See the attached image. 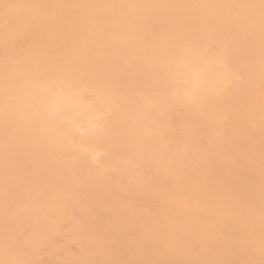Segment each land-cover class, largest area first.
Listing matches in <instances>:
<instances>
[{"label":"rangeland","instance_id":"1","mask_svg":"<svg viewBox=\"0 0 264 264\" xmlns=\"http://www.w3.org/2000/svg\"><path fill=\"white\" fill-rule=\"evenodd\" d=\"M39 1V2H38ZM215 1V2H214ZM222 1V2H221ZM220 4L218 5V3ZM256 2V3H255ZM215 3V4H214ZM217 3V4H216ZM223 3V4H221ZM253 3L256 5H253ZM227 7H226V6ZM217 6V7H216ZM225 6V7H224ZM219 7V8H218ZM221 8V9H220ZM224 8V9H223ZM227 8V9H226ZM218 10V11H217ZM222 11V12H221ZM263 11V12H262ZM262 13V14H261ZM264 0H0V32L5 33V37L0 42V68L6 67L0 74V154L3 159L0 161V188L1 200L0 208V264H133L136 255H129L128 257L120 258V254L126 249H136L139 247H148V251L143 253L142 258L152 264H160L161 260L174 259V261L183 264H263L264 262ZM220 15V16H219ZM230 15V16H229ZM260 15V16H259ZM263 16V17H262ZM221 17V18H220ZM224 17V18H223ZM226 17V18H225ZM216 18V19H215ZM218 18V19H217ZM228 18V19H227ZM261 18V20H260ZM63 19V20H62ZM215 19V20H214ZM222 19V21H221ZM263 19V20H262ZM220 24H219V22ZM224 20V21H223ZM228 22H227V21ZM232 20V22L230 21ZM254 20V21H253ZM218 23H217V22ZM251 23H250V22ZM256 21H262V24ZM151 22L148 29H144L145 23ZM213 22V23H212ZM222 22V23H221ZM256 24H254V23ZM214 26H212V24ZM241 23V24H240ZM249 23L252 25H249ZM226 24V25H225ZM235 24V25H234ZM261 24V27H260ZM152 25V26H151ZM158 25V26H156ZM210 25V26H209ZM220 25V26H219ZM222 25V26H221ZM227 27H225V26ZM240 25L242 26L240 28ZM249 25V26H248ZM156 26V27H155ZM215 28V29H213ZM219 26V27H218ZM254 26V28H252ZM257 26V27H256ZM263 26V28H262ZM104 30H102V28ZM223 27V28H222ZM234 27V28H233ZM251 27V28H250ZM259 27V29H258ZM219 28V29H218ZM236 28V29H235ZM256 28V29H255ZM99 29V30H97ZM199 29V31L195 30ZM204 29V30H203ZM223 29V30H222ZM234 29V30H233ZM255 30L254 32L252 30ZM262 29V30H260ZM145 30V31H144ZM147 30V31H146ZM209 30V31H208ZM222 34H221V32ZM240 30V31H239ZM245 30V31H243ZM8 31V32H7ZM91 31V32H90ZM98 31V32H97ZM104 31V32H103ZM107 31V32H105ZM187 31V32H186ZM193 32V35L191 32ZM196 31V32H195ZM228 34H227V32ZM239 31V33H238ZM242 31V32H241ZM249 31V32H246ZM252 31V32H251ZM93 32V33H92ZM217 32V33H216ZM241 32V34H240ZM262 32V34L260 33ZM78 33V34H77ZM92 33V34H91ZM185 33V34H182ZM189 33V34H188ZM224 33V34H223ZM245 33V34H244ZM253 33V34H252ZM10 34V35H9ZM206 34V35H205ZM216 34V35H215ZM239 34V35H238ZM243 34V35H242ZM92 35V36H91ZM184 35V36H183ZM190 35V36H189ZM192 35V36H191ZM198 35V36H197ZM205 35V36H204ZM227 35V37H225ZM241 35V36H240ZM247 35V36H246ZM260 35V36H258ZM84 36L86 38H84ZM181 36V37H180ZM188 36V37H187ZM200 36V37H199ZM218 36V37H217ZM223 36V37H222ZM246 36V37H245ZM249 36V40L246 39ZM258 36V38H257ZM263 36V38H262ZM4 37V34L1 36ZM90 37V38H89ZM92 37V38H91ZM179 37V39H178ZM183 37V39H182ZM209 37V38H208ZM261 37V39L259 38ZM89 38V39H88ZM190 38V39H189ZM193 38V40H192ZM198 38V41L196 40ZM211 38V40H210ZM221 38V39H220ZM243 38V40H242ZM257 38V39H255ZM186 39V40H184ZM255 39V40H254ZM93 40V41H92ZM111 40V41H109ZM175 40V41H174ZM190 40V43L188 42ZM203 40V42H202ZM242 40V41H241ZM251 40V41H250ZM261 40V42H260ZM263 40V42H262ZM180 41V42H178ZM185 41V42H184ZM193 41V42H192ZM201 41V42H200ZM206 41V42H205ZM213 41L211 44L208 42ZM254 41V42H252ZM257 41V42H256ZM87 42H89L87 44ZM183 42V43H182ZM199 42V44H198ZM245 47L242 46L244 45ZM248 42V43H246ZM2 43V44H1ZM181 43V45H180ZM185 43V44H184ZM188 43V44H187ZM192 43V44H191ZM194 43V44H193ZM252 43V44H251ZM257 43V44H254ZM92 44V45H91ZM178 48L175 51V46ZM179 44V45H177ZM218 46H216V45ZM247 44V45H246ZM250 44V46L248 45ZM260 45L259 47L257 45ZM87 45V46H86ZM90 45V46H89ZM193 46L191 49L189 46ZM199 45V46H196ZM221 47H220V46ZM226 47H224V46ZM254 45V46H253ZM184 50L182 51V47ZM187 46V47H186ZM190 46V47H191ZM196 46L195 51L194 47ZM211 46V47H210ZM248 46V47H247ZM254 50H253V47ZM257 48H256V47ZM174 47V48H173ZM181 47V48H179ZM204 47V48H202ZM213 47V48H212ZM224 47V48H223ZM242 47V48H241ZM210 48V49H209ZM217 48V49H216ZM222 48V49H221ZM244 48V49H243ZM259 48V49H258ZM262 48V49H261ZM189 49V50H187ZM203 51H202V50ZM213 49V50H212ZM228 49V50H227ZM242 49V50H241ZM248 49L247 51H245ZM257 49V50H256ZM193 50V51H192ZM251 50V51H250ZM173 51L171 55V52ZM175 51V53H174ZM182 51V52H181ZM194 52V53H191ZM224 51V52H223ZM228 51V52H227ZM242 51V52H241ZM178 52V53H177ZM185 52V53H183ZM188 54H187V53ZM198 52L201 55H198ZM208 52V53H207ZM212 52V53H211ZM227 54H226V53ZM240 52V53H238ZM244 52V53H243ZM246 52V53H245ZM251 52V54H250ZM254 52V53H253ZM258 52V53H256ZM182 55H181V54ZM199 53V54H200ZM206 55H205V54ZM222 53V54H221ZM237 53L239 55H237ZM243 55H242V54ZM248 53V54H247ZM177 56H176V55ZM194 54V56H193ZM203 54V56H202ZM212 54V55H211ZM218 54V56H217ZM242 56H241V55ZM246 54V55H245ZM259 54V55H256ZM192 55V56H191ZM202 56L199 58L198 56ZM214 55V56H213ZM251 55V56H250ZM172 56L178 57L177 59ZM185 56V58H184ZM187 56L190 57L187 58ZM197 56V57H196ZM206 56V57H205ZM210 56V58H209ZM212 56V58H211ZM217 56V57H216ZM227 56V57H226ZM257 56V57H256ZM259 56V57H258ZM194 57L197 58L194 60ZM226 57V59H225ZM238 57V59H237ZM239 57H242L241 59ZM248 57V58H247ZM257 59H256V58ZM261 57V58H260ZM85 58V59H84ZM199 58V59H198ZM208 60H206V59ZM219 58V59H218ZM244 58V59H243ZM65 59V60H64ZM185 59V60H184ZM203 59V60H202ZM212 62H211V60ZM223 59V60H222ZM229 59V60H228ZM262 59V60H261ZM27 60V61H26ZM62 60V61H61ZM68 60V61H67ZM83 60V64H82ZM181 60V61H180ZM189 60V61H188ZM198 60V61H197ZM200 60V61H199ZM217 60V62H216ZM228 60V61H226ZM241 60V61H240ZM244 60V61H243ZM254 60V61H253ZM67 61V63H66ZM73 61V62H72ZM177 61L178 65L175 64ZM186 61V62H185ZM192 61L191 64L188 62ZM214 61V62H213ZM250 61V62H248ZM256 61V62H255ZM31 62V63H30ZM48 62V63H47ZM52 62L54 64H52ZM58 62V65H57ZM69 62V63H68ZM72 62L73 64H71ZM182 62V63H181ZM196 62L199 63L195 64ZM201 62V64H200ZM209 62V63H208ZM216 62V64H215ZM228 62V63H227ZM241 62V63H240ZM245 62V64H244ZM63 63V64H62ZM77 63V64H75ZM86 63V64H84ZM174 63V64H172ZM194 63V64H193ZM205 63V64H204ZM206 63L208 66H206ZM215 70L212 69L213 64ZM218 63V64H217ZM224 63V64H223ZM246 63L247 66L246 67ZM251 63V64H250ZM255 63V64H254ZM29 64V65H28ZM31 64V65H30ZM61 64V65H60ZM68 64V65H67ZM71 64V65H70ZM78 64H82L78 66ZM98 64V65H97ZM203 64V65H202ZM229 64V65H228ZM241 64V65H240ZM22 65V66H21ZM50 65V66H48ZM56 65V66H54ZM75 67H74V66ZM95 69L93 70V67ZM185 65V66H184ZM195 65V66H193ZM212 65V66H211ZM217 65V66H216ZM245 65V66H244ZM21 66L20 68H18ZM24 66V67H23ZM29 69H27L28 67ZM32 66L34 68H32ZM48 68H46V67ZM76 66L78 68H76ZM85 66V67H84ZM179 66V67H178ZM188 66V67H187ZM203 68H202V67ZM227 66V67H226ZM231 66V67H230ZM56 67V68H54ZM58 67V68H57ZM60 67V68H59ZM83 67V68H82ZM163 69L161 72L159 68ZM173 67L175 70L173 71ZM187 67V68H186ZM193 69H192V68ZM210 67V68H209ZM229 67V69H228ZM244 67V68H243ZM251 67V68H250ZM255 67V68H253ZM259 67V68H258ZM23 68L26 70H23ZM32 68V69H30ZM53 68V69H52ZM62 68V69H61ZM68 68V69H67ZM81 68V69H80ZM135 68V69H134ZM182 68V69H181ZM189 68V69H188ZM208 68V69H207ZM219 68V69H218ZM227 68V69H226ZM243 68V69H242ZM246 68V69H245ZM263 68V69H262ZM11 69V71H10ZM18 69V70H17ZM35 69V70H34ZM43 69V71H42ZM50 72H49V70ZM59 69V70H57ZM74 69V70H71ZM78 69V70H77ZM158 69V70H157ZM172 69V70H171ZM178 69V70H177ZM198 71H197V70ZM202 69V70H201ZM206 69V70H205ZM223 69V70H221ZM240 69V70H239ZM245 69V70H244ZM250 69V70H249ZM262 69V70H261ZM9 70V72H7ZM15 70V71H12ZM20 70V73L18 72ZM22 70V71H21ZM67 70V71H66ZM70 70V71H69ZM84 70V71H82ZM169 70V71H168ZM177 70V73H176ZM208 70V73L206 72ZM217 70V71H216ZM229 70V72L227 71ZM248 70V71H247ZM254 70V71H253ZM259 70V71H258ZM29 71V72H28ZM33 71V72H32ZM42 71V72H41ZM56 71V73H54ZM60 71V72H59ZM89 71H91L89 73ZM98 73H97V72ZM141 71V72H140ZM166 71V72H165ZM189 71L191 75H189ZM199 73H197V72ZM226 71V72H224ZM263 71V72H262ZM16 72V73H15ZM18 72V73H17ZM21 72L23 75H21ZM27 74H26V73ZM67 72V73H66ZM70 72V73H69ZM140 72V73H139ZM171 72V73H170ZM188 72V74H186ZM204 72V73H203ZM214 72V73H213ZM219 72V73H218ZM242 72V73H241ZM246 72V73H244ZM261 73L263 76H260ZM7 75H6V74ZM12 73V74H10ZM38 73V74H37ZM54 73V74H53ZM76 73V75H75ZM85 73V74H82ZM94 75H93V74ZM157 73V74H156ZM159 73V74H158ZM165 73V74H164ZM172 73L174 75H172ZM180 73V75H179ZM185 73V74H184ZM196 73V74H195ZM202 73V75H201ZM206 73V74H205ZM227 73V74H224ZM233 73V75H232ZM240 75H239V74ZM244 73V74H243ZM250 73V74H249ZM257 75H256V74ZM10 74V75H9ZM15 74V75H14ZM18 74V75H17ZM20 74V75H19ZM37 74V75H36ZM40 74V75H39ZM89 74V75H88ZM90 74H92L90 76ZM208 74V75H207ZM242 74V75H241ZM248 76H247V75ZM4 75V76H3ZM10 77H9V76ZM26 75V76H25ZM36 75V76H35ZM45 75H47L45 77ZM68 75V76H67ZM71 75V76H70ZM84 75V76H83ZM88 75V79L86 77ZM176 75V76H175ZM182 75V76H181ZM187 75V80L185 79ZM195 75V76H194ZM201 75V76H200ZM206 77H205V76ZM231 75V76H230ZM237 78L235 79V77ZM241 76V77H238ZM245 75V77H244ZM13 78H12V77ZM20 76V77H19ZM41 76L43 78H41ZM59 76V77H58ZM61 76V77H60ZM64 76V78H63ZM73 76V77H72ZM173 76V78H172ZM181 76L183 79L181 80ZM188 76L191 77L188 79ZM199 76L200 80H199ZM212 78H211V77ZM243 76V77H242ZM247 76V77H246ZM33 77V78H32ZM35 77V78H34ZM59 79H58V78ZM81 77V78H80ZM84 77V78H83ZM94 77V78H93ZM159 77V78H158ZM196 77V78H194ZM219 77V79H218ZM250 77V78H249ZM27 78V79H25ZM48 78V79H46ZM77 78V79H76ZM92 78V79H91ZM205 78V79H204ZM263 78V79H262ZM6 79V80H5ZM11 79V80H10ZM14 79H16L14 81ZM19 79L21 81H19ZM65 79V80H64ZM83 79V81H82ZM85 79V82H84ZM179 79V81H178ZM197 79V80H196ZM203 79V80H202ZM222 79V80H221ZM258 79V80H257ZM5 80V82H4ZM9 80V81H7ZM23 80V81H22ZM27 80V81H26ZM30 80V81H29ZM34 80V81H33ZM40 80V81H38ZM54 80V81H53ZM71 80V81H70ZM74 80V82L72 81ZM75 80L79 81L78 83ZM174 80H177L174 81ZM191 80V81H189ZM193 80H195L193 82ZM208 80V82L204 81ZM33 81V83H32ZM44 81V82H43ZM50 81V82H49ZM53 81V82H52ZM60 81V83H59ZM63 81V82H62ZM88 81V82H87ZM91 81V82H90ZM93 81V82H92ZM183 81V83H182ZM201 81V82H200ZM217 83H215V82ZM224 83H222V82ZM227 81V82H226ZM10 82V84L8 83ZM14 84H12V83ZM20 82V83H19ZM22 82V83H21ZM36 82V87L35 83ZM52 82V83H51ZM84 82V83H82ZM132 82V83H131ZM193 82V83H191ZM200 82V83H199ZM206 82V83H203ZM230 82V84H229ZM255 82V83H254ZM257 82V83H256ZM9 85H8V84ZM66 83V84H64ZM206 85L204 87L203 84ZM213 83V84H212ZM215 83V84H214ZM227 83V84H226ZM232 83V84H231ZM261 83V84H260ZM3 84V86L1 85ZM20 84V86L18 85ZM32 84V85H31ZM52 84L54 86H52ZM64 84V85H62ZM70 84L69 86H67ZM74 84V85H73ZM84 86L85 89L81 88ZM156 84V85H155ZM180 88H179V86ZM184 84V85H183ZM190 84V85H189ZM201 85L198 87L197 85ZM208 84V86H207ZM252 88H251V85ZM255 84L257 87H255ZM7 85V86H6ZM17 85V86H15ZM23 85V86H22ZM29 85V86H28ZM58 85V86H57ZM73 85V87L71 86ZM120 85V86H119ZM152 85V86H151ZM157 88H155L154 86ZM172 85V86H171ZM182 85V86H181ZM188 85V86H187ZM197 87H196V86ZM221 85L222 87H220ZM31 86V87H30ZM52 88H51V87ZM76 86V87H75ZM79 86V87H78ZM92 86V87H91ZM190 86V87H189ZM230 86V89L226 87ZM2 87V88H1ZM23 87V88H22ZM28 87V89H27ZM39 87V88H38ZM48 87V88H47ZM58 87V88H57ZM64 87V88H63ZM68 87V88H67ZM72 87V88H71ZM183 87V90H182ZM185 87H188V89ZM193 87V88H192ZM208 87V88H207ZM214 89H213V88ZM226 87V88H225ZM26 88V91H25ZM30 88V91H29ZM49 90H47V89ZM64 90L72 94L74 100L73 104L68 102L67 106L63 108L58 114H52L47 109L49 106L48 100L50 94L48 91ZM84 92H82L81 90ZM87 88V89H86ZM90 88V89H89ZM177 88V90H176ZM179 88V89H178ZM191 88V89H190ZM199 88V90H198ZM203 88V89H202ZM205 88V89H204ZM3 89V90H2ZM6 89V90H5ZM40 89V90H39ZM51 89V90H50ZM79 89V90H78ZM190 89V90H189ZM201 89V90H200ZM210 91H209V90ZM216 89V90H215ZM220 89V90H219ZM225 91H221V90ZM258 89V90H257ZM262 89V90H261ZM28 90V91H27ZM36 90V91H35ZM38 90V91H37ZM45 90V91H44ZM62 90V91H63ZM87 90V91H86ZM193 90V92H192ZM195 90V91H194ZM204 90V91H203ZM206 90V91H205ZM209 96L213 99L208 97ZM213 90V91H211ZM219 90V91H218ZM260 90V91H259ZM73 91V92H72ZM80 91V92H79ZM90 91V92H89ZM93 91V92H92ZM181 91V93H180ZM184 91V92H183ZM202 91V94H201ZM254 93H253V92ZM3 92V93H2ZM6 92V93H5ZM37 92V93H35ZM39 92V93H38ZM45 92V93H44ZM77 92V93H75ZM86 92V93H85ZM148 92V93H147ZM176 94H175V93ZM179 92V93H178ZM191 92V93H189ZM197 92V94H196ZM214 92V93H213ZM251 92V94H250ZM5 93V94H4ZM31 93V95H30ZM115 93V94H114ZM117 93V94H116ZM151 93V95H149ZM172 93V94H171ZM189 93V95L187 94ZM199 93V95H198ZM205 95H204V94ZM212 93V94H211ZM221 93V95H219ZM229 93V94H228ZM262 93V94H261ZM38 94V95H37ZM40 94V95H39ZM85 96H84V95ZM100 94V95H99ZM144 97H143V95ZM171 94V95H170ZM186 94V95H185ZM202 96H201V95ZM259 94V95H258ZM4 95V96H3ZM46 95V96H45ZM77 95V96H76ZM83 95V97H82ZM115 95V96H114ZM117 95V96H116ZM156 95V96H155ZM177 95V99L174 97ZM182 95L184 96L182 98ZM188 95V96H187ZM192 95V96H190ZM194 95V96H193ZM198 95V96H197ZM207 95V96H206ZM212 95V96H211ZM262 95V96H261ZM35 96V98H34ZM87 96V97H86ZM91 96V98H90ZM106 96V97H105ZM122 96V97H121ZM148 96V97H147ZM155 96V97H154ZM160 96V97H159ZM181 96V97H180ZM188 97V98H185ZM201 98H200V97ZM206 96V97H205ZM213 96H215L213 98ZM227 96V97H226ZM232 96V97H231ZM258 96V98H257ZM38 97V98H37ZM46 97V98H45ZM111 97V99H110ZM121 97V98H120ZM125 97V98H124ZM140 99H139V98ZM142 97V99H141ZM151 97V98H150ZM157 97V98H156ZM165 97V98H164ZM170 97V98H169ZM218 97V98H217ZM227 99H226V98ZM42 98V99H41ZM77 98V99H76ZM80 98V99H79ZM82 98V100H81ZM88 98V99H87ZM107 98V99H105ZM114 98V99H113ZM117 98L119 99L117 101ZM133 98V99H132ZM155 98V99H153ZM161 103H159V100ZM164 98V100L162 99ZM167 98V99H166ZM169 98V99H168ZM181 98V99H180ZM207 98V99H206ZM223 98V99H221ZM234 98V101H233ZM247 98H250L247 100ZM33 99V100H32ZM38 99V100H36ZM105 99V100H104ZM109 99V100H108ZM129 99V100H128ZM138 99L139 102L136 100ZM145 99V100H144ZM157 99V100H156ZM172 99V100H171ZM198 99V100H196ZM201 99V100H199ZM210 99V100H209ZM215 99V100H214ZM221 103H220V100ZM226 99V100H224ZM41 100V101H40ZM84 100V101H83ZM112 100L114 103L110 102ZM134 100V101H132ZM148 100V101H147ZM152 100V101H150ZM163 100V101H162ZM171 100V101H170ZM174 100V101H173ZM178 100V101H176ZM180 100V101H179ZM187 101L185 103V101ZM193 100V101H192ZM203 100V101H202ZM209 100V101H207ZM232 102H231V101ZM244 100V101H243ZM36 101V102H35ZM40 103H38V102ZM131 101V102H130ZM144 101V103L142 102ZM201 101V102H200ZM208 103L206 104L205 103ZM226 101V103H224ZM250 101V102H248ZM256 101V102H255ZM261 101H263L261 103ZM130 102V103H129ZM135 102H137L135 104ZM143 104H142V103ZM148 102V104H147ZM150 102V103H149ZM165 102V103H164ZM191 102V103H188ZM198 102V103H195ZM200 102V103H199ZM204 102V103H203ZM213 104H212V103ZM255 102V103H254ZM258 102V104H257ZM118 103L120 105H118ZM147 107H146V105ZM155 105L158 107H153ZM171 103L172 105H169ZM177 105H175V104ZM195 103V104H194ZM203 103V104H202ZM237 103L236 105H234ZM36 104V106H35ZM75 104V105H74ZM97 104V105H96ZM102 104V105H101ZM117 104V105H113ZM127 106H124V105ZM131 104V105H130ZM162 104V105H161ZM181 104V105H180ZM183 104V105H182ZM194 104V105H193ZM206 104V105H205ZM221 105L220 107L218 106ZM223 104V105H222ZM227 107H225V105ZM248 104V105H247ZM256 104V105H255ZM3 105V106H1ZM86 105V106H84ZM104 105V106H103ZM123 105V106H122ZM130 108H129V106ZM144 105V106H143ZM151 105V106H150ZM180 105V107H179ZM185 105V106H184ZM191 105V106H190ZM202 105V107H201ZM213 105V106H212ZM229 105V106H228ZM232 105V106H230ZM242 107H240V106ZM251 105V106H250ZM40 106V107H38ZM119 106V107H118ZM137 106V107H136ZM168 106V109H167ZM171 106V107H170ZM176 106V110H175ZM188 106V108L186 107ZM190 106V107H189ZM197 106V107H195ZM208 106V107H207ZM215 106L217 107L215 109ZM236 106V107H235ZM248 106V108L243 107ZM3 107V108H2ZM30 107V108H29ZM43 107V109L41 108ZM81 107V109H80ZM83 107V108H82ZM110 109H109V108ZM124 107V108H123ZM142 107V109H141ZM174 107V108H173ZM178 107V108H177ZM184 107V108H183ZM205 107V108H204ZM210 107V108H209ZM232 107V108H231ZM34 108V109H33ZM46 108V109H45ZM71 108V109H70ZM79 108V109H78ZM113 108V109H112ZM138 108V109H137ZM147 108V109H146ZM149 108V109H148ZM154 108V109H153ZM158 108V109H157ZM164 108V109H163ZM183 108V109H182ZM194 108L197 111V114ZM204 108V109H203ZM208 108V109H207ZM225 108V109H224ZM263 108V109H262ZM2 109V110H1ZM31 109V110H30ZM40 109V110H39ZM42 109V110H41ZM98 109V110H97ZM108 109V110H106ZM112 109V111H111ZM136 109V110H135ZM140 109V110H139ZM180 109V110H178ZM199 109V110H197ZM203 109V110H202ZM219 109V110H218ZM230 110V112L228 110ZM232 109V110H231ZM246 111H243V110ZM261 109V110H260ZM35 110V112L33 111ZM69 110H71L69 112ZM77 111V113H72ZM113 110L115 117L113 116ZM124 110V111H123ZM133 110V111H131ZM135 110V111H134ZM139 110V111H138ZM160 110V111H158ZM185 110V111H184ZM216 110V111H215ZM244 114H243V112ZM252 110V111H250ZM263 110V111H262ZM95 111V112H93ZM119 111V112H118ZM121 111V112H120ZM127 111V112H126ZM130 111V112H129ZM144 111V112H143ZM146 111V112H145ZM152 111L153 116L149 112ZM172 111V113H171ZM175 111V112H174ZM200 111V112H199ZM223 111V112H221ZM229 113H228V112ZM30 112V113H29ZM40 114H38V113ZM43 112V113H42ZM118 112V113H117ZM126 112V113H125ZM137 112V113H136ZM143 112V114H142ZM158 112V113H157ZM171 114H170V113ZM215 112H218L217 114ZM221 112V113H219ZM234 112V113H232ZM252 112V114H250ZM28 113V114H26ZM45 113H49L48 115ZM69 113V114H68ZM97 113V114H95ZM110 113V115H109ZM120 113V116H119ZM131 113V116H126ZM134 113V114H133ZM140 113V114H138ZM160 113V114H159ZM168 113V114H167ZM176 113V114H174ZM232 113V114H230ZM240 113V114H239ZM247 113V114H246ZM259 113V114H257ZM262 113V114H261ZM30 114V115H29ZM42 114V115H41ZM52 114V115H51ZM69 116H68V115ZM77 114V115H76ZM83 114V115H82ZM122 114V115H121ZM125 114V115H124ZM136 114V115H135ZM149 114V116H148ZM173 114V115H172ZM188 114V115H187ZM216 114V115H215ZM255 114V115H254ZM25 115V116H24ZM34 115V116H33ZM40 117H39V116ZM65 115V116H63ZM86 115V116H84ZM102 117H101V116ZM120 117H118V116ZM125 117H124V116ZM135 115V116H134ZM141 119H140V117ZM162 115V116H161ZM168 115V117L165 116ZM171 115V116H170ZM176 115V116H175ZM180 115V116H179ZM184 117H181V116ZM195 117H194V116ZM202 117H201V116ZM205 115V117H204ZM213 115V116H212ZM225 115V116H224ZM259 115V116H258ZM24 116V117H23ZM30 116V117H27ZM36 116V117H35ZM54 116V117H53ZM59 118H58V117ZM116 121L114 120V118ZM134 116V117H133ZM143 116V117H142ZM151 116V117H150ZM156 116V117H155ZM179 116V117H177ZM193 116V118H192ZM197 116V117H196ZM214 116V119H212ZM224 116V117H223ZM246 116V117H245ZM259 118H258V117ZM27 117V118H26ZM46 117V119H45ZM48 117V118H47ZM52 117V118H51ZM73 117V118H72ZM84 117V118H83ZM86 117V118H85ZM125 121H124V118ZM133 117V118H130ZM146 117V118H144ZM161 119H160V118ZM165 117V118H164ZM174 119H173V118ZM250 117V118H249ZM257 117V118H256ZM30 120H29V119ZM35 118V119H34ZM39 118V119H38ZM65 118V119H63ZM130 118V119H128ZM138 118V121H137ZM144 120H143V119ZM157 118V119H156ZM164 118V119H163ZM171 118V119H170ZM180 118V119H179ZM197 118V119H196ZM207 120H206V119ZM210 118V121H209ZM235 118V120H234ZM241 118L242 122L240 121ZM22 119V120H21ZM24 119V120H23ZM53 119V120H52ZM56 119V120H54ZM71 122H69L68 121ZM82 119V120H81ZM107 119V120H106ZM146 119V120H145ZM221 119L224 121H221ZM247 119V120H246ZM259 119V121H258ZM44 120V121H43ZM46 120V121H45ZM52 120V122H47ZM60 120V121H58ZM64 120V121H62ZM66 120V121H65ZM89 120V121H88ZM122 120V121H120ZM130 120V121H129ZM142 122H141V121ZM151 120V121H150ZM158 120V121H157ZM162 120V121H161ZM173 122H172V121ZM183 120V121H182ZM206 120V121H205ZM220 120V121H219ZM238 120V121H237ZM244 120V122H243ZM23 121V122H22ZM33 121V122H32ZM58 121V122H57ZM77 121V125L74 122ZM96 121V122H95ZM98 121V122H97ZM100 121V122H99ZM134 121V122H133ZM166 121V123H165ZM178 121V122H176ZM216 121V122H215ZM251 121L253 123H251ZM19 122V124H18ZM65 122H67L65 124ZM68 127L66 128L67 124ZM85 122V123H84ZM94 122V123H93ZM102 122V123H101ZM117 123L118 126L115 124ZM120 124H119V123ZM123 122H127L125 124ZM136 122V123H135ZM141 122V123H140ZM152 122V123H151ZM157 122V123H156ZM161 122V123H159ZM171 124H170V123ZM196 122V123H195ZM198 122V123H197ZM209 124V126L206 125ZM249 122V123H248ZM255 122V123H254ZM22 123V124H20ZM26 123V124H23ZM34 123V126H33ZM54 123V124H53ZM56 123H58L57 126ZM62 123H64L62 125ZM89 123V124H88ZM115 123V124H114ZM121 123H123L122 126ZM134 123V124H133ZM144 123V124H143ZM150 123V125H149ZM183 123V126L182 124ZM197 125V126H195ZM200 123V124H199ZM202 123V126H201ZM217 123V124H216ZM240 125H239V124ZM251 123V124H250ZM259 123V124H258ZM32 124V125H31ZM41 124V125H40ZM48 124V125H47ZM52 124V125H51ZM97 124V125H96ZM99 124V125H98ZM112 124V126H111ZM131 124V125H130ZM157 126H156V125ZM158 124L161 127H158ZM164 124L163 128L162 125ZM237 124V125H236ZM246 124V125H245ZM249 124V125H248ZM18 125V126H17ZM21 127H20V126ZM24 125V126H23ZM37 127H36V126ZM51 125V126H50ZM54 127L53 130V126ZM85 125V126H84ZM114 125V126H113ZM121 127H120V126ZM137 125V126H136ZM216 125V126H214ZM256 125V126H255ZM261 125V126H260ZM26 126V127H25ZM43 126V130L42 127ZM111 126V127H110ZM116 126V128H115ZM127 126L129 128H127ZM139 126V127H138ZM144 126V127H143ZM146 126V127H145ZM152 127L153 129L149 128ZM173 126V127H172ZM180 126V127H179ZM195 126V127H194ZM2 127V128H1ZM18 127V128H17ZM31 127V128H30ZM46 127V128H44ZM50 127V128H49ZM63 127H65L63 129ZM83 127V128H82ZM87 127V128H86ZM94 127V128H93ZM103 130H102V128ZM110 127V128H109ZM115 129H113V128ZM119 127V128H117ZM123 127V128H122ZM134 127V128H133ZM207 127V128H206ZM236 127V128H235ZM256 127V128H255ZM263 130H260V128ZM5 128V129H4ZM25 128V129H24ZM34 128V129H33ZM52 128L50 131L49 129ZM59 128V131H58ZM62 130H61V129ZM74 128V129H73ZM101 128V129H100ZM109 128V129H107ZM112 128V129H111ZM131 128V129H130ZM133 128V129H132ZM142 130H140V129ZM145 128V129H144ZM162 130L159 132V130ZM168 128V130H167ZM176 130H175V129ZM196 128V129H195ZM204 128V129H203ZM214 128V129H213ZM241 128V129H240ZM243 128V129H242ZM245 128V129H244ZM3 129V130H2ZM20 131H19V130ZM28 129V130H27ZM48 129V130H46ZM66 129V130H65ZM118 129H121V131ZM124 129V130H123ZM136 129V130H135ZM172 129V130H171ZM181 129V130H180ZM183 129V131H182ZM187 129V130H184ZM199 129V130H198ZM208 129V130H207ZM252 129V130H251ZM24 130L26 133H24ZM27 130V131H26ZM30 130V132H29ZM32 130V131H31ZM36 130V131H33ZM46 130V132H45ZM67 130H74L67 131ZM88 130V131H87ZM101 130V132H100ZM111 130V131H110ZM117 130V132H116ZM127 130V131H126ZM133 130V132H132ZM144 130L146 132H144ZM153 132H150L152 131ZM164 130V131H163ZM196 130V131H195ZM227 132H226V131ZM229 130V131H228ZM246 130V131H245ZM19 131V132H18ZM61 131V132H60ZM158 131V132H157ZM180 131V132H179ZM185 131V132H184ZM191 131V132H190ZM200 131V132H198ZM208 131V132H207ZM48 132L46 135L45 133ZM51 134H50V133ZM64 132V133H63ZM92 132V133H91ZM115 132V133H114ZM123 132V135H122ZM139 132V133H137ZM143 132V133H142ZM149 134H148V133ZM162 132V134H161ZM170 132V133H169ZM182 132V135H181ZM196 132V134H195ZM206 134H205V133ZM214 134H213V133ZM226 132V133H225ZM249 132V133H248ZM21 133V134H20ZM40 133V134H39ZM77 133V134H76ZM81 133V134H80ZM97 133V134H96ZM108 133V134H107ZM114 133V134H112ZM134 133V134H133ZM155 133V134H154ZM162 135H160V134ZM166 133V134H165ZM185 133V134H183ZM192 133V134H191ZM223 133V135H222ZM231 133V134H229ZM234 133V134H232ZM252 133V135H251ZM256 133V134H255ZM260 135H259V134ZM18 134V136H17ZM30 134V135H29ZM34 134V135H33ZM39 134V135H38ZM45 134V136H44ZM80 134V135H79ZM99 134V135H98ZM105 136L107 137H104ZM119 134V135H118ZM127 134V135H125ZM134 135L132 139L131 135ZM137 134V135H136ZM139 134V135H138ZM144 134V135H143ZM148 134V135H147ZM157 134V135H156ZM160 136H159V135ZM164 134V135H163ZM187 134V135H186ZM203 134V135H202ZM221 134V135H220ZM243 134V135H242ZM262 134V135H261ZM25 137H22V136ZM28 137H27V136ZM42 135L43 138L40 136ZM50 135V136H49ZM99 137H97V136ZM132 135V136H133ZM150 135V136H149ZM184 135V136H183ZM195 135V136H194ZM210 135V136H209ZM214 137H213V136ZM220 135V136H219ZM236 135L237 138H235ZM255 135V136H254ZM259 135V136H257ZM20 136V137H19ZM29 136H31L29 138ZM35 136V137H34ZM49 136V137H48ZM94 136V137H93ZM112 138L110 139V137ZM140 136V138H139ZM156 136V137H155ZM158 136V137H157ZM174 136V137H173ZM187 136V137H186ZM189 136V137H188ZM203 138H202V137ZM213 139H212V137ZM217 136V138H216ZM225 136V138H224ZM252 136V137H251ZM254 136V137H253ZM47 139H46V138ZM92 137V138H91ZM101 137V138H100ZM102 137H104L102 139ZM121 137H126L122 138ZM128 137V138H127ZM138 137V138H137ZM150 139H149V138ZM153 137V138H152ZM165 137V138H164ZM184 137V138H183ZM211 137V138H210ZM231 137V138H230ZM233 137V138H232ZM242 137V138H241ZM257 137V138H256ZM259 137V139H258ZM21 138V141H20ZM23 138V139H22ZM27 138V139H26ZM34 138V139H32ZM38 138H42L39 139ZM45 138V139H44ZM97 138L99 141H97ZM120 140V141H118ZM144 140H143V139ZM146 138V139H145ZM148 138V139H147ZM168 138V140H167ZM222 140H220V139ZM229 138V139H228ZM240 138V140L238 139ZM261 138V139H260ZM19 141H16V140ZM31 139V141H30ZM48 139L50 141H48ZM90 139V140H89ZM102 141H101V140ZM107 142H106V140ZM141 139V140H140ZM157 139V140H156ZM172 139V141H171ZM179 139V140H178ZM189 139V141L187 140ZM192 139V140H191ZM233 139V140H232ZM242 139V141H241ZM245 139V140H243ZM248 139V143L247 142ZM25 140V141H24ZM30 142V143H28ZM42 140V141H41ZM44 140H46L44 142ZM110 140V141H109ZM112 140V141H111ZM122 140V141H121ZM143 140V141H142ZM147 140V141H146ZM150 140V141H149ZM154 140V141H153ZM167 140V141H166ZM182 140V141H181ZM196 140V141H195ZM199 140V141H198ZM208 140V141H207ZM214 140V141H213ZM218 140V141H217ZM224 140V142H223ZM227 140V141H226ZM240 142H239V141ZM262 140V141H261ZM82 141V142H81ZM105 141V143H102ZM133 143H132V142ZM137 141H140L139 144ZM142 141V144L140 145ZM160 141V142H158ZM166 141V143H165ZM202 141V142H201ZM216 141V142H215ZM232 141V143H231ZM234 141V143H233ZM245 141V142H244ZM250 141V142H249ZM252 141V142H251ZM256 141V143H255ZM19 142V143H18ZM45 144H44V143ZM50 142V143H48ZM90 142V143H86ZM92 142V144H91ZM96 142V143H93ZM100 142V143H99ZM110 142V144H109ZM122 142V143H121ZM126 142V143H125ZM129 142H131L129 144ZM145 142H147L145 144ZM150 142V143H149ZM155 144H153V143ZM157 142V144H156ZM198 142V143H197ZM219 142V143H218ZM254 142V143H253ZM259 142V144H258ZM23 145H21V144ZM26 143V144H25ZM38 143V144H37ZM53 143V144H52ZM80 143V144H79ZM115 143H117L115 145ZM125 143V144H124ZM136 148L134 147L136 144ZM173 145H172V144ZM181 143V144H179ZM187 143V144H185ZM203 143V144H202ZM211 143V144H210ZM213 143V144H212ZM231 143V144H230ZM238 143V144H236ZM246 143V144H245ZM251 143V144H250ZM43 144V145H42ZM49 144V146H48ZM86 145V146H83ZM96 144V145H94ZM108 144V145H105ZM114 149L112 148L113 146ZM121 144V145H120ZM128 144V145H126ZM149 144H151L149 146ZM153 144V145H152ZM160 144V145H159ZM167 146H165V145ZM175 144V145H174ZM199 144V145H198ZM202 144V145H201ZM206 148H205V145ZM217 148H216V146ZM229 144V145H228ZM236 144V145H235ZM245 146H244V145ZM254 144V146H253ZM257 144V146H256ZM45 145V147H44ZM54 149H53V147ZM59 145V147L57 146ZM81 145V146H79ZM94 145V147H93ZM101 145V147H99ZM149 147H146V146ZM157 147H156V146ZM171 145V146H170ZM187 145V146H186ZM190 145V146H189ZM198 145V146H196ZM201 145V146H200ZM234 145V148H233ZM248 145V146H247ZM22 146V148H20ZM32 146V147H31ZM57 146V147H56ZM90 146V147H89ZM98 146V147H97ZM109 146L111 148H109ZM117 146V147H116ZM129 149L125 151L126 149ZM130 146V148L128 147ZM131 146L133 148H131ZM152 146V148H150ZM154 146V148H153ZM158 146H160L158 148ZM209 146V147H208ZM212 146V148H211ZM224 146V147H223ZM244 146V147H243ZM260 146V147H259ZM30 147V148H29ZM35 147V148H34ZM81 147V148H79ZM90 150H89V148ZM128 147V148H127ZM141 147H144L141 150ZM181 147V150H180ZM198 147V148H197ZM227 147V149H225ZM236 147V149H235ZM242 149H241V148ZM257 149H256V148ZM10 148V149H9ZM27 148L28 150H25ZM59 148L62 150L60 152ZM88 148V149H87ZM96 148V149H95ZM101 148V149H100ZM104 148V149H103ZM138 148V150H137ZM147 148V149H146ZM165 148V149H163ZM178 148V150H177ZM196 148V149H195ZM211 148V149H210ZM224 148V149H223ZM229 148V149H228ZM239 148V149H238ZM250 148V149H249ZM12 149V150H11ZM45 149V150H43ZM58 149V151H57ZM87 149V150H86ZM92 149V151H91ZM153 149V150H152ZM171 151H170V150ZM186 149V150H185ZM188 149V150H187ZM192 149V150H191ZM198 149V150H197ZM213 149V152H212ZM7 152V150L10 152ZM38 150V151H37ZM42 150V151H40ZM47 150V151H46ZM50 150V151H49ZM53 150V151H52ZM96 150V152H95ZM102 152H101V151ZM132 150V151H131ZM134 150V151H133ZM155 152V153H153ZM156 150V151H155ZM161 150V151H160ZM190 150V151H189ZM196 150V151H195ZM204 150V151H203ZM216 150V151H215ZM227 150V151H225ZM235 150V151H234ZM237 150V151H236ZM246 150V152H245ZM255 150V151H254ZM258 150V152L256 151ZM12 151V152H11ZM45 151V152H44ZM84 156H82L83 154ZM89 151V152H88ZM99 156H98V153ZM139 151V152H138ZM143 151V152H142ZM145 151V152H144ZM149 151V152H148ZM179 151V152H177ZM193 151V152H192ZM207 151V152H205ZM221 151V152H220ZM3 152V153H2ZM5 152V153H4ZM43 152V153H42ZM49 154H47V153ZM56 152V153H54ZM60 152V153H59ZM92 152V155H91ZM131 152V153H130ZM160 152V153H159ZM172 152V153H171ZM180 152L182 154H180ZM190 152V153H189ZM195 152V154H194ZM220 152V153H219ZM235 152V153H234ZM239 152V153H238ZM255 154H254V153ZM263 152V153H261ZM40 153V157H39ZM81 155H80V154ZM133 153V155H132ZM136 153V154H135ZM141 153V154H140ZM145 153V154H143ZM167 153V154H166ZM169 153V154H168ZM193 153V154H192ZM207 153V154H206ZM217 153V154H216ZM222 153V154H221ZM225 153V154H224ZM234 153V154H233ZM246 155L244 156L243 155ZM7 155L6 157L3 156ZM14 156H13V155ZM42 154V155H41ZM44 154V155H43ZM46 154V155H45ZM73 154V155H72ZM79 157H78V155ZM95 156H94V155ZM138 154V155H137ZM148 154V155H147ZM164 155L162 157V155ZM173 154V155H172ZM187 154V155H186ZM198 154V155H197ZM204 154V155H203ZM251 154V155H250ZM260 154V155H259ZM262 154V155H261ZM12 155V156H11ZM52 155V156H50ZM69 155V156H68ZM144 155V157L142 156ZM146 155V156H145ZM151 155V156H150ZM157 155V158L155 157ZM160 155V156H159ZM177 155V156H176ZM183 155V156H181ZM190 155V156H189ZM243 155V156H242ZM259 155V156H258ZM11 156V157H10ZM46 157V160L43 158ZM91 156V157H88ZM94 156V157H93ZM99 158H98V157ZM132 156V157H131ZM171 158H170V157ZM174 156V157H173ZM187 156V157H186ZM197 156V157H196ZM227 156V158H225ZM230 156V157H229ZM240 156V157H239ZM242 156V157H241ZM261 156V157H260ZM0 155V158H2ZM10 157V158H8ZM13 157V158H12ZM50 157V158H49ZM59 157V158H58ZM61 157V158H60ZM97 159H96V158ZM137 157V158H134ZM167 157V158H166ZM176 157V158H175ZM179 157V158H178ZM186 159H185V158ZM190 159H189V158ZM192 157V158H191ZM204 157V158H203ZM217 157V160L215 158ZM232 157V158H231ZM249 157V158H248ZM258 159H257V158ZM8 160L6 161V159ZM16 160H15V159ZM42 161H40L39 160ZM43 158V159H42ZM57 158V159H54ZM72 158V160H71ZM77 160H76V159ZM79 158L81 160H79ZM103 158V159H102ZM123 158V160H122ZM140 158V159H139ZM158 160H156V159ZM160 158V160H159ZM170 158V159H169ZM196 158V159H195ZM199 158V159H198ZM214 158V159H212ZM241 160H240V159ZM256 158V159H255ZM263 158V160H261ZM9 159H12L9 161ZM24 159V161H22ZM51 159V160H50ZM62 159V160H60ZM86 159V160H85ZM134 159V160H133ZM135 159L139 160L136 161ZM150 159V160H149ZM173 159V160H172ZM185 159V160H184ZM238 159V160H237ZM247 159V160H246ZM14 160V162H13ZM53 160V161H52ZM84 160V161H83ZM88 160V161H87ZM91 160V161H90ZM93 160V164L90 163ZM97 160V162H95ZM105 164L103 167V164ZM112 160V161H111ZM152 160V161H151ZM183 160L182 162H178ZM191 160V161H190ZM200 160V161H199ZM202 160V162H201ZM214 162H213V161ZM219 160V161H218ZM223 160V163H222ZM232 160V161H231ZM251 160V161H250ZM16 161V162H15ZM22 161V163H21ZM51 163L50 164L48 163ZM74 161V162H73ZM78 161V162H77ZM82 161V162H80ZM90 161V162H89ZM106 161L109 163L106 164ZM121 161V162H120ZM154 161V162H153ZM157 161V162H156ZM165 161V162H164ZM170 161V162H169ZM173 161V162H172ZM201 165H199L200 163ZM207 161V162H206ZM209 161V162H208ZM221 161V162H220ZM227 161V163H226ZM253 161V162H252ZM257 161V162H256ZM1 162L8 166L6 168L1 165ZM4 162V163H3ZM40 162V163H39ZM56 162V164H54ZM73 164H72V163ZM77 162V163H76ZM118 162V163H117ZM131 164L128 165V163ZM166 163L165 164H162ZM176 162V163H174ZM191 162V163H189ZM194 162V163H193ZM198 162V163H196ZM216 162V163H215ZM229 162L231 164H229ZM234 162V163H232ZM245 162V163H243ZM247 162V163H246ZM260 162V163H259ZM12 166H10V164ZM14 163V164H13ZM18 163V166H17ZM43 163V164H41ZM44 163H47L44 164ZM64 163H66L64 165ZM69 163V164H68ZM80 163L78 166L77 164ZM83 163V164H82ZM85 163V164H84ZM88 163V166H87ZM115 163V164H114ZM122 163V164H121ZM145 163V165H144ZM152 165H151V164ZM156 163V165H155ZM190 165H189V164ZM215 163V164H214ZM221 163V164H220ZM263 163V164H262ZM21 164V165H19ZM63 164V166H62ZM102 164V165H98ZM114 164V165H113ZM118 164V166H117ZM120 164V165H119ZM158 164V165H157ZM188 164V165H186ZM198 164V165H197ZM210 168H209V165ZM227 164V166H226ZM240 164V166H239ZM258 164L260 166H258ZM14 165V167H13ZM43 165V167H42ZM53 165V166H52ZM66 165L69 167H66ZM73 165V166H72ZM86 165V166H85ZM90 165V166H89ZM137 165V166H136ZM162 167H161V166ZM184 165V166H183ZM206 165V166H205ZM215 167H214V166ZM219 165V166H217ZM223 165V166H221ZM250 165V166H249ZM262 165V166H261ZM22 166V167H21ZM24 166V167H23ZM45 166V168H44ZM47 166V167H46ZM60 166V167H58ZM71 166V167H70ZM83 168H82V167ZM107 166V168H106ZM120 166V167H119ZM131 166L133 168H131ZM143 166V167H142ZM156 168H155V167ZM167 166V167H166ZM177 169H174V167ZM183 166V167H182ZM212 166V167H211ZM254 166V167H253ZM12 167V168H10ZM20 167V168H19ZM25 167L26 170H25ZM42 167V168H41ZM52 167V169H51ZM59 170H54V168ZM74 167V168H73ZM77 167V168H76ZM85 167V168H84ZM88 167V168H87ZM93 167V168H92ZM97 168V170L95 168ZM102 168V170L100 169ZM117 167V168H116ZM153 169H152V168ZM160 169H159V168ZM165 167V168H164ZM171 167V168H170ZM204 169H203V168ZM208 167V168H207ZM223 167V168H222ZM230 167V169H229ZM240 167V168H239ZM260 167V168H259ZM17 168V169H15ZM22 168V170H21ZM50 170L48 171V169ZM90 168V170H89ZM92 168V169H91ZM123 168V169H120ZM127 168V169H126ZM141 168V169H140ZM146 168V169H145ZM150 168V169H149ZM155 168V169H154ZM162 168V171H161ZM164 168V169H163ZM214 168V169H213ZM222 168V170H220ZM238 170H235L237 169ZM259 170H257V169ZM2 169V170H1ZM4 169V171H3ZM10 169V170H9ZM13 169V170H12ZM67 169V170H66ZM71 169V171H70ZM75 169V171H73ZM85 169V170H84ZM94 169L96 171H94ZM116 169V170H115ZM118 169V170H117ZM132 169V170H131ZM135 169V170H134ZM151 172V174L148 172ZM167 169V170H165ZM200 169V170H198ZM218 169V170H217ZM225 171H224V170ZM228 169V170H227ZM233 169V170H232ZM246 169V170H245ZM250 169V170H249ZM255 169V171H254ZM8 170V171H6ZM11 170L13 171L12 174ZM19 172H17V171ZM46 172H43V171ZM53 170V171H51ZM88 172H87V171ZM99 170V172H98ZM208 170V171H207ZM227 170V171H226ZM243 170V171H242ZM252 170V172H251ZM263 170V171H262ZM16 171V172H15ZM31 171V175H30ZM56 171V172H54ZM94 171V172H92ZM102 171V172H101ZM114 171V172H113ZM119 171V173H118ZM123 171V173H122ZM128 171V172H126ZM133 171V172H132ZM137 171V172H135ZM140 171L142 173H140ZM154 173H153V172ZM159 171V172H158ZM165 171V172H163ZM170 171V172H169ZM182 171V173H180ZM201 171V172H199ZM206 171V172H205ZM219 171V173H218ZM222 171V172H220ZM238 171V172H237ZM240 171V173H239ZM245 171V172H244ZM252 174L249 173V172ZM263 174H262V172ZM2 172V173H1ZM23 175H20L22 173ZM54 172V173H53ZM57 172L61 174H57ZM64 172V173H63ZM67 172V173H66ZM75 174H74V173ZM92 172V173H90ZM105 172V173H104ZM109 172V173H108ZM111 172V173H110ZM117 172V173H116ZM169 172V174H168ZM177 172V174L175 173ZM216 176H214V173ZM217 172V173H216ZM248 172V173H247ZM255 172V175H254ZM7 174V176L5 174ZM28 173V174H27ZM34 173V174H33ZM44 173V174H42ZM64 175H63V174ZM71 173V174H70ZM99 173V174H96ZM122 173V174H121ZM130 173H133L130 174ZM148 173V174H147ZM160 174L159 176L156 174ZM167 175H166V174ZM201 175H200V174ZM204 173V175H203ZM206 173V175H205ZM212 173V174H210ZM239 173V174H238ZM244 173L243 177L241 176ZM247 173V174H246ZM38 175V177L35 176ZM41 174V176H40ZM47 174V175H46ZM53 174V175H51ZM74 174V175H73ZM88 174V175H87ZM104 174V176H103ZM108 174V175H107ZM145 174V175H144ZM220 174L221 177L219 176ZM224 174V175H223ZM227 174V175H226ZM232 174V175H230ZM18 177H17V176ZM37 178V180H33ZM56 175V176H54ZM66 175V176H65ZM72 175V176H71ZM96 175V176H95ZM127 175V176H126ZM153 175V177H151ZM169 175V176H168ZM179 175V176H178ZM261 175V176H260ZM11 176V177H10ZM16 176V177H15ZM21 176V177H20ZM23 176V177H22ZM45 177V179L43 178ZM50 176V177H49ZM53 176V177H52ZM75 176V177H74ZM87 176V177H86ZM100 176L102 178H100ZM118 176V177H117ZM135 176V177H132ZM149 178H148V177ZM166 178H165V177ZM173 176V178L171 177ZM205 176V177H204ZM209 176V177H208ZM211 176V177H210ZM241 176V178H240ZM15 177V178H14ZM49 177V178H48ZM71 177V178H70ZM74 177V179H73ZM91 177V179L89 178ZM122 177V178H121ZM144 177V178H143ZM159 177V178H158ZM176 177V178H175ZM182 177V178H181ZM190 177V178H189ZM204 177V178H203ZM214 177V178H212ZM226 177V178H224ZM231 177V179H230ZM233 177V178H232ZM237 177V178H235ZM247 177L248 180H245ZM250 177V178H249ZM255 177V178H253ZM257 177V178H256ZM8 178L9 180L7 181ZM11 178V179H10ZM14 178V179H13ZM17 178V179H16ZM20 181H19V179ZM24 178V179H22ZM43 178V179H41ZM53 178V181L51 182ZM58 178V179H57ZM64 181V185L62 181ZM68 180H65V179ZM88 178V179H86ZM96 178V179H95ZM104 178V179H103ZM163 178V179H162ZM169 178V179H168ZM181 178V179H179ZM192 178V179H191ZM202 178V179H201ZM207 178V179H205ZM211 178V180H210ZM222 180H221V179ZM242 180L239 181L238 180ZM262 180H261V179ZM2 179H4L2 181ZM26 179V180H25ZM32 179V180H31ZM39 179V180H38ZM50 179V180H48ZM59 180L61 184H59ZM73 182H71L70 181ZM75 180V182L73 180ZM85 179V180H83ZM127 179V180H126ZM162 179V180H161ZM165 179V180H164ZM200 179V180H199ZM230 180V183L228 181ZM258 179H260L258 181ZM6 180V182H5ZM18 182H17V181ZM24 180V181H23ZM42 180V181H41ZM95 180V182H93ZM99 180V181H97ZM101 180L103 182H101ZM109 180V181H107ZM118 180V181H117ZM120 180V183H118ZM126 180V181H125ZM132 180V181H130ZM152 180V182H151ZM180 180V181H179ZM186 182H185V181ZM189 180V181H188ZM199 180V181H198ZM217 184H216V181ZM250 180V181H249ZM253 180V182H252ZM255 180V181H254ZM2 181V182H1ZM16 181V182H14ZM23 181V182H22ZM36 183H35V182ZM81 181V182H79ZM90 183H89V182ZM106 181V182H104ZM111 181V182H110ZM148 181V182H147ZM195 181V182H194ZM207 182V183H204ZM215 181V182H214ZM220 181V184H219ZM225 183H222L224 182ZM236 181V183H235ZM246 181V183H245ZM263 181V182H261ZM9 182V183H8ZM14 183V185L12 183ZM21 182V185H20ZM38 182V184H37ZM45 182V183H44ZM50 182V183H49ZM70 182V185H69ZM88 182V183H87ZM98 182V183H97ZM100 182V183H99ZM109 182V183H108ZM117 182V183H116ZM132 182V183H131ZM184 182V183H183ZM202 182V184H201ZM214 182V183H213ZM242 182V183H241ZM250 182V183H248ZM260 182V183H259ZM3 183H5L4 186ZM24 183V184H23ZM79 183V184H78ZM93 183V185L91 184ZM125 183V184H124ZM131 183V184H130ZM152 183V184H151ZM161 183V185H160ZM171 183V184H170ZM174 183V184H173ZM176 183V184H175ZM191 183V184H188ZM213 183V184H212ZM222 183V184H221ZM229 183V184H228ZM238 183V184H237ZM241 183L243 185L239 184ZM255 183V184H254ZM27 184V185H26ZM36 184V185H34ZM43 184V185H42ZM68 184V185H67ZM73 184V185H72ZM77 184V185H76ZM90 184V185H88ZM96 184V185H95ZM98 184V186H97ZM101 186H100V185ZM138 184V185H137ZM144 186H142V185ZM188 184V186H187ZM193 184V185H192ZM210 184V186H209ZM212 184V185H211ZM232 184V186H231ZM236 184V185H234ZM252 184V185H251ZM262 184V185H261ZM10 185V186H9ZM20 185V186H19ZM23 185V186H22ZM34 187H32V186ZM37 185H39L37 187ZM42 185V186H41ZM45 185V186H44ZM46 185L48 188H46ZM82 185V188L80 187ZM85 185V186H83ZM111 187H109V186ZM117 185V186H116ZM120 185L122 187H120ZM132 185V186H131ZM151 185V187H149ZM179 185V187H178ZM186 185V187H185ZM190 185V186H189ZM208 185V186H207ZM224 185V186H223ZM230 185V186H226ZM256 185L255 187H252ZM259 185V186H258ZM261 185V186H260ZM22 186V187H21ZM25 186V188H23ZM30 186V187H29ZM56 186V187H55ZM65 186V189H64ZM74 186V187H73ZM76 186V188H75ZM80 188H79V187ZM104 186V187H103ZM106 186V187H105ZM136 186V188H134ZM166 186V187H165ZM202 186V187H201ZM211 186H214L211 188ZM223 186V187H222ZM239 186V187H238ZM6 189H5V188ZM13 190H12V188ZM21 187V188H20ZM28 187V188H27ZM34 189H32V188ZM37 189H36V188ZM71 187V188H70ZM108 187V188H107ZM114 187V188H113ZM117 189H116V188ZM133 187V188H132ZM146 187V188H145ZM160 187V189H158ZM162 187V188H161ZM172 187V188H171ZM174 187V188H173ZM204 187V190H203ZM206 187L208 189H206ZM230 187V188H229ZM234 187V188H233ZM249 187V188H248ZM252 187V188H251ZM259 187V188H257ZM4 188V189H3ZM15 188V189H14ZM46 188V189H45ZM63 188V189H62ZM90 188V189H88ZM94 188V189H93ZM95 188L99 191L95 190ZM102 188V190H101ZM108 190H107V189ZM110 188V190H109ZM112 188V189H111ZM122 192L120 191V189ZM126 188H128L126 190ZM131 190H130V189ZM141 188V191H140ZM149 188V189H148ZM186 188V189H185ZM229 189V193L225 189ZM239 188V189H238ZM254 188V189H253ZM18 189V190H17ZM27 189V191H26ZM36 189V190H35ZM42 192H41V190ZM45 189V190H43ZM59 189H61L62 191ZM106 189V191H105ZM115 191H114V190ZM139 189V190H138ZM154 189V191H152ZM213 189V191L211 190ZM216 189V190H215ZM222 191H221V190ZM248 189V190H247ZM251 189V190H250ZM261 189V190H260ZM3 190V191H2ZM15 190V192H14ZM21 190V191H20ZM33 190V191H32ZM51 190V191H49ZM64 190V191H63ZM77 190V191H76ZM81 190V191H80ZM85 190V191H84ZM118 190V191H116ZM125 190V191H123ZM185 190H188L187 193ZM194 190V191H192ZM211 190V191H210ZM221 193H220V191ZM261 191L260 193L258 192ZM13 191V192H12ZM58 193H53V192ZM70 191V192H69ZM80 191V192H79ZM102 191V192H101ZM110 191V192H108ZM127 191V193H125ZM130 191V192H129ZM133 191V192H132ZM151 191V192H150ZM218 191V192H217ZM224 191V192H223ZM226 191V192H225ZM248 191V192H247ZM4 192V193H3ZM35 192V193H34ZM47 192V193H46ZM65 192V194H64ZM72 192V195L69 193ZM89 192V193H87ZM97 192V193H96ZM105 194H104V193ZM115 192V193H114ZM119 192V193H118ZM124 192V193H123ZM137 192V193H136ZM193 192V193H192ZM200 192V195H199ZM231 192V193H230ZM238 192V193H237ZM258 192V194H257ZM8 193V194H7ZM26 193V194H25ZM46 193V194H45ZM51 193V194H50ZM77 193V194H76ZM80 193V194H79ZM85 195H84V194ZM95 193V194H94ZM111 193V194H110ZM122 193V194H121ZM131 193V194H130ZM195 193V194H194ZM218 193V194H217ZM225 193V195H224ZM228 193V194H227ZM243 196H242V194ZM262 193V195H261ZM5 194V195H4ZM10 194V195H9ZM54 194L58 195L54 199ZM75 194V196H73ZM92 194V195H90ZM108 199H107V195ZM116 194V195H115ZM118 194L119 198H116ZM121 194V195H120ZM192 194V195H191ZM194 194V195H193ZM223 196H220L222 195ZM236 194L238 196H236ZM252 194V195H251ZM15 195V197H13ZM30 195V197H28ZM38 195V197H36ZM43 195V196H42ZM49 195V196H48ZM65 195L66 198L63 196ZM82 195V196H81ZM90 195V197H89ZM104 195V196H103ZM106 195V196H105ZM114 195V196H113ZM125 195V196H124ZM185 195V196H184ZM213 195V197H212ZM217 195V196H216ZM228 195V196H227ZM236 197H235V196ZM4 196V201H3ZM7 196V197H6ZM47 196V198H46ZM53 196V197H51ZM69 196V197H68ZM97 196V197H96ZM100 196V197H99ZM113 196V198H112ZM116 196V197H115ZM122 196V197H121ZM132 196V198H131ZM192 196V197H191ZM206 196V199H205ZM220 196V197H219ZM225 196V197H224ZM239 196L242 197L239 199ZM260 196V197H259ZM6 197V199H5ZM11 197V199L9 198ZM27 197V198H26ZM33 197V198H31ZM41 197V198H40ZM45 197V198H44ZM73 197V198H71ZM88 197V198H87ZM128 199H126V198ZM218 197V198H217ZM224 199H223V198ZM230 197V198H229ZM15 198V199H14ZM54 203L59 204L56 205ZM63 200H62V199ZM92 198V199H91ZM94 198V199H93ZM186 200H185V199ZM199 198V199H198ZM216 198V199H215ZM222 198V199H219ZM226 198V199H225ZM229 198V199H228ZM253 198V199H252ZM26 199V201L24 200ZM96 199V200H95ZM115 199V200H114ZM119 199V200H118ZM213 200V201H209ZM237 199V200H236ZM262 199V200H260ZM18 200V201H17ZM29 200V201H27ZM34 202H33V201ZM37 200V201H36ZM69 200V201H68ZM75 203H74V201ZM88 202H87V201ZM215 200V201H214ZM220 202H218V201ZM14 201V203H11ZM65 201V202H64ZM72 203H71V202ZM78 201V203H77ZM91 201H95L92 202ZM168 201V202H167ZM228 201V203H226ZM4 204H3V203ZM19 202V203H17ZM27 202V203H25ZM31 202V203H30ZM39 202V203H38ZM46 202V203H45ZM50 202V203H47ZM58 202V203H57ZM70 202V204L68 203ZM82 202V203H81ZM133 202V203H132ZM182 202V203H181ZM202 202V203H201ZM210 202V203H209ZM214 202V203H213ZM225 202V203H224ZM259 202V203H258ZM8 203V204H7ZM44 203L46 206H44ZM68 205H66V204ZM89 203V204H88ZM91 203V204H90ZM130 203V204H129ZM197 203V204H196ZM209 203V205H208ZM213 203V204H211ZM216 203V204H215ZM220 203V204H219ZM231 203V204H229ZM233 203V204H232ZM263 203V204H262ZM7 204V205H6ZM14 206H13V205ZM18 208H17V205ZM25 204V205H24ZM29 204V205H28ZM81 209H79L80 205ZM87 204V205H86ZM202 204V205H201ZM211 204V205H210ZM229 206H228V205ZM236 204V205H235ZM254 204V205H253ZM10 205V207H9ZM23 205V207H22ZM47 205H49L47 207ZM61 205V206H60ZM64 205V209L63 206ZM85 205V207H84ZM129 205V206H128ZM207 205V206H206ZM218 205V206H217ZM221 205V206H219ZM240 205L239 207H237ZM243 205V206H242ZM6 207V209L4 208ZM28 206V207H27ZM33 209H32V207ZM40 206V207H39ZM52 206V207H51ZM153 208H152V207ZM169 206V207H168ZM193 206V207H192ZM206 206V207H205ZM211 206V207H210ZM217 209L214 208V207ZM232 208H231V207ZM15 207L16 209L12 208ZM27 207V208H26ZM42 207H44L42 209ZM46 207V208H45ZM54 207V208H53ZM74 209H72V208ZM132 207V208H131ZM200 207V208H199ZM238 209H236V208ZM243 207V208H242ZM258 207V208H257ZM261 207V208H260ZM23 208V209H22ZM29 208V209H28ZM51 208V209H49ZM53 208V209H52ZM66 208H70L67 210ZM87 208V209H86ZM129 208V209H128ZM150 208V209H149ZM171 210H170V209ZM187 208V209H186ZM206 208V209H205ZM209 208V211H208ZM213 208V209H211ZM249 208L250 212H249ZM257 208V209H256ZM26 209V210H25ZM72 209V210H71ZM148 209V210H147ZM160 209V210H159ZM169 209V210H168ZM185 209V210H184ZM6 212H4V211ZM19 210V211H18ZM21 210V212H20ZM25 210V211H24ZM29 210V211H28ZM32 210V212L30 211ZM37 210H40L37 211ZM45 210V211H44ZM58 210V212H57ZM72 212H71V211ZM80 210V213H78ZM86 210V211H84ZM92 210V211H90ZM133 210V211H132ZM190 212H189V211ZM202 210V211H201ZM211 210V211H210ZM245 210V211H244ZM248 210V211H247ZM16 211V212H15ZM56 211V212H54ZM89 213L87 214V212ZM130 213H129V212ZM162 211V212H161ZM177 211V212H176ZM183 211V212H182ZM207 213H205V212ZM208 211V212H207ZM222 211V212H221ZM244 211V212H243ZM253 211V212H252ZM13 212V213H12ZM19 214H18V213ZM24 212V214L22 213ZM38 212V213H37ZM42 212V213H41ZM71 214L74 213V214ZM157 212V213H155ZM174 213L171 215V213ZM192 212L194 214H192ZM201 212V213H200ZM217 214H216V213ZM219 212V213H218ZM234 212V213H233ZM239 212V214H238ZM260 212V213H259ZM29 213V215H26ZM31 213V214H30ZM44 213V214H43ZM51 213V214H47ZM82 213V214H81ZM85 215H84V214ZM98 213V214H97ZM128 213V215H127ZM133 213V214H132ZM161 213V214H160ZM166 213V214H164ZM176 213V214H175ZM190 213V214H189ZM198 213V214H197ZM202 215H200V214ZM205 213V214H204ZM211 213V214H209ZM216 215H214V214ZM250 215H249V214ZM15 216H14V215ZM22 214V215H20ZM40 214V215H39ZM42 214V215H41ZM53 214V215H52ZM57 214V215H56ZM59 214V215H58ZM63 214V215H62ZM76 214V215H75ZM87 214V216H86ZM140 216H139V215ZM172 216V217H168ZM197 214V215H196ZM205 215V217L203 216ZM209 214V216H208ZM240 216H237V215ZM244 214V215H243ZM247 215V219L245 216ZM252 214V215H251ZM8 215V216H7ZM17 215V217H16ZM20 215V216H19ZM26 216L28 217L26 219ZM45 215V216H44ZM49 217H48V216ZM74 215V217H73ZM80 215V216H79ZM84 215V216H82ZM89 215V216H88ZM134 215V216H133ZM148 215V217H147ZM174 215V216H173ZM207 215V216H206ZM212 215V216H211ZM220 215V216H219ZM11 216V217H10ZM25 218V219H23ZM32 216V218H31ZM39 216V217H38ZM44 219L42 220V218ZM64 216V217H63ZM71 216V217H70ZM76 216V217H75ZM178 219H176L175 218ZM180 216V217H179ZM190 216V217H187ZM197 216V217H196ZM216 216V217H214ZM222 216V217H221ZM234 216V217H233ZM242 216V217H241ZM250 216V217H249ZM256 216V217H255ZM7 218L5 220V218ZM8 217L11 219H8ZM36 217V218H35ZM46 217V218H45ZM53 217V218H52ZM67 217V218H66ZM79 217V218H78ZM87 217V218H86ZM91 217V218H90ZM99 219H98V218ZM114 218V222L113 218ZM116 217V218H115ZM126 217V218H125ZM159 217V218H158ZM166 220H164L165 218ZM193 217V218H192ZM233 217V218H231ZM236 217V218H235ZM244 217V218H243ZM259 217V218H257ZM19 221V223L15 222ZM22 218V219H21ZM49 218V219H48ZM60 218V219H58ZM73 218V219H72ZM95 218V219H93ZM153 218V219H152ZM171 218V219H170ZM175 218V219H174ZM197 221H196V219ZM200 218V219H199ZM221 218V219H220ZM226 218V219H225ZM230 218V219H229ZM235 218V219H234ZM18 219V220H17ZM52 219L56 220L52 222ZM72 219V220H71ZM90 219V220H89ZM104 219V220H103ZM110 219V220H109ZM116 219V220H115ZM170 219V221H169ZM173 219V221H171ZM214 221L213 223L209 220ZM220 219V221H218ZM224 219V220H223ZM258 219V220H257ZM261 219V220H260ZM2 220V221H1ZM9 220V222H8ZM21 220L25 221L21 222ZM34 220V221H33ZM48 220V222L46 221ZM50 220V221H49ZM63 220V221H62ZM67 220V221H66ZM77 220V221H76ZM86 220V221H85ZM93 220V222H91ZM95 220V221H94ZM139 220V221H138ZM180 220V222H178ZM186 220V221H185ZM190 222H188V221ZM223 220V221H222ZM228 220V221H226ZM236 220V223H235ZM14 221V223H13ZM28 221V222H27ZM39 221V222H38ZM45 221V222H44ZM83 221V222H82ZM100 221V222H99ZM109 223H108V222ZM136 221V222H135ZM142 221V222H141ZM161 221V223H159ZM185 221V222H184ZM193 221V222H192ZM196 221V222H195ZM199 221V222H198ZM256 221V222H255ZM258 221V222H257ZM2 222H5L2 223ZM13 223L11 225V223ZM36 222V223H35ZM38 222V224H37ZM66 222V223H65ZM74 222V223H73ZM85 222V223H84ZM90 222V224H89ZM96 222V225H95ZM99 222V226L98 225ZM106 224H105V223ZM163 222V223H162ZM166 224H165V223ZM209 222V223H205ZM218 222V223H216ZM229 222V223H228ZM233 222V223H232ZM260 222V223H259ZM51 225L48 227V224ZM51 223V224H50ZM58 223V224H57ZM73 223V224H72ZM113 223V224H112ZM120 223V224H118ZM137 225H136V224ZM152 223V225H151ZM170 223V224H168ZM173 223V224H172ZM180 225H177V224ZM196 223V225H194ZM205 223V224H204ZM222 223V225H221ZM232 223V224H230ZM244 223V224H242ZM4 224V225H3ZM19 224V225H18ZM31 224V225H30ZM34 227H33V225ZM37 224V225H36ZM44 224L46 227H44ZM80 224V225H78ZM87 224V225H86ZM134 224V225H133ZM145 224V225H144ZM176 224V225H175ZM190 224V226H189ZM202 226H200V225ZM214 224V225H213ZM216 224V225H215ZM220 224V225H219ZM224 224V225H223ZM241 224V225H240ZM251 224V226H249ZM253 224V225H252ZM257 224V225H256ZM259 224V225H258ZM42 227H41V226ZM64 225V226H62ZM83 225V226H82ZM91 227H90V226ZM94 225V226H93ZM112 225V226H111ZM121 225V226H120ZM128 225V227H127ZM149 225V226H148ZM151 225V226H150ZM161 225V226H160ZM172 228H171V226ZM185 225V226H184ZM230 225V226H229ZM237 228H236V226ZM240 225V226H239ZM245 225V226H244ZM16 226V227H14ZM20 226V228H19ZM23 226V227H21ZM28 226V227H27ZM71 226V227H70ZM90 229H88L87 228ZM117 227L115 229V227ZM146 226V227H145ZM159 226V227H158ZM170 226V227H169ZM181 228H180V227ZM184 226V227H183ZM195 226V227H194ZM209 226V227H208ZM212 226V228H210ZM217 226V227H216ZM219 226V228H218ZM221 226V227H220ZM223 226H225L223 228ZM234 226V227H233ZM248 226V227H247ZM258 226V227H257ZM7 227V228H6ZM38 227V229H37ZM45 229H44V228ZM59 229H58V228ZM69 227V228H67ZM74 229H73V228ZM86 229H85V228ZM98 227V228H97ZM102 227V229H100ZM107 227V228H106ZM114 227V229H113ZM122 227V228H121ZM126 227V228H125ZM136 227V228H135ZM151 227H153L151 229ZM155 227V228H154ZM162 227V228H161ZM180 229H179V228ZM191 227V228H190ZM206 227V228H205ZM245 231L254 237L250 239L254 245L253 252L256 254L254 259L240 260L230 257L231 248L234 247V242L227 235H220L221 229L241 230ZM250 227V228H249ZM253 227V228H252ZM4 228V229H3ZM10 228V229H9ZM23 228V229H21ZM48 228V229H46ZM56 228V230H54ZM84 228V229H82ZM94 228L95 230H93ZM105 228V229H104ZM109 228V230H108ZM119 228V229H118ZM121 228V229H120ZM124 228V229H123ZM132 228V230L130 229ZM134 228V229H133ZM178 228V229H177ZM187 228V229H186ZM196 228V229H195ZM218 228V229H217ZM233 228V229H232ZM258 228V229H257ZM3 229V231H1ZM7 229V230H6ZM20 229V231H19ZM30 229V231L28 230ZM33 229H35L33 231ZM40 229V231H39ZM67 229V231H66ZM78 229V230H77ZM99 229V233H98ZM112 229V230H111ZM118 229V230H117ZM127 229V232H126ZM147 229V231H146ZM151 229V230H150ZM158 229V230H157ZM172 229V230H171ZM182 229V231H181ZM188 229H190L189 232ZM195 229V230H194ZM199 229V230H197ZM206 229V230H205ZM211 229V230H210ZM215 229V230H214ZM249 229V231H247ZM252 229V230H251ZM263 229V230H262ZM5 230V232H4ZM44 230V231H43ZM74 232H73V231ZM85 230V231H84ZM88 230V231H87ZM101 230V231H100ZM123 230V231H121ZM150 233H149V231ZM157 230V231H156ZM160 230V231H159ZM168 230V231H167ZM170 230V231H169ZM176 230V231H175ZM179 230V231H178ZM210 230V231H209ZM259 230V231H258ZM15 231V232H14ZM17 231V232H16ZM29 231V232H27ZM49 231V233H48ZM70 231V233H69ZM76 231H78L76 233ZM81 231V233H80ZM90 231H93L92 233ZM97 233H95V232ZM105 231V236L103 235ZM119 231V232H118ZM125 231V232H124ZM132 231V233H130ZM140 231V232H139ZM143 231V232H142ZM154 233H151L153 232ZM157 233H156V232ZM162 231V232H161ZM166 231V232H164ZM173 231V232H171ZM198 231V232H197ZM217 231V232H216ZM257 231V232H256ZM34 232V233H33ZM36 232V233H35ZM41 232V234H40ZM61 232V233H60ZM73 232V233H72ZM82 232H84L82 234ZM103 232V233H102ZM108 232V233H107ZM115 234H114V233ZM118 232V234L116 233ZM123 232V233H122ZM134 232V233H133ZM137 232V233H135ZM148 232V233H146ZM158 232H160L158 234ZM164 232V233H163ZM184 232V233H183ZM195 232V233H194ZM204 232V233H202ZM235 232V231H234ZM251 232V233H250ZM263 232V233H261ZM3 233V234H1ZM21 233V234H20ZM28 237H27V235ZM32 233V234H31ZM47 233V234H46ZM60 233L61 235H59ZM63 233V234H62ZM89 233V236L88 234ZM100 233H102L100 235ZM112 233V234H111ZM126 233V234H125ZM144 233V234H143ZM146 233V234H145ZM170 239H169V235ZM172 233V235H171ZM176 233V234H175ZM183 233V234H182ZM189 233V235H188ZM199 233V234H197ZM211 233V234H210ZM217 233V237H216ZM255 233V234H254ZM5 234V235H4ZM10 234V235H9ZM35 234V235H33ZM43 234V236H42ZM49 234V235H48ZM53 237H52V235ZM59 236H58V235ZM70 234V235H69ZM80 236H79V235ZM91 234V235H90ZM107 234V235H106ZM117 234V235H116ZM130 234V235H129ZM148 234V236H146ZM151 234V236H150ZM158 234V235H157ZM175 234V236H174ZM179 234V235H178ZM182 234V235H180ZM192 234V235H191ZM203 234V235H202ZM207 234V235H206ZM215 234V235H214ZM258 237H257V235ZM263 236H261V235ZM17 235V237H15ZM37 235V236H36ZM40 235V236H39ZM74 237H73V236ZM96 235V236H95ZM99 235V236H98ZM116 235V236H115ZM123 235V237H122ZM126 235V236H125ZM153 235V237H152ZM162 235V236H161ZM186 235V238H185ZM188 235V236H187ZM196 235V236H195ZM214 237H212V236ZM256 235V236H255ZM20 236V237H19ZM45 236V237H44ZM51 236V237H49ZM70 236V237H69ZM87 236V237H86ZM93 236V237H92ZM110 236V237H109ZM142 236V237H140ZM166 236V237H164ZM178 236V237H177ZM191 236L193 238H191ZM210 236V237H209ZM222 236L224 238H222ZM261 236V237H260ZM22 237V238H21ZM32 237V238H31ZM41 237V238H40ZM69 237V238H68ZM73 237V238H72ZM77 237V238H76ZM81 237V238H79ZM103 237V239H98ZM106 237V238H105ZM108 237V238H107ZM119 237V238H117ZM128 237V240H127ZM138 237V238H136ZM151 237V238H150ZM166 238L159 239V238ZM184 237V238H183ZM189 237V238H188ZM200 237V238H199ZM20 238V239H19ZM24 238V239H23ZM34 238V239H33ZM54 238V239H53ZM58 238V239H57ZM63 238V239H62ZM65 238V239H64ZM79 238V239H78ZM87 238V240H86ZM90 238V239H88ZM95 238L94 240H92ZM123 238V239H122ZM130 238V239H129ZM141 238V239H140ZM148 241H147V239ZM179 238V239H176ZM196 238V239H195ZM198 238V239H197ZM208 238V239H205ZM213 238V240L211 239ZM218 238V239H217ZM262 240H260V239ZM31 239V240H30ZM73 239H75L73 241ZM108 240L106 242V240ZM123 241H121V240ZM144 239V240H143ZM184 239V240H183ZM190 239V240H189ZM194 239V240H193ZM200 239V240H199ZM210 239V240H209ZM217 239V240H216ZM223 239L225 242H223ZM253 239V240H252ZM10 240V241H8ZM14 240V242H13ZM16 240V242H15ZM25 240V241H24ZM35 240V241H34ZM44 241V243L42 242ZM46 240V241H45ZM52 240V241H51ZM69 240V241H68ZM71 240V241H70ZM83 240L84 243H83ZM92 240V241H90ZM99 240V241H98ZM102 240V241H101ZM105 242H104V241ZM112 242L110 244V242ZM113 240V241H112ZM116 242H115V241ZM136 240V241H135ZM138 240V243H137ZM146 240V241H145ZM155 242L153 243L152 242ZM159 240V241H158ZM174 240V241H173ZM186 240V241H185ZM198 242L197 243L195 242ZM206 240V241H205ZM212 240V241H211ZM219 240V241H218ZM221 240V241H220ZM257 242L255 243L254 242ZM5 241V242H4ZM23 241V242H22ZM27 241V242H26ZM29 241V242H28ZM31 241V242H30ZM38 241V242H37ZM50 241V243H49ZM54 241V242H53ZM66 243H64V242ZM79 241V242H78ZM87 241V242H86ZM145 241V244L143 243ZM161 241V242H160ZM173 241V242H172ZM177 243H176V242ZM181 241V242H180ZM215 241L217 243H215ZM228 241V243H227ZM12 242V244L10 243ZM20 242V244L18 243ZM57 242V243H56ZM72 242V243H71ZM94 242V243H93ZM119 242V243H117ZM122 242V243H121ZM130 242V243H129ZM151 242V243H150ZM176 244H175V243ZM201 242V243H200ZM207 242V243H206ZM17 243V244H15ZM22 243V244H21ZM36 243V244H35ZM49 243V244H48ZM78 243L80 245L78 246ZM81 243L83 245H81ZM88 243V244H87ZM98 245H93V244ZM101 243V244H100ZM128 245H127V244ZM137 243V244H134ZM140 243V245H138ZM162 243V244H161ZM182 245H181V244ZM205 243V245H204ZM215 243V244H214ZM219 243V244H218ZM262 243V244H261ZM7 244V245H6ZM44 244V245H43ZM54 244V245H53ZM92 244V245H91ZM100 244V245H99ZM104 244V245H103ZM133 245V248H131ZM149 244V245H148ZM153 244V245H152ZM160 244V245H159ZM165 244V245H164ZM181 246H180V245ZM184 244V245H183ZM192 244V246L190 245ZM203 246H201V245ZM209 246H208V245ZM217 244V246H216ZM14 245V247H13ZM32 245V246H31ZM61 245V246H60ZM64 245V246H62ZM106 245V246H105ZM111 247H110V246ZM119 245V246H118ZM121 245H123L121 247ZM127 245V247H126ZM144 245V246H143ZM163 245V247H162ZM177 245V246H176ZM195 247H194V246ZM199 245L202 247H199ZM230 245V246H228ZM263 245V246H262ZM21 249H20V247ZM38 246V247H37ZM49 246V247H48ZM84 246V247H83ZM92 248H91V247ZM96 246V247H95ZM101 246V247H99ZM104 246V247H103ZM116 246V248L112 247ZM154 246V247H153ZM158 246V250H157ZM180 246V247H179ZM185 248H184V247ZM212 246V247H211ZM220 246V247H219ZM258 248H257V247ZM5 247V248H4ZM27 247V248H26ZM35 247V248H34ZM69 247V248H68ZM80 248L79 250L77 248ZM83 247V248H82ZM89 247V248H88ZM106 247H109L106 249ZM125 247V248H124ZM151 247V248H150ZM160 247V248H159ZM179 247V248H178ZM182 247V248H181ZM188 247V249H187ZM216 247H218L216 249ZM222 247V248H221ZM224 247L226 248L224 250ZM15 248V249H14ZM24 248V249H23ZM30 248V249H28ZM40 248V249H39ZM58 250H57V249ZM62 250H60V249ZM65 248V249H64ZM67 248V249H66ZM76 248V250H75ZM86 248V249H85ZM92 250H91V249ZM98 248V249H97ZM121 248V249H120ZM177 248V249H176ZM181 248V249H180ZM190 248V249H189ZM194 249V250H191ZM197 248V251H196ZM200 248V249H199ZM206 248V251H205ZM220 248V249H219ZM229 248L231 251H229ZM260 248V250H259ZM14 249V250H13ZM27 251H26V250ZM54 251H53V250ZM95 251H94V250ZM97 249V250H96ZM101 249V250H100ZM103 249V251H102ZM109 249V250H108ZM111 249V250H110ZM115 249V250H114ZM210 249V250H208ZM219 249V250H218ZM233 249V248H232ZM13 250V251H12ZM32 252H30V251ZM38 250V251H37ZM101 252H100V251ZM123 250V251H122ZM152 250V251H151ZM156 250V251H155ZM162 250V251H161ZM164 250V251H163ZM179 250V251H178ZM184 250V252H182ZM187 250V251H186ZM203 252H202V251ZM208 250V251H207ZM22 251V252H21ZM30 253H27V252ZM34 251V252H33ZM37 251V252H36ZM40 251V252H39ZM45 251V252H44ZM89 251V252H88ZM92 251V253H91ZM106 251V253H105ZM112 251L114 254H112ZM115 251V252H114ZM119 251V252H117ZM181 251V252H180ZM193 251V252H192ZM210 251V252H209ZM223 251V252H222ZM257 251V252H256ZM5 252V253H3ZM8 252V253H7ZM19 252V254H18ZM44 252V253H43ZM62 252V253H60ZM69 252V253H68ZM79 252V253H78ZM85 252V253H84ZM91 253L88 255V253ZM104 256H103V253ZM180 252V253H178ZM199 252V253H198ZM220 252V253H219ZM225 252V253H224ZM259 252V253H258ZM262 252V253H261ZM21 253V254H20ZM22 253H27L22 254ZM34 253V254H33ZM36 253V254H35ZM46 253V255H45ZM56 253V254H53ZM60 253V254H59ZM70 255H68V254ZM77 255H76V254ZM94 253V254H93ZM108 253V255H107ZM147 255H146V254ZM154 253V254H153ZM170 255H167V254ZM192 253V254H191ZM214 253L216 255H214ZM219 253V254H218ZM29 254L31 256H29ZM51 254V255H50ZM65 254V255H64ZM83 254V255H81ZM93 254V257H92ZM102 254V255H101ZM111 254V256H110ZM117 254V255H116ZM150 254V255H149ZM153 254V255H151ZM262 254V255H260ZM2 255V256H1ZM5 255V256H4ZM10 255V256H9ZM19 255V257H18ZM23 255V256H20ZM53 255V257H52ZM64 255V256H63ZM68 255V256H67ZM76 255V256H75ZM83 257H81V256ZM99 255V256H98ZM155 255V256H154ZM163 255V256H162ZM221 255V256H220ZM224 255V256H223ZM228 255V257H227ZM17 256V257H15ZM25 256V257H24ZM47 256V257H46ZM61 256V257H59ZM66 256V257H65ZM72 257V259L70 257ZM80 256V257H79ZM101 256V258H100ZM110 256V257H109ZM114 256V258H113ZM119 256V257H118ZM202 256V257H201ZM4 257V258H3ZM8 257V258H7ZM15 257V258H14ZM27 257V258H26ZM33 257V258H32ZM57 257V258H56ZM98 257V258H97ZM108 259H107V258ZM116 257H118L116 259ZM132 257V258H130ZM135 257V258H133ZM162 257V258H161ZM171 257V258H170ZM10 258V259H9ZM17 258V259H16ZM21 258V260H20ZM23 261L22 262V260ZM36 258V260L34 259ZM67 258V259H66ZM81 259L79 261V259ZM84 260H83V259ZM89 258V260H87ZM97 258V259H96ZM105 258V260H104ZM110 258L112 260L110 261ZM128 258V259H127ZM148 260H147V259ZM160 261H159V259ZM164 258V259H163ZM203 258V259H202ZM229 258V259H228ZM258 258V259H257ZM14 259V260H13ZM19 259V260H18ZM34 259V261H33ZM45 259V260H44ZM64 259V260H63ZM70 259V260H69ZM86 259V261H85ZM131 259V260H130ZM134 259V260H133ZM153 259L154 261H152ZM180 259H183L180 261ZM200 259V260H199ZM226 259V260H225ZM257 259V260H256ZM13 260V261H12ZM53 260V261H52ZM99 260V261H98ZM122 260H124V263ZM127 260V262H126ZM150 260V261H149ZM156 260L158 263H156ZM198 260V261H197ZM205 260V261H204ZM4 261V262H1ZM9 261V263H8ZM20 261V262H19ZM27 261V262H26ZM39 261V262H38ZM48 261V262H45ZM50 261V262H49ZM59 261V262H58ZM63 261V262H62ZM66 261V262H65ZM80 263H79V262ZM92 261V263H90ZM95 261V262H94ZM103 261H105L103 263ZM117 261V262H116ZM194 263H193V262ZM196 261V262H195ZM227 261V262H226ZM258 263H257V262ZM32 262V263H31ZM35 262V263H34ZM78 262V263H77ZM86 262V263H85ZM131 262V263H130ZM160 262V263H159ZM233 262V263H232ZM237 262V263H236ZM252 262V263H251Z\"/></svg>","mask_w":264,"mask_h":264},{"label":"bare ground","instance_id":"2","mask_svg":"<svg viewBox=\"0 0 264 264\" xmlns=\"http://www.w3.org/2000/svg\"><path fill=\"white\" fill-rule=\"evenodd\" d=\"M41 1H42V0H41ZM219 1H220V0H219ZM255 1H256V0H255ZM38 2H39V1H38ZM214 2H215V1H214ZM216 2H217V0H216ZM221 2H222V1H221ZM255 3H256V2H255ZM214 4H215V3H214ZM216 4H217V3H216ZM219 4H220V2L218 3V5H219ZM221 4H223V3H221ZM253 5H255V4L253 3ZM225 6H226V5H225ZM225 6H224V7H225ZM255 6H256V5H255ZM216 7H217V6H216ZM226 7H227V6H226ZM218 8H219V7H218ZM220 9H221V8H220ZM223 9H224V8H223ZM226 9H227V8H226ZM217 11H218V10H217ZM221 12H222V11H221ZM262 12H263V11H262ZM261 14H262V13H261ZM263 15H264V14H263ZM219 16H220V15H219ZM229 16H230V15H229ZM259 16H260V15H259ZM262 17H263V16H262ZM220 18H221V17H220ZM223 18H224V17H223ZM225 18H226V17H225ZM215 19H216V18H215ZM215 19H214V20H215ZM217 19H218V18H217ZM227 19H228V18H227ZM62 20H63V19H62ZM260 20H261V18H260ZM262 20H263V19H262ZM221 21H222V19H221ZM223 21H224V20H223ZM226 21H227V20H226ZM230 21L232 22V20H230ZM253 21H254V20H253ZM216 22H217V21H216ZM218 22H219V20H218ZM218 22H217V23H218ZM227 22H228V21H227ZM249 22H250V21H249ZM251 22H252V21H251ZM251 22H250V23H251ZM256 22H258V21H256ZM259 22H260V21H259ZM259 22H258V25H259ZM150 23H151V22H146V23H145V26H146V27H144V29H148V27H149L148 24H150ZM212 23H213V22H212ZM212 23H211V24H212ZM221 23H222V22H221ZM250 23H249V25H251ZM253 23H254V22H253ZM260 23L262 24V21H261ZM219 24H220V22H219ZM240 24H241V23H240ZM254 24H255V23H254ZM256 24H257V23H256ZM256 24H255V25H256ZM261 24H260V27H261ZM225 25H226V24H225ZM225 25H223V26H225ZM234 25H235V24H234ZM249 25H248V26H249ZM151 26H152V25H151ZM156 26H158V25H156ZM156 26H155V27H156ZM209 26H210V25H209ZM212 26H214V25L212 24ZM212 26H211V27H212ZM219 26H220V25H219ZM219 26H218V27H219ZM221 26H222V25H221ZM251 26H252V25H251ZM225 27H227V26H225ZM241 27H242V26L240 25V28H241ZM256 27H257V26H256ZM101 28H102V27H101ZM212 28H213V27H212ZM222 28H223V27H222ZM233 28H234V27H233ZM250 28H251V27H250ZM252 28H254V26H253ZM262 28H263V26H262ZM213 29H215V28H213ZM218 29H219V28H218ZM235 29H236V28H235ZM241 29H242V28H241ZM255 29H256V28H255ZM258 29H259V27H258ZM97 30H99V29H97ZM102 30H104V29L102 28ZM148 30H149V29H148ZM195 30L199 31V29H195ZM203 30H204V29H203ZM222 30H223V29H222ZM233 30H234V29H233ZM251 30H252V29H251ZM260 30H262V29H260ZM2 31L5 32V31H6V28H5L4 30H2ZM144 31H145V30H144ZM146 31H147V30H146ZM208 31H209V30H208ZM219 31H220V30H219ZM239 31H240V30H239ZM239 31H238V33H239ZM243 31H245V30H243ZM252 31L254 32L255 30H252ZM252 31H251V32H252ZM3 32H0V42L3 41V39H4L5 37H8V36H7L5 33H3ZM7 32H8V31H7ZM90 32H91V31H90ZM97 32H98V31H97ZM103 32H104V31H103ZM105 32H107V31H105ZM186 32H187V31H186ZM190 32H191V31H190ZM195 32H196V31H195ZM220 32H221V31H220ZM226 32H227V31H226ZM241 32H242V31H241ZM241 32H240V34H241ZM246 32H249V31H246ZM255 32H256V31H255ZM92 33H93V32H92ZM92 33H91V34H92ZM191 33H192V35H193V32H191ZM216 33H217V32H216ZM249 33H250V32H249ZM260 33L262 34V32H260ZM3 34H4V37H1ZM77 34H78V33H77ZM182 34H185V33H182ZM188 34H189V33H188ZM221 34H222V32H221ZM223 34H224V33H223ZM227 34H228V32H227ZM244 34H245V33H244ZM252 34H253V33H252ZM9 35H10V34H9ZM192 35H191V36H192ZM205 35H206V34H205ZM205 35H204V36H205ZM215 35H216V34H215ZM238 35H239V34H238ZM242 35H243V34H242ZM91 36H92V35H91ZM183 36H184V35H183ZM189 36H190V35H189ZM197 36H198V35H197ZM240 36H241V35H240ZM246 36H247V35H246ZM246 36H245V37H246ZM258 36H260V35H258ZM258 36H257V38H258ZM86 37H87V36H86ZM86 37L84 36V38H86ZM180 37H181V36H180ZM187 37H188V36H187ZM199 37H200V36H199ZM217 37H218V36H217ZM222 37H223V36H222ZM225 37H227V35H225ZM89 38H90V37H89ZM89 38H88V39H89ZM91 38H92V37H91ZM208 38H209V37H208ZM248 38H249V36H248L246 39H248ZM257 38H255V39H257ZM259 38L261 39V37H259ZM262 38H263V36H262ZM5 39H6V38H5ZM178 39H179V37H178ZM180 39H181V38H180ZM180 39H179V40H180ZM182 39H183V37H182ZM189 39H190V38H189ZM220 39H221V38H220ZM255 39H254V40H255ZM263 39H264V38H263ZM184 40H186V39H184ZM192 40H193V38H192ZM196 40L198 41V38H197ZM210 40H211V38H210ZM242 40H243V38H242ZM242 40H241V41H242ZM244 40H245V39H244ZM244 40H243V41H244ZM248 40H249V39H248ZM92 41H93V40H92ZM109 41H111V40H109ZM174 41H175V40H174ZM193 41H194V40H193ZM193 41H192V42H193ZM250 41H251V40H250ZM257 41H258V39H257ZM257 41H256V42H257ZM178 42H180V41H178ZM184 42H185V41H184ZM188 42L190 43V40H189ZM200 42H201V41H200ZM202 42H203V40H202ZM205 42H206V41H205ZM207 42H208V41H207ZM212 42H213V41H211V43H212ZM252 42H254V41H252ZM260 42H261V40H260ZM262 42H263V40H262ZM88 43H89V42H87V44H88ZM182 43H183V42H182ZM203 43H204V42H203ZM208 43L211 44L210 41H209ZM246 43H248V42H246ZM1 44H2V43H1ZM184 44H185V43H184ZM187 44H188V43H187ZM191 44H192V43H191ZM193 44H194V43H193ZM198 44H199V42H198ZM212 44H213V43H212ZM251 44H252V43H251ZM254 44H257V43H254ZM91 45H92V44H91ZM177 45H179V44H177ZM180 45H181V43H180ZM215 45H216V44H215ZM246 45H247V44H246ZM248 45L250 46V44H248ZM86 46H87V45H86ZM89 46H90V45H89ZM174 46H175V44H174ZM190 46H191V45H190ZM190 46H189V48L191 49L193 46H191V47H190ZM196 46H199V45H196ZM196 46L194 47V49H195V51L197 52L198 50H196V49H197ZM216 46H218V45H216ZM219 46H220V45H219ZM223 46H224V45H223ZM242 46L245 47V42H244V45L242 44ZM253 46H254V45H253ZM253 46H252V47H253ZM257 46L259 47L260 45L258 44ZM175 47H176V48H175V51H178V50H176L178 47H177V46H175ZM181 47H182V46H181ZM181 47H179V48H181ZM186 47H187V46H186ZM210 47H211V46H210ZM220 47H221V46H220ZM224 47H226V46H224ZM224 47H223V48H224ZM247 47H248V46H247ZM255 47H256V46H255ZM173 48H174V47H173ZM182 48H183V49H182V51H183V50H184V47H182ZM202 48H204V47H202ZM212 48H213V47H212ZM241 48H242V47H241ZM245 48H246V47H245ZM256 48H257V47H256ZM209 49H210V48H209ZM216 49H217V48H216ZM221 49H222V48H221ZM243 49H244V48H243ZM258 49H259V48H258ZM261 49H262V48H261ZM187 50H189V49H187ZM201 50H202V49H201ZM212 50H213V49H212ZM227 50H228V49H227ZM241 50H242V49H241ZM247 50H248V49H246L245 51H247ZM253 50H254V47H253ZM256 50H257V49H256ZM175 51H174V53H175ZM182 51H181V52H182ZM192 51H193V50H192ZM192 51H191V53H194V52H192ZM202 51H203V50H202ZM250 51H251V50H250ZM223 52H224V51H223ZM227 52H228V51H227ZM241 52H242V51H241ZM172 53H173V51L171 52V55H174V54H172ZM177 53H178V52H177ZM183 53H185V52H183ZM186 53H187V52H186ZM199 53H200V52H198V55H201V53H200V54H199ZM207 53H208V52H207ZM211 53H212V52H211ZM225 53H226V52H225ZM238 53H240V52H238ZM238 53H237V55H239ZM243 53H244V52H243ZM245 53H246V52H245ZM253 53H254V52H253ZM256 53H258V52H256ZM180 54H181V53H180ZM187 54H188V53H187ZM204 54H205V53H204ZM221 54H222V53H221ZM226 54H227V53H226ZM241 54H242V53H241ZM241 54H240V55H241ZM247 54H248V53H247ZM250 54H251V52H250ZM175 55H176V54H175ZM177 55H178V54H177ZM177 55H176V56H177ZM181 55H182V54H181ZM198 55H197V56H198ZM205 55H206V54H205ZM211 55H212V54H211ZM242 55H243V54H242ZM242 55H241V56H242ZM245 55H246V54H245ZM256 55H259V54H256ZM263 55H264V54H263ZM191 56H192V55H191ZM193 56H194V54H193ZM197 56H196V57H197ZM202 56H203V54H202ZM202 56H200V57L198 56V57H199V58H202ZM213 56H214V55H213ZM217 56H218V54H217ZM217 56H216V57H217ZM250 56H251V55H250ZM178 57H180V56H178ZM178 57H175V58H174V56H172V58H174V59H177ZM188 57H190V56H187V58H188ZM205 57H206V56H205ZM218 57H219V56H218ZM226 57H227V56H226ZM226 57H225V59H226ZM256 57H257V56H256ZM256 57H255V58H256ZM258 57H259V56H258ZM184 58H185V56H184ZM199 58H198V59H199ZM209 58H210V56H209ZM211 58H212V56H211ZM239 58L241 59L242 57H239ZM247 58H248V57H247ZM260 58H261V57H260ZM84 59H85V58H84ZM190 59L192 60L191 57H190ZM195 59H197V58L194 57V60H193V61H195ZM205 59H206V58H205ZM218 59H219V58H218ZM237 59H238V57H237ZM243 59H244V58H243ZM256 59H257V58H256ZM64 60H65V59H64ZM184 60H185V59H184ZM202 60H203V59H202ZM206 60H207V59H206ZM210 60H211V59H210ZM222 60H223V59H222ZM228 60H229V59H228ZM228 60H226V61H228ZM238 60H239V59H238ZM261 60H262V59H261ZM26 61H27V60H26ZM61 61H62V60H61ZM67 61H68V60H67ZM67 61H66V63H67ZM180 61H181V60H180ZM188 61H189V60H188ZM188 61H187V62H188ZM197 61H198V60H197ZM199 61H200V60H199ZM207 61H208V60H207ZM240 61H241V60H240ZM243 61H244V60H243ZM253 61H254V60H253ZM72 62H73V61H72ZM72 62H70V63L73 64ZM175 62H176L175 64L178 65L177 61H175ZM185 62H186V61H185ZM191 62H192V61H190V62H188V63L191 64ZM211 62H212V60H211ZM213 62H214V61H213ZM216 62H217V60H216ZM216 62H215V64H216ZM248 62H250V61H248ZM255 62H256V61H255ZM263 62H264V61H263ZM30 63H31V62H30ZM47 63H48V62H47ZM68 63H69V62H68ZM181 63H182V62H181ZM197 63H198V62H196L195 64H197ZM208 63H209V62H208ZM227 63H228V62H227ZM240 63H241V62H240ZM52 64H54V63L52 62ZM62 64H63V63H62ZM71 64H70V65H71ZM75 64H77V63H75ZM82 64H83V60H82ZM82 64H80V65H82ZM84 64H86V63H84ZM172 64H174V63H172ZM193 64H194V63H193ZM200 64H201V62H200ZM204 64H205V63H204ZM212 64H213V63H212ZM217 64H218V63H217ZM223 64H224V63H223ZM244 64H245V62H244ZM250 64H251V63H250ZM254 64H255V63H254ZM28 65H29V64H28ZM30 65H31V64H30ZM57 65H58V62H57ZM60 65H61V64H60ZM67 65H68V64H67ZM80 65L78 64V66H80ZM97 65H98V64H97ZM198 65H199V63L197 64V66H198ZM202 65H203V64H202ZM228 65H229V64H228ZM240 65H241V64H240ZM21 66H22V65H21ZM21 66H19L18 68H20ZM48 66H50V65H48ZM54 66H56V65H54ZM73 66H74V65H73ZM93 66H94V65H93ZM184 66H185V65H184ZM193 66H195V65H193ZM206 66H208L207 63H206ZM211 66H212V65H211ZM216 66H217V65H216ZM244 66H245V65H244ZM23 67H24V66H23ZM25 67H28V66H25ZM45 67H46V66H45ZM74 67H75V66H74ZM84 67H85V66H84ZM178 67H179V66H178ZM187 67H188V66H187ZM187 67H186V68H187ZM201 67H202V66H201ZM203 67H204V66H203ZM203 67H202V68H203ZM226 67H227V66H226ZM230 67H231V66H230ZM246 67L249 68V66H247V63H246ZM32 68H34V67L32 66ZM32 68H30V69H32ZM46 68H48V67H46ZM54 68H56V67H54ZM57 68H58V67H57ZM59 68H60V67H59ZM76 68H78V67L76 66ZM82 68H83V67H82ZM171 68H173V67H171ZM191 68H192V67H191ZM193 68H194V67H193ZM193 68H192V69H193ZM209 68H210V67H209ZM213 68H214V64H213L212 69H213ZM243 68H244V67H243ZM243 68H242V69H243ZM250 68H251V67H250ZM253 68H255V67H253ZM258 68H259V67H258ZM27 69H29V67H28ZM52 69H53V68H52ZM61 69H62V68H61ZM67 69H68V68H67ZM80 69H81V68H80ZM94 69H95V66L93 67V70H94ZM134 69H135V68H134ZM160 69H161V70H160ZM163 69H164V68H162V67L159 68L160 72H161ZM165 69H166V68H165ZM165 69H164V70H165ZM181 69H182V68H181ZM188 69H189V68H188ZM207 69H208V68H207ZM215 69H216V68H214L213 70H215ZM218 69H219V68H218ZM226 69H227V68H226ZM228 69H229V67H228ZM245 69H246V68H245ZM245 69H244V70H245ZM262 69H263V68H262ZM262 69H261V70H262ZM17 70H18V69H17ZM23 70H25V69L23 68ZM34 70H35V69H34ZM48 70H49V69H48ZM57 70H59V69H57ZM71 70H74V69H71ZM77 70H78V69H77ZM95 70H96V69H95ZM157 70H158V69H157ZM171 70H172V69H171ZM174 70H175V69L173 68V71H174ZM177 70H178V69H177ZM177 70H176V73H177ZM196 70H197V69H196ZM198 70H199V69H198ZM198 70H197V71H198ZM201 70H202V69H201ZM205 70H206V69H205ZM221 70H223V69H221ZM229 70H230V69H229ZM229 70H227V71L229 72ZM239 70H240V69H239ZM249 70H250V69H249ZM4 71L6 72V67H2V68H0V74H2ZM10 71H11V69H10ZM12 71H15V70H12ZM21 71H22V70H21ZM25 71H26V70H25ZM42 71H43V69H42ZM42 71H41V72H42ZM66 71H67V70H66ZM69 71H70V70H69ZM82 71H84V70H82ZM168 71H169V70H168ZM197 71H195V72H197ZM216 71H217V70H216ZM247 71H248V70H247ZM253 71H254V70H253ZM258 71H259V70H258ZM7 72H9V70H8ZM18 72L20 73V70H19ZM18 72H17V73H18ZM28 72H29V71H28ZM32 72H33V71H32ZM49 72H50V70H49ZM59 72H60V71H59ZM90 72H91V71H89V73H90ZM96 72H97V71H96ZM140 72H141V71H140ZM140 72H139V73H140ZM165 72H166V71H165ZM206 72L208 73V70H207ZM224 72H226V71H224ZM262 72H263V71H262ZM15 73H16V72H15ZM25 73H26V72H25ZM54 73H56V71H54ZM54 73H53V74H54ZM66 73H67V72H66ZM69 73H70V72H69ZM97 73H98V72H97ZM170 73H171V72H170ZM190 73H192V72L189 71V75H191ZM197 73H199V72H197ZM203 73H204V72H203ZM213 73H214V72H213ZM218 73H219V72H218ZM241 73H242V72H241ZM244 73H246V72H244ZM244 73H243V74H244ZM256 73H257V72H256ZM256 73H255V74H256ZM5 74H6V73H5ZM10 74H12V73H10ZM10 74H9V75H10ZM23 74H24V72H23ZM23 74H22V72H21V75H23ZM26 74H27V73H26ZM37 74H38V73H37ZM37 74H36V75H37ZM56 74H57V73H56ZM82 74H85V73H82ZM92 74H93V73H92ZM92 74H90V76H91ZM156 74H157V73H156ZM158 74H159V73H158ZM164 74H165V73H164ZM184 74H185V73H184ZM186 74H188V72H187ZM195 74H196V73H195ZM199 74H200V73H199ZM205 74H206V73H205ZM208 74H209V73H208ZM208 74H207V75H208ZM224 74H227V73H224ZM238 74H239V73H238ZM249 74H250V73H249ZM257 74H260V76H263L261 73H257ZM257 74H256V75H257ZM6 75H7V74H6ZM9 75H8V76H9ZM14 75H15V74H14ZM17 75H18V74H17ZM19 75H20V74H19ZM36 75H35V76H36ZM39 75H40V74H39ZM75 75H76V73H75ZM88 75H89V74H88ZM88 75H87V77H86V80L88 79ZM93 75H94V74H93ZM172 75H174V74L172 73ZM179 75H180V73H179ZM201 75H202V73H201ZM201 75H200V76H201ZM232 75H233V73H232ZM239 75H240V74H239ZM239 75H238V77H241V76H239ZM241 75H242V74H241ZM246 75H247V74H246ZM3 76H4V75H3ZM25 76H26V75H25ZM46 76H47V75H45V77H46ZM67 76H68V75H67ZM70 76H71V75H70ZM83 76H84V75H83ZM175 76H176V75H175ZM181 76H182V75H181ZM181 76H178V78L181 77ZM194 76H195V75H194ZM204 76H205V75H204ZM230 76H231V75H230ZM235 76H236V75H235ZM247 76H248V75H247ZM247 76H246V77H247ZM9 77H10V76H9ZM11 77H12V76H11ZM13 77H14V76H13ZM13 77H12V78H13ZM19 77H20V76H19ZM58 77H59V76H58ZM58 77H57V78H58ZM60 77H61V76H60ZM72 77H73V76H72ZM197 77H199V76H197ZM205 77H206V76H205ZM210 77H211V76H210ZM242 77H243V76H242ZM244 77H245V75H244ZM32 78H33V77H32ZM34 78H35V77H34ZM41 78H43V77L41 76ZM63 78H64V76H63ZM80 78H81V77H80ZM83 78H84V77H83ZM93 78H94V77H93ZM158 78H159V77H158ZM172 78H173V76H172ZM190 78H191V77L188 76V79H190ZM194 78H196V77H194ZM211 78H212V77H211ZM236 78H237V76L235 77V79H236ZM249 78H250V77H249ZM25 79H27V78H25ZM46 79H48V78H46ZM58 79H59V78H58ZM76 79H77V78H76ZM91 79H92V78H91ZM179 79H180V78H179ZM179 79H178V81H179ZM182 79H183V78L181 77V80H182ZM185 79L187 80V75H186V78H185ZM204 79H205V78H204ZM218 79H219V77H218ZM262 79H263V78H262ZM5 80H6V79H5ZM5 80H4V82H5ZM10 80H11V79H10ZM15 80H16V79H14V81H15ZM27 80H28V79H27ZM27 80H26V81H27ZM48 80H49V79H48ZM64 80H65V79H64ZM196 80H197V79H196ZM199 80H200V77H199ZM202 80H203V79H202ZM221 80H222V79H221ZM257 80H258V79H257ZM7 81H9V80H7ZM19 81H21V80L19 79ZM22 81H23V80H22ZM29 81H30V80H29ZM33 81H34V80H33ZM33 81H32V83H33ZM38 81H40V80H38ZM53 81H54V80H53ZM53 81H52V82H53ZM70 81H71V80H70ZM72 81L74 82V80H72ZM76 81H77V80H75V82H76ZM79 81H80V80H79ZM79 81H77L76 83H78ZM82 81H83V79H82ZM174 81L177 82V80H174ZM187 81H188V80H187ZM189 81H191V80H189ZM194 81H195V80H193V82H194ZM204 81H206V80H204ZM43 82H44V81H43ZM49 82H50V81H49ZM52 82H51V83H52ZM62 82H63V81H62ZM84 82H85V79H84ZM84 82H82V83H84ZM87 82H88V81H87ZM90 82H91V81H90ZM92 82H93V81H92ZM179 82H180V81H179ZM193 82H191V83H193ZM200 82H201V81H200ZM200 82H199V83H200ZM206 82H208V80H207ZM206 82H203V83H206ZM214 82H215V81H214ZM221 82H222V81H221ZM226 82H227V81H226ZM8 83L10 84V82H8ZM8 83H7V84H8ZM11 83H12V82H11ZM19 83H20V82H19ZM21 83H22V82H21ZM34 83H35V86H33V87H36L37 84H36V82H34ZM59 83H60V81H59ZM85 83H86V82H85ZM131 83H132V82H131ZM177 83H178V82H177ZM182 83H183V81H182ZM203 83H202V84H203ZM215 83H217V82H215ZM215 83H214V84H215ZM222 83H224V82H222ZM254 83H255V82H254ZM256 83H257V82H256ZM9 84H8V85H9ZM12 84H14V83H12ZM64 84H66V83H64ZM64 84H62V85H64ZM212 84H213V83H212ZM224 84H225V83H224ZM226 84H227V83H226ZM229 84H230V82H229ZM231 84H232V83H231ZM260 84H261V83H260ZM1 85L3 86V84H1ZM17 85H18V84H17ZM17 85H15V86H17ZM31 85H32V84H31ZM69 85H70V84H68L67 86H69ZM73 85H74V84H73ZM73 85H71V86L73 87ZM155 85H156V84H155ZM183 85H184V84H183ZM189 85H190V84H189ZM203 85H204V87H206L205 84H203ZM250 85H251V84H250ZM6 86H7V85H6ZM18 86H20V84H19ZM22 86H23V85H22ZM28 86H29V85H28ZM52 86H54V85L52 84ZM57 86H58V85H57ZM79 86H80V84H79ZM79 86H78V87H79ZM119 86H120V85H119ZM151 86H152V85H151ZM153 86H154V85H153ZM171 86H172V85H171ZM178 86H179V84H178ZM181 86H182V85H181ZM187 86H188V85H187ZM195 86H196V85H195ZM197 86H198V87L200 86V88L202 87V86L199 85V84H198ZM197 86H196V87H197ZM207 86H208V84H207ZM219 86L222 87L221 85H219ZM30 87H31V86H30ZM50 87H51V86H50ZM72 87H71V88H72ZM75 87H76V86H75ZM80 87H81V86H80ZM85 87H86V86H84V88H83V87H81V88L85 89ZM91 87H92V86H91ZM154 87L157 88L156 86H154ZM189 87H190V86H189ZM226 87L228 88V86H226ZM226 87H225V88H226ZM255 87H257L256 84H255ZM1 88H2V87H1ZM22 88H23V87H22ZM38 88H39V87H38ZM47 88H48V87H47ZM47 88H46V89H47ZM51 88H52V87H51ZM57 88H58V87H57ZM63 88H64V87H63ZM63 88H62V90H63ZM67 88H68V87H67ZM69 88H70V86H69ZM81 88H80V90H81ZM179 88H180V86H179ZM179 88H178V89H179ZM186 88L188 89V87H185V89H186ZM192 88H193V87H192ZM207 88H208V87H207ZM212 88H213V87H212ZM251 88H252V85H251ZM27 89H28V87H27ZM86 89H87V88H86ZM89 89H90V88H89ZM180 89H181V88H180ZM190 89H191V88H190ZM190 89H189V90H190ZM202 89H203V88H202ZM204 89H205V88H204ZM213 89H214V88H213ZM229 89H230V86H229L228 90H229ZM2 90H3V89H2ZM5 90H6V89H5ZM39 90H40V89H39ZM47 90H49V89H47ZM50 90H51V89H50ZM58 90H59V89H58ZM58 90H57V91L54 90V92H52V91H48V92H47V94H50V98H49V100H48V102H47V103H49V106H48L47 109H49V110H50L49 112H51L52 114H58L63 108L68 107V106H67L68 102L71 101L72 104H73V102H74V100H73V98H72V97H73L72 94L68 92V91H71V90H68L67 92H66V91L64 92V90H63V91H62V90L58 91ZM78 90H79V89H78ZM176 90H177V88H176ZM182 90H183V87H182ZM198 90H199V88H198ZM200 90H201V89H200ZM208 90H209V89H208ZM208 90H207L206 93H208ZM215 90H216V89H215ZM219 90H220V89H219ZM219 90H218V91H219ZM257 90H258V89H257ZM261 90H262V89H261ZM25 91H26V88H25ZM27 91H28V90H27ZM29 91H30V88H29ZM35 91H36V90H35ZM37 91H38V90H37ZM44 91H45V90H44ZM81 91H82V90H81ZM83 91H84V90H83ZM83 91H82V92H83ZM86 91H87V90H86ZM194 91H195V90H194ZM203 91H204V90H203ZM205 91H206V90H205ZM209 91H210V90H209ZM211 91H213V90H211ZM221 91H225V90L222 89ZM259 91H260V90H259ZM72 92H73V91H72ZM79 92H80V91H79ZM89 92H90V91H89ZM92 92H93V91H92ZM183 92H184V91H183ZM192 92H193V90H192ZM252 92H253V91H252ZM2 93H3V92H2ZM5 93H6V92H5ZM5 93H4V94H5ZM35 93H37V92H35ZM38 93H39V92H38ZM44 93H45V92H44ZM75 93H77V92H75ZM83 93H84V92H83ZM85 93H86V92H85ZM147 93H148V92H147ZM174 93H175V92H174ZM178 93H179V92H178ZM180 93H181V91H180ZM189 93H191V92H189ZM189 93H187V94L189 95ZM213 93H214V92H213ZM253 93H254V92H253ZM114 94H115V93H114ZM116 94H117V93H116ZM171 94H172V93H171ZM171 94H170V95H171ZM175 94H176V93H175ZM196 94H197V92H196ZM201 94H202V91H201ZM201 94H200V95H201ZM203 94H204V93H203ZM211 94H212V93H211ZM228 94H229V93H228ZM250 94H251V92H250ZM261 94H262V93H261ZM30 95H31V93H30ZM37 95H38V94H37ZM39 95H40V94H39ZM83 95H84V94H83ZM83 95H82V97H83ZM99 95H100V94H99ZM142 95H143V94H142ZM149 95H151V93H149ZM185 95H186V94H185ZM188 95H187V96H188ZM198 95H199V93H198ZM198 95H197V96H198ZM204 95H205V94H204ZM219 95H221V93H220ZM251 95H252V94H251ZM258 95H259V94H258ZM3 96H4V95H3ZM45 96H46V95H45ZM76 96H77V95H76ZM84 96H85V95H84ZM114 96H115V95H114ZM116 96H117V95H116ZM155 96H156V95H155ZM155 96H154V97H155ZM172 96H173V95H172ZM190 96H192V95H190ZM193 96H194V95H193ZM201 96H202V95H201ZM206 96H207V95H206ZM206 96H205V97H206ZM211 96H212V95H211ZM261 96H262V95H261ZM86 97H87V96H86ZM105 97H106V96H105ZM121 97H122V96H121ZM121 97H120V98H121ZM143 97H144V95H143ZM145 97H146V96H145ZM145 97H144V98H145ZM147 97H148V96H147ZM159 97H160V96H159ZM173 97H174V96H173ZM176 97H177V95L174 97V99H175ZM180 97H181V96H180ZM183 97H184V96L182 95V98H183ZM199 97H200V96H199ZM208 97H210V96H209V93H208ZM214 97H215V96H213V98H214ZM226 97H227V96H226ZM226 97H225V98H226ZM231 97H232V96H231ZM34 98H35V96H34ZM37 98H38V97H37ZM45 98H46V97H45ZM90 98H91V96H90ZM124 98H125V97H124ZM138 98H139V97H138ZM150 98H151V97H150ZM156 98H157V97H156ZM164 98H165V97H164ZM164 98H162V99L164 100ZM169 98H170V97H169ZM169 98H168V99H169ZM185 98H188V97L185 96ZM200 98H201V97H200ZM210 98H211V97H210ZM217 98H218V97H217ZM257 98H258V96H257ZM41 99H42V98H41ZM76 99H77V98H76ZM79 99H80V98H79ZM87 99H88V98H87ZM105 99H107V98H105ZM105 99H104V100H105ZM110 99H111V97H110ZM113 99H114V98H113ZM132 99H133V98H132ZM139 99H140V98H139ZM141 99H142V97H141ZM153 99H155V98H153ZM166 99H167V98H166ZM176 99H177V98H176ZM180 99H181V98H180ZM206 99H207V98H206ZM211 99H212V98H211ZM221 99H223V98H221ZM226 99H227V98H226ZM226 99H224V100H226ZM249 99H250V98H247V100H249ZM0 100H2V99L0 98ZM32 100H33V99H32ZM36 100H38V99H36ZM81 100H82V98H81ZM108 100H109V99H108ZM118 100H119V99L117 98V101H118ZM128 100H129V99H128ZM135 100H136V99H135ZM144 100H145V99H144ZM156 100H157V99H156ZM158 100H159V98H158ZM163 100H162V101H163ZM171 100H172V99H171ZM171 100H170V101H171ZM196 100H198V99H196ZM199 100H201V99H199ZM209 100H210V99H209ZM209 100H207V101H209ZM214 100H215V99H214ZM219 100H220V99H219ZM40 101H41V100H40ZM83 101H84V100H83ZM132 101H134V100H132ZM136 101L139 102L140 100L138 101V99H137ZM147 101H148V100H147ZM150 101H152V100H150ZM173 101H174V100H173ZM176 101H178V100H176ZM179 101H180V100H179ZM183 101H185V100H183ZM192 101H193V100H192ZM202 101H203V100H202ZM212 101H213V99H212ZM221 101H222V100H220V103H221ZM226 101H227V100H226ZM226 101H225L224 103H226ZM230 101H231V100H230ZM233 101H234V98H233ZM243 101H244V100H243ZM35 102H36V101H35ZM37 102H38V101H37ZM110 102H112V100L109 101V103H108L109 105H110ZM114 102H115V101H113L112 103H114ZM130 102H131V101H130ZM130 102H129V103H130ZM137 102H135V104H136ZM142 102L144 103V101H142ZM142 102H141V103H142ZM186 102H187V101H185V103H186ZM200 102H201V101H200ZM200 102H199V103H200ZM231 102H232V101H231ZM248 102H250V101H248ZM255 102H256V101H255ZM255 102H254V103H255ZM262 102H263V101H261V103H262ZM38 103H40V102H38ZM74 103H75V102H74ZM143 103H142V104H143ZM149 103H150V102H149ZM159 103H161L160 100H159ZM164 103H165V102H164ZM188 103H191V102H188ZM195 103H198V102H195ZM195 103H194V104H195ZM203 103H204V102H203ZM203 103H202V104H203ZM205 103H206V101H205ZM211 103H212V102H211ZM213 103H214V102H213ZM213 103H212V104H213ZM137 104H138V103H137ZM147 104H148V102H147ZM174 104H175V103H174ZM194 104H193V105H194ZM206 104H208V103H206ZM206 104H205V105H206ZM236 104H237V103H235L234 105H236ZM257 104H258V102H257ZM262 104H263V103H262ZM74 105H75V104H74ZM96 105H97V104H96ZM101 105H102V104H101ZM113 105L115 106V105H117V104H113ZM118 105H120V104L118 103ZM130 105H131V104H130ZM138 105H139V104H138ZM145 105H146V103H145ZM161 105H162V104H161ZM169 105H172V104L169 103ZM175 105H177V104H175ZM180 105H181V104H180ZM180 105H179V107H180ZM182 105H183V104H182ZM222 105H223V104H222ZM224 105H225V104H224ZM226 105H227V104H226ZM226 105H225V107H227ZM237 105H238V104H237ZM247 105H248V104H247ZM255 105H256V104H255ZM1 106H3V105H1ZM35 106H36V104H35ZM84 106H86V105H84ZM103 106H104V105H103ZM110 106H112V105H110ZM122 106H123V105H122ZM124 106H127V105L125 104ZM128 106H129V105H128ZM143 106H144V105H143ZM150 106H151V105H150ZM155 106H156V105H155V103H154V106H153V107H155ZM172 106H173V105H172ZM184 106H185V105H184ZM190 106H191V105H190ZM190 106H189V107H190ZM212 106H213V105H212ZM218 106L220 107L221 105L218 104ZM228 106H229V105H228ZM230 106H232V105H230ZM239 106H240V105H239ZM250 106H251V105H250ZM38 107H40V106H38ZM118 107H119V106H118ZM136 107H137V106H136ZM146 107H147V105H146ZM156 107H158V105H157ZM159 107H160V106H159ZM159 107H158V108H159ZM170 107H171V106H170ZM186 107L188 108V106H186ZM195 107H197V106H195ZM201 107H202V105H201ZM207 107H208V106H207ZM235 107H236V106H235ZM240 107H242V106H240ZM243 107H246V106H243ZM263 107H264V106H263ZM2 108H3V107H2ZM29 108H30V107H29ZM41 108L43 109V107H41ZM82 108H83V107H82ZM108 108H109V107H108ZM123 108H124V107H123ZM129 108H130V106H129ZM158 108H157V109H158ZM173 108H174V107H173ZM177 108H178V107H177ZM183 108H184V107H183ZM183 108H182V109H183ZM204 108H205V107H204ZM204 108H203V109H204ZM209 108H210V107H209ZM216 108H217V107L215 106V109H216ZM220 108H221V107H220ZM231 108H232V107H231ZM246 108H248V106H247ZM33 109H34V108H33ZM42 109H41V110H42ZM45 109H46V108H45ZM70 109H71V108H70ZM78 109H79V108H78ZM80 109H81V107H80ZM109 109H110V108H109ZM112 109H113V108H112ZM112 109H111V111H112ZM137 109H138V108H137ZM141 109H142V107H141ZM146 109H147V108H146ZM148 109H149V108H148ZM153 109H154V108H153ZM159 109H160V108H159ZM163 109H164V108H163ZM167 109H168V106H167ZM203 109H202V110H203ZM207 109H208V108H207ZM224 109H225V108H224ZM262 109H263V108H262ZM1 110H2V109H1ZM30 110H31V109H30ZM39 110H40V109H39ZM97 110H98V109H97ZM106 110H108V109H106ZM135 110H136V109H135ZM135 110H134V111H135ZM139 110H140V109H139ZM139 110H138V111H139ZM175 110H176V106H175ZM178 110H180V109H178ZM194 110L196 111L195 108H194ZM197 110H199V109H197ZM218 110H219V109H218ZM227 110H228V109H227ZM231 110H232V109H231ZM242 110H243V109H242ZM242 110H241V111H242ZM246 110H247V109H246ZM246 110H243V111H246ZM260 110H261V109H260ZM33 111L35 112V110H33ZM70 111H71V110H69V112H70ZM77 111H79V110H77ZM77 111L75 112V110H74V112L72 111V113H77ZM123 111H124V110H123ZM131 111H133V110H131ZM158 111H160V110H158ZM184 111H185V110H184ZM215 111H216V110H215ZM228 111L230 112V110H228ZM228 111H227V112H228ZM243 111H242V112H243ZM247 111H248V110H247ZM247 111H246V112H247ZM250 111H252V110H250ZM262 111H263V110H262ZM93 112H95V111H93ZM118 112H119V111H118ZM118 112H117V113H118ZM120 112H121V111H120ZM126 112H127V111H126ZM126 112H125V113H126ZM129 112H130V111H129ZM143 112H144V111H143ZM143 112H142V114H143ZM145 112H146V111H145ZM174 112H175V111H174ZM199 112H200V111H199ZM221 112H223V111H221ZM221 112H219V113H221ZM229 112H228V113H229ZM29 113H30V112H29ZM35 113H36V112H35ZM37 113H38V112H37ZM42 113H43V112H42ZM70 113H71V112H70ZM112 113H113V116L115 117L114 113L116 114V112H114V110H113ZM136 113H137V112H136ZM150 113H151V115L153 116V114H152L153 112L150 111L149 114H150ZM157 113H158V112H157ZM169 113H170V112H169ZM171 113H172V111H171ZM171 113H170V114H171ZM194 113L197 114V111L194 112ZM215 113L217 114L218 112H215ZM232 113H234V112H232ZM232 113H230V114H232ZM263 113H264V112H263ZM26 114H28V113H26ZM38 114H40V113H38ZM45 114L48 115L49 113H45ZM52 114H51V115H52ZM68 114H69V113H68ZM68 114H67V115H68ZM95 114H97V113H95ZM133 114H134V113H133ZM138 114H140V113H138ZM149 114H148V116H149ZM159 114H160V113H159ZM167 114H168V113H167ZM174 114H176V113H174ZM216 114H215V115H216ZM239 114H240V113H239ZM243 114H244V112H243ZM246 114H247V113H246ZM250 114H252V112H250ZM257 114H259V113H257ZM261 114H262V113H261ZM29 115H30V114H29ZM41 115H42V114H41ZM76 115H77V114H76ZM82 115H83V114H82ZM97 115H98V114H97ZM109 115H110V113H109ZM121 115H122V114H121ZM124 115H125V114H124ZM124 115H123V116H124ZM135 115H136V114H135ZM135 115H134V116H135ZM172 115H173V114H172ZM187 115H188V114H187ZM254 115H255V114H254ZM24 116H25V115H24ZM24 116H23V117H24ZM33 116H34V115H33ZM38 116H39V115H38ZM63 116H65V115H63ZM68 116H69V115H68ZM84 116H86V115H84ZM100 116H101V115H100ZM113 116H112V117H113ZM117 116H118V115H117ZM119 116H120V113H119ZM119 116H118V117H119ZM126 116H128V117L131 116V113H130L129 115H126ZM134 116H133V117H134ZM161 116H162V115H161ZM164 116H165V115H164ZM170 116H171V115H170ZM175 116H176V115H175ZM179 116H180V115H179ZM179 116H177V117H179ZM193 116H194V115H193ZM193 116H192V118H193ZM200 116H201V115H200ZM212 116H213V115H212ZM224 116H225V115H224ZM224 116H223V117H224ZM258 116H259V115H258ZM258 116H257V117H258ZM0 117H1V116H0ZM27 117H30V116H27ZM27 117H26V118H27ZM35 117H36V116H35ZM39 117H40V116H39ZM53 117H54V116H53ZM57 117H58V116H57ZM101 117H102V116H101ZM114 117H113V118H114ZM124 117H125V116H124ZM124 117H123V118H124ZM133 117H130V118H133ZM139 117H140V115H139ZM142 117H143V116H142ZM150 117H151V116H150ZM155 117H156V116H155ZM165 117H168V115L165 116ZM165 117H164V118H165ZM181 117H184V116L182 115ZM194 117H195V116H194ZM196 117H197V116H196ZM201 117H202V116H201ZM204 117H205V115H204ZM215 117H217V116H214L212 119H214ZM245 117H246V116H245ZM257 117H256V118H257ZM47 118H48V117H47ZM51 118H52V117H51ZM58 118H59V117H58ZM72 118H73V117H72ZM83 118H84V117H83ZM85 118H86V117H85ZM119 118H120V117H119ZM130 118H128V119H130ZM144 118H146V117H144ZM159 118H160V117H159ZM164 118H163V119H164ZM172 118H173V117H172ZM174 118H175V117H174ZM174 118H173V119H174ZM217 118H218V117H217ZM249 118H250V117H249ZM258 118H259V117H258ZM28 119H29V118H28ZM34 119H35V118H34ZM38 119H39V118H38ZM45 119H46V117H45ZM63 119H65V118H63ZM140 119H141V117H140ZM142 119H143V118H142ZM156 119H157V118H156ZM160 119H161V118H160ZM170 119H171V118H170ZM179 119H180V118H179ZM196 119H197V118H196ZM205 119H206V118H205ZM215 119H216V118H215ZM215 119H214V120H215ZM238 119H240V121L242 122L241 118H238ZM263 119H264V118H263ZM21 120H22V119H21ZM23 120H24V119H23ZM29 120H30V119H29ZM52 120H53V119H52ZM52 120H51V121L48 120L47 122H49V121L52 122ZM54 120H56V119H54ZM81 120H82V119H81ZM106 120H107V119H106ZM114 120L116 121L115 118H114ZM143 120H144V119H143ZM145 120H146V119H145ZM206 120H207V119H206ZM206 120H205V121H206ZM234 120H235V118H234ZM246 120H247V119H246ZM43 121H44V120H43ZM45 121H46V120H45ZM58 121H60V120H58ZM58 121H57V122H58ZM62 121H64V120H62ZM65 121H66V120H65ZM68 121H69V119H68ZM88 121H89V120H88ZM120 121H122V120H120ZM124 121H125V118H124ZM129 121H130V120H129ZM137 121H138V118H137ZM140 121H141V120H140ZM150 121H151V120H150ZM157 121H158V120H157ZM161 121H162V120H161ZM171 121H172V120H171ZM182 121H183V120H182ZM209 121H210V118H209ZM219 121H220V120H219ZM221 121H223V120L221 119ZM237 121H238V120H237ZM258 121H259V119H258ZM22 122H23V121H22ZM32 122H33V121H32ZM69 122H70V121H69ZM69 122H68L66 128L68 127V125H70ZM71 122H72V121H71ZM71 122H70V123H71ZM73 122H74V121H73ZM95 122H96V121H95ZM97 122H98V121H97ZM99 122H100V121H99ZM133 122H134V121H133ZM138 122H139V121H138ZM141 122H142V121H141ZM141 122H140V123H141ZM172 122H173V121H172ZM176 122H178V121H176ZM210 122H211V121H210ZM215 122H216V121H215ZM223 122H224V121H223ZM243 122H244V120H243ZM66 123H67V122H65V124H66ZM84 123H85V122H84ZM93 123H94V122H93ZM101 123H102V122H101ZM115 123H116V122H115ZM115 123H114V124H115ZM118 123H119V122H118ZM123 123L128 124L127 122H123ZM123 123H121V125H122ZM135 123H136V122H135ZM151 123H152V122H151ZM156 123H157V122H156ZM159 123H161V122H159ZM165 123H166V121H165ZM169 123H170V122H169ZM195 123H196V122H195ZM197 123H198V122H197ZM205 123H206V125H207V122H205ZM248 123H249V122H248ZM251 123H253V122L251 121ZM251 123H250V124H251ZM254 123H255V122H254ZM18 124H19V122H18ZM20 124H22V123H20ZM23 124H26V123H23ZM53 124H54V123H53ZM57 124H58V123H56V125H57ZM63 124H64V123H62V125H63ZM74 124L77 125V121L74 122ZM88 124H89V123H88ZM119 124H120V123H119ZM133 124H134V123H133ZM143 124H144V123H143ZM170 124H171V123H170ZM181 124H182V126H183V123H181ZM193 124H194V123H193ZM199 124H200V123H199ZM216 124H217V123H216ZM238 124H239V123H238ZM258 124H259V123H258ZM31 125H32V124H31ZM40 125H41V124H40ZM47 125H48V124H47ZM51 125H52V124H51ZM51 125H50V126H51ZM56 125L53 126V130H54V127H56ZM96 125H97V124H96ZM98 125H99V124H98ZM115 125L118 126L117 123H116ZM130 125H131V124H130ZM149 125H150V123H149ZM155 125H156V124H155ZM194 125H195V124H194ZM236 125H237V124H236ZM239 125H240V124H239ZM245 125H246V124H245ZM248 125H249V124H248ZM17 126H18V125H17ZM19 126H20V125H19ZM21 126H22V125H21ZM21 126H20V127H21ZM23 126H24V125H23ZM26 126H27V124H26ZM26 126H25V127H26ZM33 126H34V123H33ZM35 126H36V125H35ZM57 126L60 127V125H57ZM84 126H85V125H84ZM111 126H112V124H111ZM111 126H110V127H111ZM113 126H114V125H113ZM116 126H115V128H116ZM119 126H120V125H119ZM122 126H124V125H122ZM136 126H137V125H136ZM156 126H157V125H156ZM159 126L161 127V125L158 124V127H159ZM163 126H164V124L162 125V128H163ZM195 126H197V125H195ZM195 126H194V127H195ZM201 126H202V123H201ZM207 126H209V124H208ZM214 126H216V125H214ZM255 126H256V125H255ZM260 126H261V125H260ZM36 127H37V126H36ZM41 127H42V130H43V126H41ZM110 127H109V128H110ZM120 127H121V126H120ZM138 127H139V126H138ZM143 127H144V126H143ZM145 127H146V126H145ZM172 127H173V126H172ZM179 127H180V126H179ZM1 128H2V127H1ZM17 128H18V127H17ZM30 128H31V127H30ZM44 128H46V127H44ZM49 128H50V127H49ZM49 128H48V129H49ZM64 128H65V127H63V129H64ZM82 128H83V127H82ZM86 128H87V127H86ZM93 128H94V127H93ZM101 128H102V127H101ZM101 128H100V129H101ZM109 128H107V129H109ZM112 128H113V127H112ZM112 128H111V129H112ZM115 128H113V129H115ZM117 128H119V127H117ZM122 128H123V127H122ZM124 128H125V126H124ZM127 128H129V127L127 126ZM133 128H134V127H133ZM133 128H132V129H133ZM149 128L153 129V128L150 127V126H149ZM206 128H207V127H206ZM235 128H236V127H235ZM255 128H256V127H255ZM259 128H260V127H259ZM4 129H5V128H4ZM24 129H25V128H24ZM33 129H34V128H33ZM48 129H46V130H48ZM60 129H61V128H60ZM73 129H74V128H73ZM130 129H131V128H130ZM139 129H140V128H139ZM144 129H145V128H144ZM157 129L159 130V128H156V130H157ZM174 129H175V128H174ZM195 129H196V128H195ZM203 129H204V128H203ZM213 129H214V128H213ZM240 129H241V128H240ZM242 129H243V128H242ZM244 129H245V128H244ZM2 130H3V129H2ZM18 130H19V129H18ZM20 130H21V129H20ZM20 130H19V131H20ZM27 130H28V129H27ZM27 130H26V131H27ZM46 130H45V132H46ZM49 130L51 131L52 128L49 129ZM49 130H48V131H49ZM61 130H62V129H61ZM65 130H66V129H65ZM102 130H103V128H102ZM104 130H105V129H104ZM104 130H103V131H104ZM119 130L121 131V129H118V131H119ZM123 130H124V129H123ZM135 130H136V129H135ZM140 130H141V129H140ZM153 130H154V129H153ZM153 130L150 131V132H153ZM167 130H168V128H167ZM171 130H172V129H171ZM175 130H176V129H175ZM180 130H181V129H180ZM184 130H187V129H184ZM198 130H199V129H198ZM207 130H208V129H207ZM251 130H252V129H251ZM260 130H263V129L260 128ZM19 131H18V132H19ZM31 131H32V130H31ZM33 131H36V130H33ZM58 131H59V128H58ZM67 131H72V130H67ZM73 131H74V130H73ZM73 131H72V132H73ZM87 131H88V130H87ZM103 131H102V132H103ZM105 131H106V130H105ZM110 131H111V130H110ZM126 131H127V130H126ZM141 131H142V130H141ZM160 131H162V130H159V132H160ZM163 131H164V130H163ZM182 131H183V129H182ZM195 131H196V130H195ZM225 131H226V130H225ZM228 131H229V130H228ZM245 131H246V130H245ZM29 132H30V130H29ZM45 132H44V133H45ZM60 132H61V131H60ZM100 132H101V130H100ZM102 132H101V133H102ZM116 132H117V130H116ZM132 132H133V130H132ZM144 132H146V131L144 130ZM157 132H158V131H157ZM179 132H180V131H179ZM184 132H185V131H184ZM190 132H191V131H190ZM198 132H200V131H198ZM207 132H208V131H207ZM226 132H227V131H226ZM226 132H225V133H226ZM24 133H26L25 130H24ZM36 133H37V131H36ZM49 133H50V132H49ZM63 133H64V132H63ZM91 133H92V132H91ZM114 133H115V132H114ZM114 133H112V134H114ZM137 133H139V132H137ZM142 133H143V132H142ZM147 133H148V132H147ZM169 133H170V132H169ZM204 133H205V132H204ZM212 133H213V132H212ZM248 133H249V132H248ZM20 134H21V133H20ZM39 134H40V133H39ZM39 134H38V135H39ZM45 134L47 135L48 132L45 133ZM45 134H44V136H45ZM50 134H51V133H50ZM76 134H77V133H76ZM80 134H81V133H80ZM80 134H79V135H80ZM96 134H97V133H96ZM107 134H108V133H107ZM133 134H134V133H133ZM133 134H132V135H133ZM148 134H149V133H148ZM148 134H147V135H148ZM154 134H155V133H154ZM159 134H160V133H159ZM159 134H158V135H159ZM161 134H162V132H161ZM161 134H160V135H161ZM165 134H166V133H165ZM183 134H185V133H183ZM191 134H192V133H191ZM195 134H196V132H195ZM205 134H206V133H205ZM213 134H214V133H213ZM229 134H231V133H229ZM232 134H234V133H232ZM255 134H256V133H255ZM258 134H259V133H258ZM29 135H30V134H29ZM33 135H34V134H33ZM98 135H99V134H98ZM118 135H119V134H118ZM122 135H123V132H122ZM125 135H127V134H125ZM132 135H131V137H130L131 139H132V137H134V135H133V136H132ZM136 135H137V134H136ZM138 135H139V134H138ZM143 135H144V134H143ZM156 135H157V134H156ZM160 135H159V136H160ZM163 135H164V134H163ZM181 135H182V132H181ZM186 135H187V134H186ZM202 135H203V134H202ZM220 135H221V134H220ZM220 135H219V136H220ZM222 135H223V133H222ZM242 135H243V134H242ZM251 135H252V133H251ZM259 135H260V134H259ZM259 135H257V136H259ZM261 135H262V134H261ZM17 136H18V134H17ZM21 136H22V135H21ZM26 136H27V135H26ZM40 136L43 138L42 135H40ZM49 136H50V135H49ZM49 136H48V137H49ZM96 136H97V135H96ZM149 136H150V135H149ZM161 136H162V135H161ZM183 136H184V135H183ZM194 136H195V135H194ZM209 136H210V135H209ZM212 136H213V135H212ZM212 136H211V137H212ZM237 136L239 137V135H236L235 138H237ZM254 136H255V135H254ZM254 136H253V137H254ZM19 137H20V136H19ZM22 137H25V136H22ZM27 137H28V136H27ZM30 137H31V136H29V138H30ZM34 137H35V136H34ZM48 137H47V138H48ZM93 137H94V136H93ZM97 137H98V136H97ZM104 137H106L105 134H104ZM104 137H102V139H103ZM155 137H156V136H155ZM157 137H158V136H157ZM173 137H174V136H173ZM186 137H187V136H186ZM188 137H189V136H188ZM201 137H202V136H201ZM211 137H210V138H211ZM213 137H214V136H213ZM213 137H212V139H213ZM251 137H252V136H251ZM42 138H38V140H39V139H42ZM45 138H46V137H45ZM45 138H44V139H45ZM47 138H46V139H47ZM91 138H92V137H91ZM98 138H99V137H98ZM98 138H97V141H99ZM100 138H101V137H100ZM106 138H107V137H106ZM111 138H112V136L110 137V139H111ZM122 138H125V139H126V137H121V139H122ZM127 138H128V137H127ZM137 138H138V137H137ZM139 138H140V136H139ZM148 138H149V137H148ZM148 138H147V139H148ZM152 138H153V137H152ZM164 138H165V137H164ZM183 138H184V137H183ZM202 138H203V137H202ZM216 138H217V136H216ZM224 138H225V136H224ZM230 138H231V137H230ZM232 138H233V137H232ZM241 138H242V137H241ZM256 138H257V137H256ZM22 139H23V138H22ZM26 139H27V138H26ZM32 139H34V138H32ZM116 139H117V138H116ZM142 139H143V138H142ZM145 139H146V138H145ZM149 139H150V138H149ZM219 139H220V138H219ZM222 139H223V138H222ZM222 139H220V140H222ZM228 139H229V138H228ZM238 139L240 140V138H238ZM258 139H259V137H258ZM260 139H261V138H260ZM34 140H35V139H34ZM42 140H43V139H42ZM42 140H41V141H42ZM89 140H90V139H89ZM100 140H101V139H100ZM105 140H106V139H105ZM117 140H118V139H117ZM140 140H141V139H140ZM143 140H144V139H143ZM143 140H142V141H143ZM156 140H157V139H156ZM167 140H168V138H167ZM167 140H166V141H167ZM178 140H179V139H178ZM187 140L189 141V139H187ZM191 140H192V139H191ZM232 140H233V139H232ZM239 140H238V141H239ZM243 140H245V139H243ZM16 141H19V140L17 139ZM20 141H21V138H20ZM24 141H25V140H24ZM26 141H27V140H26ZM30 141H31V139H30ZM45 141H46V140H44V142H45ZM48 141H50V140L48 139ZM101 141H102V140H101ZM109 141H110V140H109ZM111 141H112V140H111ZM118 141H120V140H118ZM121 141H122V140H121ZM142 141H141L140 145L142 144ZM146 141H147V140H146ZM149 141H150V140H149ZM153 141H154V140H153ZM166 141H165V143H166ZM171 141H172V139H171ZM181 141H182V140H181ZM195 141H196V140H195ZM198 141H199V140H198ZM207 141H208V140H207ZM213 141H214V140H213ZM217 141H218V140H217ZM226 141H227V140H226ZM241 141H242V139H241ZM261 141H262V140H261ZM27 142H28V141H27ZM44 142H43V143H44ZM81 142H82V141H81ZM106 142H107V140H106ZM131 142H132V141H131ZM131 142H129V144H130ZM137 142H138V144H139L140 141H137ZM158 142H160V141H158ZM172 142H173V141H172ZM201 142H202V141H201ZM215 142H216V141H215ZM223 142H224V140H223ZM239 142H240V141H239ZM244 142H245V141H244ZM249 142H250V141H249ZM251 142H252V141H251ZM0 143H1V141H0ZM18 143H19V142H18ZM28 143H30V142H28ZM48 143H50V142H48ZM86 143H90V142H86ZM93 143H96V142H93ZM99 143H100V142H99ZM102 143H105V141H103ZM121 143H122V142H121ZM125 143H126V142H125ZM125 143H124V144H125ZM132 143H133V142H132ZM146 143H147V142H145V144H146ZM149 143H150V142H149ZM152 143H153V142H152ZM197 143H198V142H197ZM218 143H219V142H218ZM231 143H232V141H231ZM231 143H230V144H231ZM233 143H234V141H233ZM246 143H248V139H247V142H246ZM246 143H245V144H246ZM253 143H254V142H253ZM255 143H256V141H255ZM20 144H21V143H20ZM22 144H23V143H22ZM22 144H21V145H22ZM25 144H26V143H25ZM37 144H38V143H37ZM44 144H45V143H44ZM52 144H53V143H52ZM79 144H80V143H79ZM91 144H92V142H91ZM109 144H110V142H109ZM116 144H117V143H115V145H116ZM135 144H136V143H135ZM138 144H136L134 147L136 148V146H137ZM153 144H155V143H153ZM153 144H152V145H153ZM156 144H157V142H156ZM171 144H172V143H171ZM179 144H181V143H179ZM185 144H187V143H185ZM202 144H203V143H202ZM202 144H201V145H202ZM210 144H211V143H210ZM212 144H213V143H212ZM236 144H238V143H236ZM236 144H235V145H236ZM250 144H251V143H250ZM258 144H259V142H258ZM23 145H24V144H23ZM23 145H22V146H23ZM42 145H43V144H42ZM86 145H87V144H86ZM86 145L83 144V146H86ZM94 145H96V144H94ZM94 145H93V147H94ZM105 145H108V144H105ZM111 145H112V144H111ZM113 145H114V144H113ZM113 145H112V146H113ZM120 145H121V144H120ZM126 145H128V144H126ZM140 145H138V146L140 147ZM142 145H143V144H142ZM150 145H151V144H149V146H150ZM159 145H160V144H159ZM164 145H165V144H164ZM172 145H173V144H172ZM174 145H175V144H174ZM198 145H199V144H198ZM198 145H196V146H198ZM201 145H200V146H201ZM204 145H205V144H204ZM206 145H208V144H206ZM206 145H205V148H206ZM228 145H229V144H228ZM243 145H244V144H243ZM22 146H21L20 148H22ZM24 146H25V145H24ZM48 146H49V144H48ZM51 146H52V145H51ZM57 146L59 147V145H57ZM57 146H56V147H57ZM79 146H81V145H79ZM112 146H111V147H112ZM145 146H146V145H145ZM149 146H146V147H149ZM155 146H156V145H155ZM165 146H166V145H165ZM167 146H168V145H167ZM167 146H166V147H167ZM170 146H171V145H170ZM186 146H187V145H186ZM189 146H190V145H189ZM215 146H216V144H215ZM217 146H218V144H217ZM217 146H216V148H217ZM244 146H245V145H244ZM244 146H243V147H244ZM247 146H248V145H247ZM253 146H254V144H253ZM256 146H257V144H256ZM31 147H32V146H31ZM44 147H45V145H44ZM52 147H53V146H52ZM89 147H90V146H89ZM89 147H88V148H89ZM97 147H98V146H97ZM99 147H101V145H100ZM111 147L109 146V148H111ZM114 147H115V146H113L112 148L114 149ZM116 147H117V146H116ZM121 147H122V146H121ZM128 147L130 148V146H128ZM128 147H127V148H128ZM156 147H157V146H156ZM159 147H160V146H158V148H159ZM208 147H209V146H208ZM223 147H224V146H223ZM259 147H260V146H259ZM29 148H30V147H29ZM34 148H35V147H34ZM79 148H81V147H79ZM88 148H87V149H88ZM122 148H123V147H122ZM131 148H133V147L131 146ZM143 148H144V147H141V150H142ZM150 148H152V146H151ZM153 148H154V146H153ZM197 148H198V147H197ZM211 148H212V146H211ZM211 148H210V149H211ZM233 148H234V145H233ZM240 148H241V147H240ZM255 148H256V147H255ZM257 148H258V147H257ZM257 148H256V149H257ZM9 149H10V148H9ZM22 149H23V148H22ZM53 149H54V147H53ZM87 149H86V150H87ZM95 149H96V148H95ZM100 149H101V148H100ZM103 149H104V148H103ZM123 149H126V148H123ZM144 149H145V148H144ZM146 149H147V148H146ZM159 149H160V148H159ZM163 149H165V148H163ZM195 149H196V148H195ZM223 149H224V148H223ZM225 149H227V147H225ZM228 149H229V148H228ZM235 149H236V147H235ZM238 149H239V148H238ZM241 149H242V148H241ZM249 149H250V148H249ZM11 150H12V149H11ZM25 150H28V149L25 148ZM43 150H45V149H43ZM59 150H60V152H62L63 149L61 150V149L59 148ZM89 150H90V148H89ZM127 150H129V149H126L125 151H127ZM137 150H138V148H137ZM152 150H153V149H152ZM152 150H151V151H152ZM169 150H170V149H169ZM177 150H178V148H177ZM180 150H181V147H180ZM185 150H186V149H185ZM187 150H188V149H187ZM191 150H192V149H191ZM197 150H198V149H197ZM0 151H1V150H0ZM4 151H5V150H4ZM37 151H38V150H37ZM40 151H42V150H40ZM46 151H47V150H46ZM49 151H50V150H49ZM52 151H53V150H52ZM57 151H58V149H57ZM91 151H92V149H91ZM100 151H101V150H100ZM129 151H130V150H129ZM131 151H132V150H131ZM133 151H134V150H133ZM155 151H156V150H155ZM160 151H161V150H160ZM170 151H171V150H170ZM181 151H182V150H181ZM189 151H190V150H189ZM195 151H196V150H195ZM203 151H204V150H203ZM215 151H216V150H215ZM225 151H227V150H225ZM234 151H235V150H234ZM236 151H237V150H236ZM254 151H255V150H254ZM256 151L258 152V150H256ZM5 152H6V151H5ZM5 152H4V153H5ZM7 152H10V150H9V151L7 150ZM7 152H6V153H7ZM11 152H12V151H11ZM44 152H45V151H44ZM60 152H59V153H60ZM88 152H89V151H88ZM95 152H96V150H95ZM101 152H102V151H101ZM138 152H139V151H138ZM142 152H143V151H142ZM144 152H145V151H144ZM148 152H149V151H148ZM152 152H153V151H152ZM177 152H179V151H177ZM192 152H193V151H192ZM205 152H207V151H205ZM212 152H213V149H212ZM220 152H221V151H220ZM220 152H219V153H220ZM245 152H246V150H245ZM0 153H1V152H0ZM2 153H3V152H2ZM42 153H43V152H42ZM46 153H47V152H46ZM54 153H56V152H54ZM81 153H82V151H81ZM97 153H98V151H97ZM130 153H131V152H130ZM153 153H155V152H153ZM159 153H160V152H159ZM171 153H172V152H171ZM189 153H190V152H189ZM234 153H235V152H234ZM234 153H233V154H234ZM238 153H239V152H238ZM253 153H254V152H253ZM261 153H263V152H261ZM47 154H49V153H47ZM79 154H80V153H79ZM82 154H83V153H82ZM135 154H136V153H135ZM140 154H141V153H140ZM143 154H145V153H143ZM166 154H167V153H166ZM168 154H169V153H168ZM180 154H182V153L180 152ZM192 154H193V153H192ZM194 154H195V152H194ZM206 154H207V153H206ZM216 154H217V153H216ZM221 154H222V153H221ZM224 154H225V153H224ZM254 154H255V153H254ZM263 154H264V153H263ZM0 155H1V157H2V154H0ZM12 155H13V154H12ZM12 155H11V156H12ZM41 155H42V154H41ZM43 155H44V154H43ZM45 155H46V154H45ZM72 155H73V154H72ZM77 155H78V154H77ZM80 155H81V154H80ZM84 155H85V154H83L82 156H84ZM91 155H92V152H91ZM93 155H94V154H93ZM132 155H133V153H132ZM137 155H138V154H137ZM147 155H148V154H147ZM161 155H162V154H161ZM164 155H165V154H164ZM164 155H162V157H163ZM172 155H173V154H172ZM186 155H187V154H186ZM195 155H196V154H195ZM197 155H198V154H197ZM203 155H204V154H203ZM243 155H244V153H243ZM243 155H242V156H243ZM250 155H251V154H250ZM259 155H260V154H259ZM259 155H258V156H259ZM261 155H262V154H261ZM3 156L6 157L7 155H4V154H3ZM11 156H10V157H11ZM13 156H14V155H13ZM50 156H52V155H50ZM68 156H69V155H68ZM85 156H86V155H85ZM94 156H95V155H94ZM94 156H93V157H94ZM98 156H99V153H98ZM98 156H97V157H98ZM142 156L144 157V155H142ZM145 156H146V155H145ZM150 156H151V155H150ZM159 156H160V155H159ZM176 156H177V155H176ZM181 156H183V155H181ZM189 156H190V155H189ZM242 156H241V157H242ZM244 156H246V155H244ZM10 157H8V158H10ZM39 157H40V153H39ZM78 157H79V155H78ZM88 157H91V156H88ZM131 157H132V156H131ZM155 157L157 158V155H156ZM169 157H170V156H169ZM173 157H174V156H173ZM186 157H187V156H186ZM196 157H197V156H196ZM229 157H230V156H229ZM239 157H240V156H239ZM260 157H261V156H260ZM8 158L6 159V161L8 160ZM12 158H13V157H12ZM43 158H44V156H43ZM43 158H42V159H43ZM49 158H50V157H49ZM58 158H59V157H58ZM60 158H61V157H60ZM95 158H96V157H95ZM98 158H99V157H98ZM134 158H137V157H134ZM156 158H155V159H156ZM166 158H167V157H166ZM170 158H171V157H170ZM170 158H169V159H170ZM175 158H176V157H175ZM178 158H179V157H178ZM184 158H185V157H184ZM188 158H189V157H188ZM191 158H192V157H191ZM203 158H204V157H203ZM225 158H227V156H226ZM231 158H232V157H231ZM248 158H249V157H248ZM256 158H257V157H256ZM256 158H255V159H256ZM0 159L4 160L3 157L0 158ZM14 159H15V158H14ZM44 159L46 160V157H45ZM54 159H57V158H54ZM75 159H76V158H75ZM96 159H97V158H96ZM102 159H103V158H102ZM139 159H140V158H139ZM185 159H186V158H185ZM185 159H184V160H185ZM189 159H190V158H189ZM195 159H196V158H195ZM198 159H199V158H198ZM212 159H214V158H212ZM239 159H240V158H239ZM257 159H258V158H257ZM2 160H0V161H2ZM10 160H12V159H9V161H10ZM15 160H16V159H15ZM39 160H40V158H39ZM50 160H51V159H50ZM60 160H62V159H60ZM71 160H72V158H71ZM76 160H77V159H76ZM79 160H81V159L79 158ZM85 160H86V159H85ZM122 160H123V158H122ZM133 160H134V159H133ZM135 160H136V161H139V160H137V159H135ZM149 160H150V159H149ZM156 160H157V159H156ZM159 160H160V158H159ZM172 160H173V159H172ZM215 160H217V157L215 158ZM215 160H214V161H215ZM237 160H238V159H237ZM240 160H241V159H240ZM246 160H247V159H246ZM261 160H263V158H262ZM4 161H5V160H4ZM22 161H24V159H23ZM22 161H21V163H22ZM40 161H41V160H40ZM52 161H53V160H52ZM83 161H84V160H83ZM87 161H88V160H87ZM90 161H91V160H90ZM90 161H89V162H90ZM100 161H101V163H102V160H100ZM111 161H112V160H111ZM151 161H152V160H151ZM157 161H158V160H157ZM157 161H156V162H157ZM182 161H183V160H181V161L178 160L179 163L182 162ZM190 161H191V160H190ZM199 161H200V160H199ZM199 161H198V162H199ZM212 161H213V160H212ZM214 161H213V162H214ZM218 161H219V160H218ZM231 161H232V160H231ZM250 161H251V160H250ZM263 161H264V160H263ZM13 162H14V160H13ZM15 162H16V161H15ZM24 162H25V161H24ZM41 162H42V161H41ZM47 162H48V161H47ZM73 162H74V161H73ZM77 162H78V161H77ZM77 162H76V163H77ZM80 162H82V161H80ZM95 162H97V160H95ZM120 162H121V161H120ZM153 162H154V161H153ZM164 162H165V161H164ZM169 162H170V161H169ZM172 162H173V161H172ZM198 162H196V163H198ZM201 162H202V160H201ZM206 162H207V161H206ZM208 162H209V161H208ZM220 162H221V161H220ZM252 162H253V161H252ZM256 162H257V161H256ZM3 163H4V162H3ZM39 163H40V162H39ZM48 163H49V162H48ZM71 163H72V162H71ZM90 163L93 164V163H94L93 160H92V162H90ZM97 163H98V162H97ZM107 163H109V162L106 161V164H107ZM117 163H118V162H117ZM127 163H128V162H127ZM166 163H167V162H166ZM166 163H163V162H162V164L167 165ZM174 163H176V162H174ZM189 163H191V162H189ZM189 163H188V164H189ZM193 163H194V162H193ZM199 163H200V162H199ZM215 163H216V162H215ZM215 163H214V164H215ZM222 163H223V160H222ZM226 163H227V161H226ZM232 163H234V162H232ZM243 163H245V162H243ZM246 163H247V162H246ZM259 163H260V162H259ZM8 164H10V163H8ZM13 164H14V163H13ZM41 164H43V163H41ZM44 164L47 165V163H44ZM49 164H50V166H51V163H49ZM54 164H56V162H54ZM65 164H66V163H64V165H65ZM68 164H69V163H68ZM72 164H73V163H72ZM79 164H80V163H78L77 166H78ZM82 164H83V163H82ZM84 164H85V163H84ZM102 164H103V163H102ZM102 164H98V165H102ZM114 164H115V163H114ZM114 164H113V165H114ZM121 164H122V163H121ZM129 164H131V162L128 163V165H129ZM150 164H151V163H150ZM181 164H184V161H183V163H181ZM188 164H186V165H188ZM191 164H192V163H191ZM220 164H221V163H220ZM229 164H231V163L229 162ZM262 164H263V163H262ZM1 165L3 166L2 162H1ZM19 165H21V164H19ZM104 165H105V164H103V167H104ZM119 165H120V164H119ZM131 165H132V164H131ZM144 165H145V163H144ZM151 165H152V164H151ZM155 165H156V163H155ZM157 165H158V164H157ZM184 165H185V164H184ZM184 165H183V166H184ZM189 165H190V164H189ZM197 165H198V164H197ZM199 165H201V163H200ZM208 165H209V164H208ZM5 166H7V164H6V165L4 164V166H3L4 169L6 168ZM10 166H12V164H10ZM17 166H18V163H17ZM52 166H53V165H52ZM62 166H63V164H62ZM68 166H69V165H68ZM68 166L66 165V167H68ZM72 166H73V165H72ZM85 166H86V165H85ZM87 166H88V163H87ZM89 166H90V165H89ZM117 166H118V164H117ZM129 166H130V165H129ZM136 166H137V165H136ZM160 166H161V165H160ZM167 166H168V165H167ZM167 166H166V167H167ZM183 166H182V167H183ZM205 166H206V165H205ZM213 166H214V165H213ZM217 166H219V165H217ZM221 166H223V165H221ZM226 166H227V164H226ZM239 166H240V164H239ZM249 166H250V165H249ZM258 166H260V165L258 164ZM261 166H262V165H261ZM13 167H14V165H13ZM21 167H22V166H21ZM23 167H24V166H23ZM42 167H43V165H42ZM42 167H41V168H42ZM46 167H47V166H46ZM58 167H60V166H58ZM70 167H71V166H70ZM81 167H82V166H81ZM119 167H120V166H119ZM133 167H134V166H133ZM133 167L131 166V168H133ZM142 167H143V166H142ZM154 167H155V166H154ZM161 167H162V166H161ZM173 167H174V166H173ZM211 167H212V166H211ZM214 167H215V166H214ZM253 167H254V166H253ZM263 167H264V166H263ZM10 168H12V167H10ZM19 168H20V167H19ZM26 168H27V167H25V170H26ZM44 168H45V166H44ZM53 168H54V167H53ZM56 168H57V167H56ZM56 168H54V170H57V171H58L59 168H58V169H56ZM68 168H69V167H68ZM73 168H74V167H73ZM76 168H77V167H76ZM82 168H83V167H82ZM84 168H85V167H84ZM87 168H88V167H87ZM92 168H93V167H92ZM92 168H91V169H92ZM94 168H95V167H94ZM97 168H98V167H97ZM97 168H95V169L97 170ZM106 168H107V166H106ZM116 168H117V167H116ZM151 168H152V167H151ZM155 168H156V167H155ZM155 168H154V169H155ZM158 168H159V167H158ZM164 168H165V167H164ZM164 168H163V169H164ZM170 168H171V167H170ZM202 168H203V167H202ZM207 168H208V167H207ZM209 168H210V165H209ZM222 168H223V167H222ZM222 168H220V170H222ZM239 168H240V167H239ZM259 168H260V167H259ZM4 169H3V171H4ZM7 169H8V166H7ZM15 169H17V168H15ZM47 169H48V168H47ZM51 169H52V167H51ZM95 169H94V171H96ZM100 169L102 170L101 167H100ZM120 169H123V168H120ZM126 169H127V168H126ZM140 169H141V168H140ZM145 169H146V168H145ZM149 169H150V168H149ZM152 169H153V168H152ZM159 169H160V168H159ZM174 169H177V168L174 167ZM203 169H204V168H203ZM213 169H214V168H213ZM229 169H230V167H229ZM256 169H257V168H256ZM1 170H2V169H1ZM9 170H10V169H9ZM12 170H13V169H12ZM12 170H11V172H12V174H14ZM21 170H22V168H21ZM49 170H50V168L48 169V171H49ZM66 170H67V169H66ZM84 170H85V169H84ZM89 170H90V168H89ZM115 170H116V169H115ZM117 170H118V169H117ZM131 170H132V169H131ZM134 170H135V169H134ZM147 170H148V169H147ZM165 170H167V169H165ZM198 170H200V169H198ZM217 170H218V169H217ZM223 170H224V169H223ZM227 170H228V169H227ZM227 170H226V171H227ZM232 170H233V169H232ZM235 170H238V168L235 169ZM245 170H246V169H245ZM249 170H250V169H249ZM257 170H259V169H257ZM6 171H8V170H6ZM16 171H17V170H16ZM16 171H15V172H16ZM22 171H23V170H22ZM42 171H43V170H42ZM51 171H53V170H51ZM70 171H71V169H70ZM73 171H75V169H73ZM86 171H87V170H86ZM94 171H92V172H94ZM161 171H162V168H161ZM207 171H208V170H207ZM224 171H225V170H224ZM242 171H243V170H242ZM254 171H255V169H254ZM262 171H263V170H262ZM262 171H261V172H262ZM4 172H5V171H4ZM17 172H18V171H17ZM43 172H46V171H43ZM54 172H56V171H54ZM54 172H53V173H54ZM87 172H88V171H87ZM92 172H90V173H92ZM98 172H99V170H98ZM101 172H102V171H101ZM113 172H114V171H113ZM126 172H128V171H126ZM132 172H133V171H132ZM135 172H137V171H135ZM148 172H149V170H148ZM152 172H153V171H152ZM158 172H159V171H158ZM163 172H165V171H163ZM169 172H170V171H169ZM169 172H168V174H169ZM199 172H201V171H199ZM205 172H206V171H205ZM220 172H222V171H220ZM237 172H238V171H237ZM244 172H245V171H244ZM248 172H249V171H248ZM248 172H247V173H248ZM251 172H252V170H251ZM263 172H264V171H263ZM263 172H262V174H263ZM1 173H2V172H1ZM8 173H9V171H8ZM18 173H19V172H18ZM21 173H22V172H21ZM46 173H48V172H46ZM63 173H64V172H63ZM63 173H62V174H63ZM66 173H67V172H66ZM73 173H74V172H73ZM75 173H76V171H75ZM75 173H74V174H75ZM104 173H105V172H104ZM108 173H109V172H108ZM110 173H111V172H110ZM116 173H117V172H116ZM118 173H119V171H118ZM122 173H123V171H122ZM122 173H121V174H122ZM137 173H138V172H137ZM140 173H142V172L140 171ZM149 173L151 174V172H149ZM153 173H154V172H153ZM175 173L177 174V172H175ZM180 173H182V171H180ZM213 173H214V172H213ZM216 173H217V172H216ZM218 173H219V171H218ZM239 173H240V171H239ZM239 173H238V174H239ZM247 173H246V174H247ZM249 173H250V172H249ZM3 174H5V173H3ZM23 174H24V173H22V174H20V175H23ZM27 174H28V173H27ZM33 174H34V173H33ZM42 174H44V173H42ZM48 174H49V173H48ZM57 174L59 175V174H61V173L57 172ZM70 174H71V173H70ZM74 174H73V175H74ZM92 174H93V173H92ZM96 174H99V173H96ZM130 174L133 175V173H130ZM147 174H148V173H147ZM165 174H166V173H165ZM199 174H200V173H199ZM210 174H212V173H210ZM241 174H242V175H241L242 177H243V175H245L244 173H241ZM250 174H251V173H250ZM5 175L7 176V174H5ZM14 175H15V174H14ZM24 175H25V174H24ZM30 175H31V171H30ZM44 175H45V174H44ZM46 175H47V174H46ZM51 175H53V174H51ZM63 175H64V174H63ZM87 175H88V174H87ZM107 175H108V174H107ZM144 175H145V174H144ZM156 175L159 176L160 174L157 173ZM166 175H167V174H166ZM200 175H201V174H200ZM203 175H204V173H203ZM205 175H206V173H205ZM207 175H208V174H207ZM207 175H206V176H207ZM221 175H222V174H220L219 176L221 177ZM223 175H224V174H223ZM226 175H227V174H226ZM230 175H232V174H230ZM254 175H255V172H254ZM256 175H257V174H256ZM256 175H255V176H256ZM16 176H17V175H16ZM16 176H15V177H16ZM28 176H29V175H27L26 178H28ZM35 176L38 177L37 174H35ZM40 176H41V174H40ZM54 176H56V175H54ZM65 176H66V175H65ZM71 176H72V175H71ZM95 176H96V175H95ZM103 176H104V174H103ZM126 176H127V175H126ZM168 176H169V175H168ZM178 176H179V175H178ZM214 176H216L215 173H214ZM241 176H240V178H241ZM251 176H252V174H251ZM260 176H261V175H260ZM0 177H1V175H0ZM10 177H11V176H10ZM15 177H14V178H15ZM17 177H18V176H17ZM20 177H21V176H20ZM22 177H23V176H22ZM29 177H31V176H29ZM32 177H34V176L32 175ZM32 177H31V178H32ZM41 177H42V176H41ZM45 177H46V176H45ZM45 177L43 176L44 179H45ZM49 177H50V176H49ZM49 177H48V178H49ZM52 177H53V176H52ZM74 177H75V176H74ZM74 177H73V179H74ZM86 177H87V176H86ZM117 177H118V176H117ZM132 177H135V176H132ZM147 177H148V176H147ZM151 177H153V175H152ZM164 177H165V176H164ZM171 177L173 178V176H171ZM204 177H205V176H204ZM204 177H203V178H204ZM208 177H209V176H208ZM210 177H211V176H210ZM216 177H217V176H216ZM1 178H2V177H1ZM14 178H13V179H14ZM43 178H41V179H43ZM70 178H71V177H70ZM89 178L91 179V177H89ZM100 178H102V177L100 176ZM121 178H122V177H121ZM143 178H144V177H143ZM148 178H149V177H148ZM158 178H159V177H158ZM165 178H166V177H165ZM175 178H176V177H175ZM181 178H182V177H181ZM181 178H179V179H181ZM189 178H190V177H189ZM212 178H214V177H212ZM224 178H226V177H224ZM232 178H233V177H232ZM235 178H237V177H235ZM249 178H250V177H249ZM253 178H255V177H253ZM256 178H257V177H256ZM6 179H7V181L9 180L8 178H6ZM10 179H11V178H10ZM16 179H17V178H16ZM18 179H19V178H18ZM22 179H24V178H22ZM28 179H30V178H28ZM32 179H33V178H32ZM32 179H31V180H32ZM57 179H58V178H57ZM59 179H60V178H59ZM63 179H65V178H63ZM73 179H72V180H73ZM86 179H88V178H86ZM92 179H93V178H92ZM92 179H91V180H92ZM95 179H96V178H95ZM103 179H104V178H103ZM162 179H163V178H162ZM162 179H161V180H162ZM168 179H169V178H168ZM173 179H174V178H173ZM191 179H192V178H191ZM201 179H202V178H201ZM205 179H207V178H205ZM214 179H215V178H214ZM220 179H221V178H220ZM226 179H227V178H226ZM230 179H231V177H230ZM260 179H261V178H260ZM260 179H258V181H259ZM263 179H264V178H263ZM3 180H4V179H2V181H3ZM25 180H26V179H25ZM33 180H37V178H36V179L34 178ZM38 180H39V179H38ZM48 180H50V179H48ZM54 180H56V179H54ZM60 180H61V179H60ZM65 180H67V179H65ZM83 180H85V179H83ZM126 180H127V179H126ZM126 180H125V181H126ZM164 180H165V179H164ZM199 180H200V179H199ZM199 180H198V181H199ZM210 180H211V178H210ZM221 180H222V179H221ZM238 180H239V178H238ZM245 180H248L247 177H246ZM261 180H262V179H261ZM2 181H1V182H2ZM9 181H10V180H9ZM16 181H17V180H16ZM16 181H14V182H16ZM19 181H20V179H19ZM23 181H24V180H23ZM23 181H22V182H23ZM41 181H42V180H41ZM52 181H53V178H52L51 182H52ZM56 181L58 182L59 180H56ZM61 181H62V180H61ZM70 181H71V179H70ZM73 181L75 182V180H73ZM97 181H99V180H97ZM107 181H109V180H107ZM117 181H118V180H117ZM130 181H132V180H130ZM179 181H180V180H179ZM184 181H185V180H184ZM188 181H189V180H188ZM207 181H208V179H207ZM215 181H216V180H215ZM215 181H214V182H215ZM228 181L230 182L229 179H228ZM239 181H242V180H239ZM249 181H250V180H249ZM254 181H255V180H254ZM263 181H264V180H263ZM263 181H261V182H263ZM5 182H6V180H5ZM17 182H18V181H17ZM34 182H35V181H34ZM67 182H68V180H67ZM71 182H72V181H71ZM79 182H81V181H79ZM88 182H89V181H88ZM88 182H87V183H88ZM93 182H95V180H94ZM101 182H103V181L101 180ZM104 182H106V181H104ZM110 182H111V181H110ZM132 182H133V181H132ZM132 182H131V183H132ZM147 182H148V181H147ZM151 182H152V180H151ZM185 182H186V181H185ZM194 182H195V181H194ZM214 182H213V183H214ZM232 182H233V181H232ZM232 182H230V183H232ZM252 182H253V180H252ZM8 183H9V182H8ZM11 183H12V182H11ZM35 183H36V182H35ZM44 183H45V182H44ZM49 183H50V182H49ZM53 183H54V181H53ZM62 183L64 184V181H62ZM72 183H73V182H72ZM89 183H90V182H89ZM97 183H98V182H97ZM99 183H100V182H99ZM108 183H109V182H108ZM116 183H117V182H116ZM118 183H120V180H119ZM131 183H130V184H131ZM183 183H184V182H183ZM204 183H207V182L204 181ZM213 183H212V184H213ZM222 183H225V181L222 182ZM222 183H221V184H222ZM235 183H236V181H235ZM241 183H242V182H241ZM241 183H239V184H241ZM245 183H246V181H245ZM248 183H250V182H248ZM259 183H260V182H259ZM263 183H264V182H263ZM0 184L2 185V183H0ZM4 184H5V183H3V185H4ZM12 184L14 185V183H12ZM23 184H24V183H23ZM37 184H38V182H37ZM54 184H57V183H54ZM59 184H61L60 181H59ZM65 184H66V182H65ZM65 184H64V185H65ZM78 184H79V183H78ZM91 184L93 185V183H91ZM124 184H125V183H124ZM151 184H152V183H151ZM170 184H171V183H170ZM173 184H174V183H173ZM175 184H176V183H175ZM188 184H191V183H188ZM188 184H187V186H188ZM201 184H202V182H201ZM207 184H208V183H207ZM212 184H211V185H212ZM216 184H217V181H216ZM219 184H220V181H219ZM228 184H229V183H228ZM237 184H238V183H237ZM254 184H255V183H254ZM1 185H0V186H1ZM5 185H6V184H5ZM5 185H4V186H5ZM20 185H21V182H20ZM20 185H19V186H20ZM26 185H27V184H26ZM34 185H36V184H34ZM42 185H43V184H42ZM42 185H41V186H42ZM67 185H68V184H67ZM69 185H70V182H69ZM72 185H73V184H72ZM76 185H77V184H76ZM88 185H90V184H88ZM95 185H96V184H95ZM99 185H100V184H99ZM137 185H138V184H137ZM141 185H142V184H141ZM160 185H161V183H160ZM192 185H193V184H192ZM234 185H236V184H234ZM241 185H242V184H241ZM243 185H244V183H243ZM243 185H242V186H243ZM245 185H247V184H245ZM245 185H244V186H245ZM251 185H252V184H251ZM261 185H262V184H261ZM261 185H260V186H261ZM9 186H10V185H9ZM22 186H23V185H22ZM22 186H21V187H22ZM31 186H32V185H31ZM38 186H39V185H37V187H38ZM44 186H45V185H44ZM83 186H85V185H83ZM93 186H94V185H93ZM97 186H98V184H97ZM100 186H101V185H100ZM108 186H109V185H108ZM116 186H117V185H116ZM122 186H123V185H122ZM122 186L120 185V187H122ZM131 186H132V185H131ZM142 186H144V185H142ZM189 186H190V185H189ZM207 186H208V185H207ZM209 186H210V184H209ZM223 186H224V185H223ZM223 186H222V187H223ZM226 186L228 187V186H230V185H226ZM231 186H232V184H231ZM244 186H243V187H244ZM255 186H256V185H254V186H252V187H255ZM258 186H259V185H258ZM263 186H264V185H263ZM1 187H2V186H1ZM1 187H0V188H1ZM5 187H6V186H5ZM5 187H4V188H5ZM21 187H20V188H21ZM29 187H30V186H29ZM32 187H34V186H32ZM32 187H31V188H32ZM55 187H56V186H55ZM73 187H74V186H73ZM78 187H79V186H78ZM80 187L82 188V185H81ZM80 187H79V188H80ZM85 187H86V186H85ZM103 187H104V186H103ZM105 187H106V186H105ZM109 187H111V186H109ZM149 187H151V185H150ZM165 187H166V186H165ZM178 187H179V185H178ZM185 187H186V185H185ZM201 187H202V186H201ZM212 187H214V186H211V188H212ZM238 187H239V186H238ZM252 187H251V188H252ZM4 188H3V189H4ZM11 188H12V187H11ZM23 188H25V186H24ZM27 188H28V187H27ZM35 188H36V187H35ZM46 188H48L47 185H46ZM46 188H45V189H46ZM70 188H71V187H70ZM75 188H76V186H75ZM83 188H84V187H83ZM83 188H82V189H83ZM107 188H108V187H107ZM107 188H106V189H107ZM113 188H114V187H113ZM115 188H116V187H115ZM132 188H133V187H132ZM134 188H136V186H135ZM145 188H146V187H145ZM161 188H162V187H161ZM171 188H172V187H171ZM173 188H174V187H173ZM208 188H209V187H208ZM208 188L206 187V189H208ZM229 188H230V187H229ZM233 188H234V187H233ZM248 188H249V187H248ZM257 188H259V187H257ZM5 189H6V188H5ZM14 189H15V188H14ZM32 189H33V188H32ZM36 189H37V188H36ZM36 189H35V190H36ZM45 189H43V190H45ZM62 189H63V188H62ZM64 189H65V186H64ZM76 189H77V188H76ZM88 189H90V188H88ZM93 189H94V188H93ZM106 189H105V191H106ZM111 189H112V188H111ZM116 189H117V188H116ZM119 189H120V188H119ZM127 189H128V188H126V190H127ZM129 189H130V188H129ZM148 189H149V188H148ZM158 189H160V187H159ZM185 189H186V188H185ZM223 189H225V188H223ZM223 189H222V190H223ZM238 189H239V188H238ZM253 189H254V188H253ZM263 189H264V188H263ZM12 190H13V188H12ZM17 190H18V189H17ZM33 190H34V189H33ZM33 190H32V191H33ZM40 190H41V189H40ZM54 190H57V189H54ZM59 190L62 191L61 189H59ZM95 190H97V189L95 188ZM99 190H100V189H98L97 191H99ZM101 190H102V188H101ZM107 190H108V189H107ZM109 190H110V188H109ZM113 190H114V189H113ZM130 190H131V189H130ZM138 190H139V189H138ZM203 190H204V187H203ZM211 190L213 191V189H211ZM211 190H210V191H211ZM215 190H216V189H215ZM220 190H221V189H220ZM220 190H219V191H220ZM222 190H221V191H222ZM225 190H227V189H225ZM228 190H229V189H228ZM228 190H227V192L229 193ZM247 190H248V189H247ZM250 190H251V189H250ZM260 190H261V189H260ZM2 191H3V190H2ZM20 191H21V190H20ZM26 191H27V189H26ZM45 191H46V190H45ZM49 191H51V190H49ZM57 191H58V190H57ZM60 191H58V192H60ZM63 191H64V190H63ZM76 191H77V190H76ZM80 191H81V190H80ZM80 191H79V192H80ZM84 191H85V190H84ZM114 191H115V190H114ZM116 191H118V190H116ZM120 191L122 192L121 189H120ZM123 191H125V190H123ZM140 191H141V188H140ZM152 191H154V189H153ZM185 191H186V193H187L188 190H185ZM192 191H194V190H192ZM221 191H220V193H221ZM12 192H13V191H12ZM14 192H15V190H14ZM41 192H42V190H41ZM52 192H53V191H52ZM58 192H53V193H58ZM69 192H70V191H69ZM69 192H68V193H69ZM101 192H102V191H101ZM108 192H110V191H108ZM129 192H130V191H129ZM132 192H133V191H132ZM150 192H151V191H150ZM188 192H189V191H188ZM213 192H214V191H213ZM217 192H218V191H217ZM223 192H224V191H223ZM225 192H226V191H225ZM247 192H248V191H247ZM258 192L260 193L261 191L258 190ZM258 192H257V194H258ZM3 193H4V192H3ZM34 193H35V192H34ZM46 193H47V192H46ZM46 193H45V194H46ZM60 193H61V192H60ZM87 193H89V192H87ZM96 193H97V192H96ZM103 193H104V192H103ZM114 193H115V192H114ZM118 193H119V192H118ZM123 193H124V192H123ZM125 193H127V191H126ZM136 193H137V192H136ZM192 193H193V192H192ZM228 193H227V194H228ZM230 193H231V192H230ZM237 193H238V192H237ZM7 194H8V193H7ZM25 194H26V193H25ZM50 194H51V193H50ZM64 194H65V192H64ZM69 194L72 195V192L69 193ZM76 194H77V193H76ZM79 194H80V193H79ZM83 194H84V193H83ZM94 194H95V193H94ZM104 194H105V193H104ZM110 194H111V193H110ZM121 194H122V193H121ZM121 194H120V195H121ZM127 194H128V193H127ZM130 194H131V193H130ZM194 194H195V193H194ZM194 194H193V195H194ZM217 194H218V193H217ZM241 194H242V193H241ZM1 195H2V194H0V198H1ZM4 195H5V194H4ZM9 195H10V194H9ZM58 195H59V193H58ZM58 195L54 194V196H56V197H54V199H57V196H58ZM84 195H85V194H84ZM90 195H92V194H90ZM90 195H89V197H90ZM106 195H107V194H106ZM106 195H105V196H106ZM115 195H116V194H115ZM191 195H192V194H191ZM199 195H200V192H199ZM224 195H225V193H224ZM251 195H252V194H251ZM261 195H262V193H261ZM42 196H43V195H42ZM48 196H49V195H48ZM73 196H75V194H74ZM81 196H82V195H81ZM103 196H104V195H103ZM113 196H114V195H113ZM113 196H112V198H113ZM124 196H125V195H124ZM184 196H185V195H184ZM216 196H217V195H216ZM220 196H223V194L220 195ZM220 196H219V197H220ZM227 196H228V195H227ZM234 196H235V195H234ZM236 196H238V195L236 194ZM236 196H235V197H236ZM242 196H243V194H242ZM262 196H263V195H262ZM6 197H7V196H6ZM6 197H5V199H6ZM13 197H15V195H14ZM28 197H30V195H28ZM36 197H38V195H37ZM51 197H53V196H51ZM58 197H59V196H58ZM63 197L66 198L65 195H64ZM68 197H69V196H68ZM96 197H97V196H96ZM99 197H100V196H99ZM115 197H116V196H115ZM121 197H122V196H121ZM191 197H192V196H191ZM212 197H213V195H212ZM224 197H225V196H224ZM259 197H260V196H259ZM8 198H9V197H8ZM26 198H27V197H26ZM31 198H33V197H31ZM40 198H41V197H40ZM44 198H45V197H44ZM46 198H47V196H46ZM71 198H73V197H71ZM87 198H88V197H87ZM116 198H119V197H118V194H117V197H116ZM124 198H126V197H124ZM131 198H132V196H131ZM217 198H218V197H217ZM222 198H223V197H222ZM222 198H219V199H222ZM229 198H230V197H229ZM229 198H228V199H229ZM240 198H242V197L239 196V199H240ZM2 199H3V201H4V196H3ZM9 199H11V197H10ZM14 199H15V198H14ZM33 199H34V198H33ZM61 199H62V198H61ZM91 199H92V198H91ZM93 199H94V198H93ZM107 199H108V195H107ZM126 199H128V198H126ZM184 199H185V198H184ZM198 199H199V198H198ZM205 199H206V196H205ZM215 199H216V198H215ZM223 199H224V198H223ZM225 199H226V198H225ZM252 199H253V198H252ZM0 200H1V199H0ZM6 200H7V199H6ZM11 200H12V199H11ZM24 200L26 201V199H24ZM50 200H52V198L49 199V201H50ZM57 200H58V199H57ZM62 200H63V199H62ZM95 200H96V199H95ZM108 200H109V199H108ZM114 200H115V199H114ZM118 200H119V199H118ZM185 200H186V199H185ZM236 200H237V199H236ZM260 200H262V199H260ZM263 200H264V199H263ZM17 201H18V200H17ZM27 201H29V200H27ZM32 201H33V200H32ZM34 201H35V200H34ZM34 201H33V202H34ZM36 201H37V200H36ZM68 201H69V200H68ZM73 201H74V200H73ZM86 201H87V200H86ZM209 201H213V200H210V199H209ZM214 201H215V200H214ZM217 201H218V200H217ZM4 202H5V201H4ZM50 202H51V201H50ZM50 202H47V203H50ZM52 202H53V201H52ZM52 202H51V203H52ZM64 202H65V201H64ZM70 202H71V201H70ZM70 202H68V203L70 204ZM87 202H88V201H87ZM92 202H95V201H91V203H92ZM167 202H168V201H167ZM218 202H220V201H218ZM2 203H3V202H2ZM11 203H14V201L10 202V204H11ZM17 203H19V202H17ZM25 203H27V202H25ZM30 203H31V202H30ZM38 203H39V202H38ZM45 203H46V202H45ZM45 203H44V206H46ZM53 203H54V202H53ZM57 203H58V202H57ZM59 203H60V202H59ZM59 203H58V204H59ZM71 203H72V202H71ZM74 203H75V201H74ZM77 203H78V201H77ZM81 203H82V202H81ZM91 203H90V204H91ZM132 203H133V202H132ZM181 203H182V202H181ZM201 203H202V202H201ZM209 203H210V202H209ZM209 203H208V205H209ZM213 203H214V202H213ZM213 203H211V204H213ZM224 203H225V202H224ZM226 203H228V201H227ZM258 203H259V202H258ZM0 204H1V203H0ZM3 204H4V203H3ZM7 204H8V203H7ZM7 204H6V205H7ZM54 204H56V203H54ZM58 204H56V205H58ZM65 204H66V203H65ZM88 204H89V203H88ZM129 204H130V203H129ZM196 204H197V203H196ZM211 204H210V205H211ZM215 204H216V203H215ZM219 204H220V203H219ZM229 204H231V203H229ZM232 204H233V203H232ZM262 204H263V203H262ZM12 205H13V204H12ZM16 205H17V204H16ZM24 205H25V204H24ZM28 205H29V204H28ZM66 205H67V204H66ZM79 205H80V204H79ZM82 205H83V204H81V205L79 206V207H80L79 209H81V206H82ZM86 205H87V204H86ZM201 205H202V204H201ZM227 205H228V204H227ZM235 205H236V204H235ZM253 205H254V204H253ZM13 206H14V205H13ZM48 206H49V205H47V207H48ZM60 206H61V205H60ZM62 206H63L62 209H64V205H62ZM67 206H68V205H67ZM128 206H129V205H128ZM206 206H207V205H206ZM206 206H205V207H206ZM217 206H218V205H217ZM219 206H221V205H219ZM228 206H229V205H228ZM239 206H240V205H238L237 207H239ZM242 206H243V205H242ZM1 207H3V205L0 206V208H1ZM9 207H10V205H9ZM22 207H23V205H22ZM27 207H28V206H27ZM27 207H26V208H27ZM31 207H32V206H31ZM39 207H40V206H39ZM51 207H52V206H51ZM84 207H85V205H84ZM151 207H152V206H151ZM168 207H169V206H168ZM192 207H193V206H192ZM210 207H211V206H210ZM213 207H214V206H213ZM230 207H231V206H230ZM4 208L6 209L5 206H4ZM12 208L16 209L15 207H12ZM17 208H18V205H17ZM23 208H24V207H23ZM23 208H22V209H23ZM43 208H44V207H42V209H43ZM45 208H46V207H45ZM53 208H54V207H53ZM53 208H52V209H53ZM71 208H72V207H71ZM131 208H132V207H131ZM152 208H153V207H152ZM199 208H200V207H199ZM214 208H215V207H214ZM216 208H217V207H216ZM216 208H215V209H216ZM231 208H232V207H231ZM235 208H236V207H235ZM242 208H243V207H242ZM257 208H258V207H257ZM257 208H256V209H257ZM260 208H261V207H260ZM18 209H19V208H18ZM28 209H29V208H28ZM32 209H33V207H32ZM49 209H51V208H49ZM66 209L69 210L70 208H69V209L66 208ZM72 209H73V208H72ZM72 209H71V210H72ZM86 209H87V208H86ZM128 209H129V208H128ZM149 209H150V208H149ZM169 209H170V208H169ZM169 209H168V210H169ZM186 209H187V208H186ZM205 209H206V208H205ZM211 209H213V208H211ZM236 209H237V208H236ZM247 209H249V208H247ZM263 209H264V208H263ZM25 210H26V209H25ZM25 210H24V211H25ZM33 210H34V209H33ZM71 210H70V211H71ZM73 210H74V209H73ZM147 210H148V209H147ZM159 210H160V209H159ZM170 210H171V209H170ZM184 210H185V209H184ZM237 210H238V209H237ZM3 211H4V210H3ZM18 211H19V210H18ZM28 211H29V210H28ZM30 211L32 212V210H30ZM37 211L40 212V210H37ZM44 211H45V210H44ZM78 211H79V210H78ZM80 211H82V210H80ZM80 211H79L78 213H80ZM84 211H86V210H84ZM90 211H92V210H90ZM132 211H133V210H132ZM188 211H189V210H188ZM201 211H202V210H201ZM208 211H209V208H208ZM208 211H207V212H208ZM210 211H211V210H210ZM216 211H217V209H216ZM244 211H245V210H244ZM244 211H243V212H244ZM247 211H248V210H247ZM4 212H5V211H4ZM15 212H16V211H15ZM20 212H21V210H20ZM54 212H56V211H54ZM57 212H58V210H57ZM57 212H56V213H57ZM71 212H72V211H71ZM71 212H70V214H71ZM128 212H129V211H128ZM130 212H131V211H130ZM130 212H129V213H130ZM161 212H162V211H161ZM176 212H177V211H176ZM182 212H183V211H182ZM189 212H190V211H189ZM204 212H205V211H204ZM221 212H222V211H221ZM249 212H250V209H249ZM252 212H253V211H252ZM263 212H264V211H263ZM0 213H1V210H0ZM5 213H6V212H5ZM12 213H13V212H12ZM17 213H18V212H17ZM22 213L24 214V212H22ZM37 213H38V212H37ZM41 213H42V212H41ZM88 213H89V211L87 212V214H88ZM155 213H157V212H155ZM170 213H171V212H170ZM200 213H201V212H200ZM200 213H199V214H200ZM205 213H206V212H205ZM205 213H204V214H205ZM215 213H216V212H215ZM218 213H219V212H218ZM233 213H234V212H233ZM259 213H260V212H259ZM18 214H19V213H18ZM30 214H31V213H30ZM43 214H44V213H43ZM47 214H51V213H47ZM72 214H74V213H72ZM72 214H71V215H72ZM81 214H82V213H81ZM83 214H84V213H83ZM87 214H86V216H87ZM97 214H98V213H97ZM132 214H133V213H132ZM160 214H161V213H160ZM164 214H166V213H164ZM172 214H174V213H171V215H172ZM175 214H176V213H175ZM189 214H190V213H189ZM192 214H194V213L192 212ZM197 214H198V213H197ZM197 214H196V215H197ZM204 214H203V216L205 217ZM206 214H207V213H206ZM209 214H211V213H209ZM209 214H208V216H209ZM213 214H214V213H213ZM216 214H217V213H216ZM216 214H214V215H216ZM238 214H239V212H238ZM248 214H249V213H248ZM248 214H246L245 218L247 217ZM0 215H1V214H0ZM13 215H14V214H13ZM20 215H22V214H20ZM20 215H19V216H20ZM26 215H29V213H26ZM26 215H25V217H26V219H27L28 216H26ZM39 215H40V214H39ZM41 215H42V214H41ZM52 215H53V214H52ZM56 215H57V214H56ZM58 215H59V214H58ZM62 215H63V214H62ZM75 215H76V214H75ZM84 215H85V214H84ZM84 215H82V216H84ZM89 215H90V213H89ZM89 215H88V216H89ZM127 215H128V213H127ZM138 215H139V214H138ZM166 215H167V214H166ZM200 215H201V214H200ZM236 215H237V214H236ZM243 215H244V214H243ZM249 215H250V214H249ZM251 215H252V214H251ZM1 216H2V215H1ZM7 216H8V215H7ZM14 216H15V215H14ZM44 216H45V215H44ZM47 216H48V215H47ZM79 216H80V215H79ZM90 216H92V215H90ZM133 216H134V215H133ZM139 216H140V215H139ZM173 216H174V215H173ZM201 216H202V215H201ZM206 216H207V215H206ZM211 216H212V215H211ZM219 216H220V215H219ZM237 216H240V215H237ZM10 217H11V216H10ZM16 217H17V215H16ZM21 217H22V216H21ZM38 217H39V216H38ZM42 217H43V216H42ZM48 217H49V216H48ZM63 217H64V216H63ZM70 217H71V216H70ZM73 217H74V215H73ZM75 217H76V216H75ZM147 217H148V215H147ZM168 217H172V216H169V214H168ZM179 217H180V216H179ZM187 217H190V216H187ZM196 217H197V216H196ZM214 217H216V216H214ZM221 217H222V216H221ZM233 217H234V216H233ZM233 217H231V218H233ZM241 217H242V216H241ZM249 217H250V216H249ZM255 217H256V216H255ZM1 218H2V217H1ZM1 218H0V219H1ZM4 218H5V217H4ZM22 218H23V217H22ZM22 218H21V219H22ZM31 218H32V216H31ZM35 218H36V217H35ZM45 218H46V217H45ZM52 218H53V217H52ZM66 218H67V217H66ZM78 218H79V217H78ZM86 218H87V217H86ZM90 218H91V217H90ZM97 218H98V217H97ZM112 218H113V217H112ZM115 218H116V217H115ZM125 218H126V217H125ZM158 218H159V217H158ZM164 218H165V217H164ZM166 218H167V217H166ZM166 218H165L164 220H166ZM175 218H176V216H175ZM175 218H174V219H175ZM192 218H193V217H192ZM205 218H206V217H205ZM235 218H236V217H235ZM235 218H234V219H235ZM243 218H244V217H243ZM257 218H259V217H257ZM6 219H7V218H5V220H6ZM8 219H10V218L8 217ZM23 219H25V218H23ZM43 219H44V217L42 218V220H43ZM48 219H49V218H48ZM58 219H60V218H58ZM72 219H73V218H72ZM72 219H71V220H72ZM93 219H95V218H93ZM98 219H99V218H98ZM152 219H153V218H152ZM170 219H171V218H170ZM170 219H169V221H170ZM176 219H177V218H176ZM195 219H196V218H195ZM199 219H200V218H199ZM216 219H217V217H216ZM220 219H221V218H220ZM220 219H219L218 221H220ZM225 219H226V218H225ZM229 219H230V218H229ZM246 219H247V218H246ZM2 220H3V218H2ZM2 220H1V221H2ZM10 220H11V219H10ZM14 220H15V222H16V218H15ZM17 220H18V219H17ZM28 220L30 221L29 217H28ZM89 220H90V219H89ZM103 220H104V219H103ZM109 220H110V219H109ZM115 220H116V219H115ZM177 220H178V219H177ZM209 220H210L212 223L214 222V221H212L211 219H209ZM223 220H224V219H223ZM223 220H222V221H223ZM257 220H258V219H257ZM260 220H261V219H260ZM263 220H264V219H263ZM22 221H23V220H21V222H22ZM33 221H34V220H33ZM46 221L48 222V220H46ZM49 221H50V220H49ZM53 221H56V220L52 219V222H53ZM62 221H63V220H62ZM66 221H67V220H66ZM76 221H77V220H76ZM85 221H86V220H85ZM94 221H95V220H94ZM113 221H114V218H113ZM138 221H139V220H138ZM171 221H173V219H172ZM185 221H186V220H185ZM185 221H184V222H185ZM187 221H188V220H187ZM196 221H197V219H196ZM196 221H195V222H196ZM226 221H228V220H226ZM8 222H9V220H8ZM17 222L19 223V221H17ZM17 222H16V223H17ZM23 222H25V221H23ZM23 222H22V224H23ZM27 222H28V221H27ZM38 222H39V221H38ZM38 222H37V224H38ZM44 222H45V221H44ZM82 222H83V221H82ZM91 222H93V220H92ZM99 222H100V221H99ZM99 222H98V225H99ZM107 222H108V221H107ZM107 222H106V223H107ZM114 222H116V221H114ZM135 222H136V221H135ZM141 222H142V221H141ZM178 222H180V220H179ZM188 222H189V221H188ZM192 222H193V221H192ZM198 222H199V221H198ZM255 222H256V221H255ZM257 222H258V221H257ZM2 223L5 224V222H2ZM10 223H11V222H10ZM13 223H14V221H13ZM13 223H11V225H12ZM35 223H36V222H35ZM65 223H66V222H65ZM73 223H74V222H73ZM73 223H72V224H73ZM84 223H85V222H84ZM104 223H105V222H104ZM106 223H105V224H106ZM108 223H109V222H108ZM116 223H117V222H116ZM159 223H161V221H160ZM162 223H163V222H162ZM164 223H165V222H164ZM189 223H190V222H189ZM205 223L207 224V223H209V222H205ZM205 223H204V224H205ZM216 223H218V222H216ZM228 223H229V222H228ZM232 223H233V222H232ZM232 223H230V224H232ZM235 223H236V220H235ZM259 223H260V222H259ZM0 224H1V223H0ZM4 224H3V225H4ZM19 224H20V223H19ZM19 224H18V225H19ZM25 224H26V222H25ZM37 224H36V225H37ZM47 224H48V223H47ZM50 224H51V223H50ZM57 224H58V223H57ZM89 224H90V222H89ZM112 224H113V223H112ZM118 224H120V223H118ZM135 224H136V223H135ZM165 224H166V223H165ZM168 224H170V223H168ZM172 224H173V223H172ZM176 224H177V223H176ZM176 224H175V225H176ZM242 224H244V223H242ZM30 225H31V224H30ZM32 225H33V224H32ZM38 225H39V224H38ZM78 225H80V224H78ZM86 225H87V224H86ZM95 225H96V222H95ZM133 225H134V224H133ZM136 225H137V224H136ZM144 225H145V224H144ZM151 225H152V223H151ZM151 225H150V226H151ZM177 225H180V224H177ZM194 225H196V223H194ZM199 225H200V224H199ZM207 225H208V224H207ZM213 225H214V224H213ZM215 225H216V224H215ZM219 225H220V224H219ZM221 225H222V223H221ZM223 225H224V224H223ZM240 225H241V224H240ZM240 225H239V226H240ZM252 225H253V224H252ZM256 225H257V224H256ZM258 225H259V224H258ZM40 226H41V225H40ZM49 226H51V225L48 224V227H49ZM62 226H64V225H62ZM82 226H83V225H82ZM89 226H90V225H89ZM93 226H94V225H93ZM96 226H97V225H96ZM99 226H101V225H99ZM111 226H112V225H111ZM120 226H121V225H120ZM148 226H149V225H148ZM160 226H161V225H160ZM170 226H171V225H170ZM170 226H169V227H170ZM184 226H185V225H184ZM184 226H183V227H184ZM189 226H190V224H189ZM200 226H202V225H200ZM229 226H230V225H229ZM235 226H236V225H235ZM244 226H245V225H244ZM249 226H251V224H249ZM14 227H16V226H14ZM21 227H23V226H21ZM27 227H28V226H27ZM33 227H34V225H33ZM41 227H42V226H41ZM44 227H46L45 224H44ZM44 227H43V228H44ZM64 227H65V226H64ZM70 227H71V226H70ZM90 227H91V226H90ZM114 227H115V226H114ZM114 227H113V229H114ZM127 227H128V225H127ZM145 227H146V226H145ZM158 227H159V226H158ZM179 227H180V226H179ZM179 227H178V228H179ZM194 227H195V226H194ZM208 227H209V226H208ZM216 227H217V226H216ZM220 227H221V226H220ZM224 227H225V226H223V228H224ZM233 227H234V226H233ZM247 227H248V226H247ZM257 227H258V226H257ZM0 228H1V225H0ZM6 228H7V227H6ZM19 228H20V226H19ZM57 228H58V227H57ZM67 228H69V227H67ZM72 228H73V227H72ZM84 228H85V227H84ZM84 228H82V229H84ZM87 228H88V226H87ZM97 228H98V227H97ZM106 228H107V227H106ZM116 228H117V227H115V229H116ZM121 228H122V227H121ZM121 228H120V229H121ZM125 228H126V227H125ZM135 228H136V227H135ZM152 228H153V227H151V229H152ZM154 228H155V227H154ZM161 228H162V227H161ZM171 228H172V226H171ZM178 228H177V229H178ZM180 228H181V227H180ZM180 228H179V229H180ZM190 228H191V227H190ZM205 228H206V227H205ZM210 228H212V226H211ZM218 228H219V226H218ZM218 228H217V229H218ZM236 228H237V226H236ZM242 228H244V227H241V230H239V231H236V230H232V231H231V230H228V229H221V232H220L219 234H220V235H227V236L229 237L228 239H231V242H234V243H233V244H234V247H232L233 249L231 248L232 252L230 253V257H232V259H233V258H236L237 261H240V260H242V261H243V260H247V261H249L250 259H254V257H256V254L253 252V249H255V248L253 247L254 243H253V241H251V239H250V237H251V236L254 237V235H253V233L250 232V233H251V236H250V235L246 232V229H245V231H243L244 229L242 230ZM249 228H250V227H249ZM252 228H253V227H252ZM3 229H4V228H3ZM3 229H2L1 231H3ZM9 229H10V228H9ZM21 229H23V228H21ZM37 229H38V227H37ZM44 229H45V228H44ZM46 229H48V228H46ZM58 229H59V228H58ZM73 229H74V228H73ZM85 229H86V228H85ZM88 229H89V228H88ZM92 229L95 230L94 228H92ZM100 229H102V227H101ZM104 229H105V228H104ZM118 229H119V228H118ZM118 229H117V230H118ZM123 229H124V228H123ZM130 229L132 230V228H130ZM133 229H134V228H133ZM151 229H150V230H151ZM186 229H187V228H186ZM195 229H196V228H195ZM195 229H194V230H195ZM212 229H213V228H212ZM232 229H233V228H232ZM237 229H238V228H237ZM257 229H258V228H257ZM6 230H7V229H6ZM28 230L30 231V229H28ZM34 230H35V229H33V231H34ZM54 230H56V228H54ZM77 230H78V229H77ZM89 230H90V229H89ZM108 230H109V228H108ZM111 230H112V229H111ZM152 230H153V229H152ZM157 230H158V229H157ZM157 230H156V231H157ZM171 230H172V229H171ZM197 230H199V229H197ZM205 230H206V229H205ZM210 230H211V229H210ZM210 230H209V231H210ZM214 230H215V229H214ZM251 230H252V229H251ZM262 230H263V229H262ZM19 231H20V229H19ZM29 231H27V232H29ZM39 231H40V229H39ZM43 231H44V230H43ZM66 231H67V229H66ZM72 231H73V230H72ZM84 231H85V230H84ZM87 231H88V230H87ZM100 231H101V230H100ZM121 231H123V230H121ZM146 231H147V229H146ZM148 231H149V230H148ZM156 231H155V232H156ZM159 231H160V230H159ZM167 231H168V230H167ZM169 231H170V230H169ZM175 231H176V230H175ZM178 231H179V230H178ZM181 231H182V229H181ZM189 231H190V229H188L187 232H189ZM234 231H235V232H234ZM247 231H249V229H247ZM258 231H259V230H258ZM4 232H5V230H4ZM14 232H15V231H14ZM16 232H17V231H16ZM73 232H74V231H73ZM73 232H72V233H73ZM77 232H78V231H76V233H77ZM90 232L92 233L93 231H90ZM94 232H95V231H94ZM118 232H119V231H118ZM118 232H116V233L118 234ZM124 232H125V231H124ZM126 232H127V229H126ZM139 232H140V231H139ZM142 232H143V231H142ZM161 232H162V231H161ZM164 232H166V231H164ZM164 232H163V233H164ZM171 232H173V231H171ZM197 232H198V231H197ZM216 232H217V231H216ZM256 232H257V231H256ZM263 232H264V231H263ZM263 232H261V233H263ZM33 233H34V232H33ZM35 233H36V232H35ZM48 233H49V231H48ZM60 233H61V232H60ZM60 233H58V234L61 235ZM69 233H70V231H69ZM80 233H81V231H80ZM83 233H84V232H82V234H83ZM95 233H96V232H95ZM98 233H99V229H98ZM102 233H103V232H102ZM102 233H100V235H101ZM107 233H108V232H107ZM113 233H114V232H113ZM122 233H123V232H122ZM130 233H132V231H131ZM133 233H134V232H133ZM135 233H137V232H135ZM146 233H148V232H146ZM146 233H145V234H146ZM149 233H150V231H149ZM151 233H154V231L151 232ZM156 233H157V232H156ZM159 233H160V232H158V234H159ZM183 233H184V232H183ZM183 233H182V234H183ZM190 233H191V231H190ZM194 233H195V232H194ZM202 233H204V232H202ZM1 234H3V233H1ZM20 234H21V233H20ZM25 234H26V233H25ZM31 234H32V233H31ZM40 234H41V232H40ZM46 234H47V233H46ZM49 234H50V233H49ZM49 234H48V235H49ZM58 234H57V235H58ZM62 234H63V233H62ZM86 234H88V236H89V233H86ZM96 234H97V233H96ZM111 234H112V233H111ZM114 234H115V233H114ZM117 234H116V235H117ZM125 234H126V233H125ZM143 234H144V233H143ZM154 234H155V233H154ZM158 234H157V235H158ZM167 234H168V233H167ZM175 234H176V233H175ZM175 234H174V236H175ZM182 234H180V235H182ZM197 234H199V233H197ZM210 234H211V233H210ZM254 234H255V233H254ZM4 235H5V234H4ZM9 235H10V234H9ZM26 235H27V234H26ZM33 235H35V234H33ZM51 235H52V234H51ZM59 235H58V236H59ZM69 235H70V234H69ZM78 235H79V234H78ZM90 235H91V234H90ZM103 235L105 236V231H104V234H103ZM106 235H107V234H106ZM116 235H115V236H116ZM129 235H130V234H129ZM155 235H156V234H155ZM168 235H169V234H168ZM171 235H172V233H171ZM178 235H179V234H178ZM188 235H189V233H188ZM188 235H187V236H188ZM191 235H192V234H191ZM202 235H203V234H202ZM206 235H207V234H206ZM214 235H215V234H214ZM256 235H257V234H256ZM256 235H255V236H256ZM260 235H261V234H260ZM36 236H37V235H36ZM39 236H40V235H39ZM42 236H43V234H42ZM72 236H73V235H72ZM79 236H80V235H79ZM95 236H96V235H95ZM98 236H99V235H98ZM125 236H126V235H125ZM146 236H148V234H147ZM150 236H151V234H150ZM161 236H162V235H161ZM182 236H183V235H182ZM189 236H190V235H189ZM195 236H196V235H195ZM211 236H212V235H211ZM261 236H262V235H261ZM261 236H260V237H261ZM263 236H264V235H263ZM263 236H262V237H263ZM15 237H17V235H16ZM19 237H20V236H19ZM27 237H28V235H27ZM44 237H45V236H44ZM49 237H51V236H49ZM52 237H53V235H52ZM69 237H70V236H69ZM69 237H68V238H69ZM73 237H74V236H73ZM73 237H72V238H73ZM86 237H87V236H86ZM92 237H93V236H92ZM109 237H110V236H109ZM122 237H123V235H122ZM140 237H142V236H140ZM148 237H149V236H148ZM152 237H153V235H152ZM164 237H166V236H164ZM177 237H178V236H177ZM209 237H210V236H209ZM212 237H214V236H212ZM216 237H217V233H216ZM257 237H258V235H257ZM0 238H1V237H0ZM21 238H22V237H21ZM31 238H32V237H31ZM40 238H41V237H40ZM76 238H77V237H76ZM79 238H81V237H79ZM79 238H78V239H79ZM100 238L103 239V237H100ZM100 238L98 237V239H100ZM105 238H106V237H105ZM107 238H108V237H107ZM117 238H119V237H117ZM136 238H138V237H136ZM150 238H151V237H150ZM158 238H159V237H158ZM166 238H167V237H166ZM166 238H165V239H166ZM183 238H184V237H183ZM185 238H186V235H185ZM188 238H189V237H188ZM191 238H193V237L191 236ZM199 238H200V237H199ZM222 238H224V237L222 236ZM19 239H20V238H19ZM23 239H24V238H23ZM33 239H34V238H33ZM53 239H54V238H53ZM57 239H58V238H57ZM62 239H63V238H62ZM64 239H65V238H64ZM88 239H90V238H88ZM94 239H95V238H93L92 240H94ZM122 239H123V238H122ZM129 239H130V238H129ZM140 239H141V238H140ZM146 239H147V238H146ZM159 239H160V238H159ZM161 239H164V238H161ZM161 239H160V240H161ZM165 239H164V240H165ZM169 239H170V235H169ZM176 239H179V238H176ZM195 239H196V238H195ZM197 239H198V238H197ZM205 239H208V238H205ZM211 239L213 240V238H211ZM217 239H218V238H217ZM217 239H216V240H217ZM259 239H260V238H259ZM30 240H31V239H30ZM74 240H75V239H73V241H74ZM86 240H87V238H86ZM92 240H90V241H92ZM105 240H106V239H105ZM120 240H121V239H120ZM127 240H128V237H127ZM143 240H144V239H143ZM183 240H184V239H183ZM189 240H190V239H189ZM193 240H194V239H193ZM199 240H200V239H199ZM209 240H210V239H209ZM212 240H211V241H212ZM252 240H253V239H252ZM260 240H262V239H260ZM263 240H264V239H263ZM8 241H10V240H8ZM24 241H25V240H24ZM34 241H35V240H34ZM45 241H46V240H45ZM51 241H52V240H51ZM68 241H69V240H68ZM70 241H71V240H70ZM84 241H85V240H83V243H84ZM98 241H99V240H98ZM101 241H102V240H101ZM103 241H104V240H103ZM107 241H108V240H106V242H107ZM112 241H113V240H112ZM114 241H115V240H114ZM121 241H122V240H121ZM128 241H129V240H128ZM135 241H136V240H135ZM145 241H146V240H145ZM145 241L143 242L144 244H145ZM147 241H148V239H147ZM158 241H159V240H158ZM173 241H174V240H173ZM173 241H172V242H173ZM185 241H186V240H185ZM205 241H206V240H205ZM218 241H219V240H218ZM220 241H221V240H220ZM0 242H1V241H0ZM4 242H5V241H4ZM13 242H14V240H13ZM15 242H16V240H15ZM22 242H23V241H22ZM26 242H27V241H26ZM28 242H29V241H28ZM30 242H31V241H30ZM37 242H38V241H37ZM42 242L44 243L43 240H42ZM53 242H54V241H53ZM63 242H64V241H63ZM78 242H79V241H78ZM86 242H87V241H86ZM104 242H105V241H104ZM109 242H110V240H109ZM115 242H116V241H115ZM122 242H123V241H122ZM122 242H121V243H122ZM148 242H149V241H148ZM152 242H153V240H152ZM160 242H161V241H160ZM175 242H176V241H175ZM175 242H174V243H175ZM180 242H181V241H180ZM195 242H196V240H195ZM223 242H225L224 239H223ZM254 242H255V240H254ZM9 243H10V242H9ZM18 243L20 244V242H18ZM49 243H50V241H49ZM49 243H48V244H49ZM56 243H57V242H56ZM64 243H66V242H64ZM71 243H72V242H71ZM93 243H94V242H93ZM111 243H112V242H110V244H111ZM117 243H119V242H117ZM129 243H130V242H129ZM137 243H138V240H137ZM137 243H134V244H137ZM150 243H151V242H150ZM153 243H155V242H153ZM176 243H177V242H176ZM176 243H175V244H176ZM196 243H197V245H198V242H196ZM200 243H201V242H200ZM206 243H207V242H206ZM215 243H217V242L215 241ZM215 243H214V244H215ZM227 243H228V241H227ZM255 243H257V242H255ZM0 244H1V243H0ZM10 244H12V242H11ZM15 244H17V243H15ZM21 244H22V243H21ZM35 244H36V243H35ZM87 244H88V243H87ZM100 244H101V243H100ZM100 244H99V245H100ZM126 244H127V243H126ZM161 244H162V243H161ZM180 244H181V243H180ZM180 244H179V245H180ZM218 244H219V243H218ZM261 244H262V243H261ZM6 245H7V244H6ZM43 245H44V244H43ZM53 245H54V244H53ZM79 245H80V243H78V246H79ZM81 245H83V244L81 243ZM91 245H92V244H91ZM93 245H98V244L96 243V244H93ZM103 245H104V244H103ZM127 245H128V244H127ZM127 245H126V247H127ZM130 245H131V244H130ZM138 245H140V243H139ZM148 245H149V244H148ZM152 245H153V244H152ZM159 245H160V244H159ZM164 245H165V244H164ZM181 245H182V244H181ZM181 245H180V246H181ZM183 245H184V244H183ZM190 245L192 246V244H190ZM200 245H201V244H200ZM200 245H199V247L202 246V245H201V246H200ZM204 245H205V243H204ZM207 245H208V244H207ZM31 246H32V245H31ZM60 246H61V245H60ZM62 246H64V245H62ZM105 246H106V245H105ZM109 246H110V245H109ZM118 246H119V245H118ZM122 246H123V245H121V247H122ZM131 246H132L131 248H133V245H131ZM143 246H144V245H143ZM176 246H177V245H176ZM180 246H179V247H180ZM193 246H194V245H193ZM208 246H209V245H208ZM216 246H217V244H216ZM228 246H230V245H228ZM262 246H263V245H262ZM13 247H14V245H13ZM19 247H20V246H19ZM37 247H38V246H37ZM48 247H49V246H48ZM83 247H84V246H83ZM83 247H82V248H83ZM90 247H91V246H90ZM95 247H96V246H95ZM99 247H101V246H99ZM103 247H104V246H103ZM110 247H111V246H110ZM112 247H114V246H112ZM148 247H149V246H148ZM148 247H139V248H136V249H135V248H134V249H126L124 252H122V253L120 254V258L123 259L124 257H128L129 255L132 254V255H136V259H135V260L133 259V260H134V263H133V264H147V261L144 260L145 258L143 257V253L148 251ZM153 247H154V246H153ZM162 247H163V245H162ZM179 247H178V248H179ZM183 247H184V246H183ZM194 247H195V246H194ZM202 247H203V246H202ZM202 247H201V249H202ZM211 247H212V246H211ZM219 247H220V246H219ZM230 247H231V246H230ZM256 247H257V246H256ZM4 248H5V247H4ZM26 248H27V247H26ZM34 248H35V247H34ZM68 248H69V247H68ZM88 248H89V247H88ZM91 248H92V247H91ZM91 248H90V249H91ZM107 248H109V247H106V249H107ZM114 248H116V246H115ZM124 248H125V247H124ZM150 248H151V247H150ZM159 248H160V247H159ZM181 248H182V247H181ZM181 248H180V249H181ZM184 248H185V247H184ZM217 248H218V247H216V249H217ZM221 248H222V247H221ZM257 248H258V247H257ZM14 249H15V248H14ZM14 249H13V250H14ZM20 249H21V247H20ZM23 249H24V248H23ZM28 249H30V248H28ZM28 249H27V250H28ZM39 249H40V248H39ZM56 249H57V248H56ZM59 249H60V248H59ZM64 249H65V248H64ZM66 249H67V248H66ZM77 249L79 250L80 248L78 247ZM85 249H86V248H85ZM97 249H98V248H97ZM97 249H96V250H97ZM120 249H121V248H120ZM176 249H177V248H176ZM187 249H188V247H187ZM189 249H190V248H189ZM199 249H200V248H199ZM219 249H220V248H219ZM219 249H218V250H219ZM225 249H226V248L224 247V250H225ZM0 250L3 251L2 249H0ZM13 250H12V251H13ZM25 250H26V249H25ZM27 250H26V251H27ZM52 250H53V249H52ZM57 250H58V249H57ZM60 250H62V249H60ZM75 250H76V248H75ZM91 250H92V249H91ZM93 250H94V249H93ZM100 250H101V249H100ZM100 250H99V251H100ZM108 250H109V249H108ZM110 250H111V249H110ZM114 250H115V249H114ZM157 250H158V246H157ZM191 250H194V249L191 248ZM208 250H210V249H208ZM208 250H207V251H208ZM231 250H230V248H229V251H231ZM259 250H260V248H259ZM263 250H264V249H263ZM29 251H30V250H29ZM29 251H28L27 253L32 252V251H30V252H29ZM37 251H38V250H37ZM37 251H36V252H37ZM53 251H54V250H53ZM94 251H95V250H94ZM102 251H103V249H102ZM122 251H123V250H122ZM151 251H152V250H151ZM155 251H156V250H155ZM161 251H162V250H161ZM163 251H164V250H163ZM178 251H179V250H178ZM186 251H187V250H186ZM196 251H197V248H196ZM201 251H202V250H201ZM205 251H206V248H205ZM21 252H22V251H21ZM33 252H34V251H33ZM39 252H40V251H39ZM44 252H45V251H44ZM44 252H43V253H44ZM79 252H81V251L79 250ZM79 252H78V253H79ZM88 252H89V251H88ZM88 252H87V253H88ZM100 252H101V251H100ZM103 252H104V251H103ZM103 252H102V253H103ZM110 252H112V251H110ZM114 252H115V251H114ZM117 252H119V251H117ZM180 252H181V251H180ZM180 252H178V253H180ZM182 252H184V250H183ZM192 252H193V251H192ZM202 252H203V251H202ZM209 252H210V251H209ZM222 252H223V251H222ZM256 252H257V251H256ZM3 253H5V252H3ZM7 253H8V252H7ZM27 253H22V254H26V255H27ZM60 253H62V252H60ZM60 253H59V254H60ZM68 253H69V252H68ZM68 253H67V254H68ZM84 253H85V252H84ZM91 253H92V251H91ZM91 253H88V255L91 254ZM105 253H106V251H105ZM198 253H199V252H198ZM219 253H220V252H219ZM219 253H218V254H219ZM224 253H225V252H224ZM258 253H259V252H258ZM261 253H262V252H261ZM18 254H19V252H18ZM20 254H21V253H20ZM33 254H34V253H33ZM35 254H36V253H35ZM53 254H56V253H53ZM75 254H76V253H75ZM93 254H94V253H93ZM93 254H92V257H93ZM112 254H114V253L112 252ZM145 254H146V253H145ZM147 254H148V253H147ZM147 254H146V255H147ZM153 254H154V253H153ZM153 254H151V255H153ZM180 254H181V253H180ZM191 254H192V253H191ZM216 254H217V253H216ZM216 254L214 253V255H216ZM263 254H264V253H263ZM45 255H46V253H45ZM50 255H51V254H50ZM64 255H65V254H64ZM64 255H63V256H64ZM68 255H70V254H68ZM68 255H67V256H68ZM76 255H77V254H76ZM76 255H75V256H76ZM81 255H83V254H81ZM81 255H80V256H81ZM101 255H102V254H101ZM107 255H108V253H107ZM116 255H117V254H116ZM132 255H131V256H132ZM149 255H150V254H149ZM167 255H170V254L168 253ZM260 255H262V254H260ZM1 256H2V255H1ZM4 256H5V255H4ZM9 256H10V255H9ZM20 256H23V255H20ZM29 256H31V255L29 254ZM70 256H71V255H70ZM70 256H69V257H70ZM80 256H79V257H80ZM89 256H90V255H89ZM98 256H99V255H98ZM103 256H104V253H103ZM110 256H111V254H110ZM110 256H109V257H110ZM154 256H155V255H154ZM162 256H163V255H162ZM220 256H221V255H220ZM223 256H224V255H223ZM15 257H17V256H15ZM15 257H14V258H15ZM18 257H19V255H18ZM24 257H25V256H24ZM46 257H47V256H46ZM52 257H53V255H52ZM59 257H61V256H59ZM65 257H66V256H65ZM81 257H83V256H81ZM118 257H119V256H118ZM118 257H116V259H117ZM141 257L144 258V259H142ZM201 257H202V256H201ZM227 257H228V255H227ZM0 258H1V257H0ZM3 258H4V257H3ZM7 258H8V257H7ZM26 258H27V257H26ZM32 258H33V257H32ZM56 258H57V257H56ZM70 258L72 259V257H70ZM97 258H98V257H97ZM97 258H96V259H97ZM100 258H101V256H100ZM106 258H107V257H106ZM113 258H114V256H113ZM113 258H112V259H113ZM130 258H132V257H130ZM133 258H135V257H133ZM161 258H162V257H161ZM161 258H160V259H161ZM170 258H171V257H170ZM263 258H264V257H263ZM9 259H10V258H9ZM16 259H17V258H16ZM34 259L36 260V258H34ZM34 259H33V261H34ZM66 259H67V258H66ZM78 259H79V258H78ZM82 259H83V258H82ZM93 259H94V257H93ZM107 259H108V258H107ZM112 259L110 258V261H109V262H111ZM114 259H115V258H114ZM118 259H119V258H118ZM118 259H117V260H118ZM127 259H128V258H127ZM146 259H147V258H146ZM158 259H159V258H158ZM160 259H159V261H160ZM163 259H164V258H163ZM202 259H203V258H202ZM228 259H229V258H228ZM257 259H258V258H257ZM257 259H256V260H257ZM13 260H14V259H13ZM13 260H12V261H13ZM18 260H19V259H18ZM20 260H21V258H20ZM44 260H45V259H44ZM63 260H64V259H63ZM69 260H70V259H69ZM72 260H73V259H72ZM80 260H81V259H79V261H80ZM83 260H84V259H83ZM87 260H89V258H87ZM101 260H102V259H101ZM101 260H100V262H102ZM104 260H105V258H104ZM130 260H131V259H130ZM147 260H148V259H147ZM151 260L154 261L153 259H151ZM181 260H183V259H180V261H181ZM199 260H200V259H199ZM225 260H226V259H225ZM23 261H25L24 258H23L22 262H23ZM52 261H53V260H52ZM79 261H78V262H79ZM81 261H82V260H81ZM85 261H86V259H85ZM98 261H99V260H98ZM122 261H123V262H121V263H124V260H122ZM149 261H150V260H149ZM183 261H185V260H183ZM197 261H198V260H197ZM204 261H205V260H204ZM250 261H251V260H250ZM1 262H4V261H1ZM19 262H20V261H19ZM26 262H27V261H26ZM38 262H39V261H38ZM45 262H48V261H45ZM49 262H50V261H49ZM58 262H59V261H58ZM62 262H63V261H62ZM65 262H66V261H65ZM78 262H77V263H78ZM82 262H83V261H82ZM82 262H81V264H83ZM94 262H95V261H94ZM100 262L97 263V264H101ZM104 262H105V261H103V263H104ZM116 262H117V261H116ZM126 262H127V260H126ZM185 262H186V261H185ZM192 262H193V261H192ZM195 262H196V261H195ZM226 262H227V261H226ZM243 262H244V261H243ZM256 262H257V261H256ZM8 263H9V261H8ZM31 263H32V262H31ZM34 263H35V262H34ZM79 263H80V262H79ZM85 263H86V262H85ZM90 263H92V261H91ZM105 263H106V262H105ZM105 263H104V264H105ZM112 263H113V260H112ZM130 263H131V262H130ZM152 263H153V262H152ZM152 263H149V262H148V264H152ZM156 263H158L157 260H156ZM159 263H160V262H159ZM193 263H194V262H193ZM232 263H233V262H232ZM236 263H237V262H236ZM251 263H252V262H251ZM257 263H258V262H257ZM262 263L264 264V262H262ZM5 264H6V263H5ZM20 264H21V263H20ZM22 264H23V263H22ZM29 264H30V263H29ZM32 264H33V263H32ZM45 264H46V263H45ZM54 264H56V263H54ZM65 264H66V263H65ZM75 264H76V263H75ZM93 264H95V263H93ZM113 264H114V263H113ZM115 264H116V263H115ZM118 264H119V263H118ZM160 264H181V263H178V262L174 261V259H172V258H171V259H168V258H167L166 260H163V261L161 260V263H160ZM182 264H183V263H182ZM196 264H201V263H200V262H199V263L196 262ZM202 264H204V263H202ZM221 264H222V263H221ZM243 264H244V263H243ZM258 264H259V263H258Z\"/></svg>","mask_w":264,"mask_h":264}]
</instances>
